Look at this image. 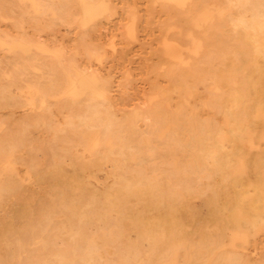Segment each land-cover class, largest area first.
<instances>
[{
    "label": "rangeland",
    "instance_id": "1",
    "mask_svg": "<svg viewBox=\"0 0 264 264\" xmlns=\"http://www.w3.org/2000/svg\"><path fill=\"white\" fill-rule=\"evenodd\" d=\"M10 1V0H9ZM12 1H13V3H12ZM40 1V3H39V5H37V10H36V8H35V6L34 5H32V3H30V1H26V3L24 2H22V0H17V2H16V0H11L10 2H8V1H3V0H0V2H3V5H5V6H3L2 5V3L0 4V80H2V81H0V83L3 85V88L5 89V92L3 91V88L1 89V87H2V85H1V87H0V89H1V91L2 92H0V97L1 98H3L4 100L2 101V99L0 100L1 101V103L3 102H5L7 99H9V100H7V101H9V102H5L6 103V107H5V105L2 103V105L4 106H2L1 105V103H0V124L2 123L3 125H0V130H1V126H2V130L0 131L1 133L0 134H2V131H3V134H2V136L0 137V150L3 148V150H1L0 152L2 153H0V251L2 252H0V264H4L5 263V261H6V263L5 264H7V263H10V264H12V262H13V264H15V263H17V261H18V264H19V262L21 261V263L22 264H24L23 262H26L25 264H34V262H35V264L37 263H39V264H41V262L43 263V264H45L47 261L50 263V264H52V263H54V264H59L58 262H60V264H61V262H62V264L64 263V261H65V263L64 264H71V263H74V264H76V263H78V264H93V263H95V261H98L97 262V264H108L107 262H109V264H111V262H112V260L115 258V256H116V260H113V262H112V264H116V263H118V261H120V263H118V264H126L127 263V261H128V259H129V262H128V264L130 263V259H131V263L130 264H142V262H143V264H148V262H150L149 264H153V262H154V264L156 263V264H158L157 263V261H155L154 260V258H156V256H153V255H155V253H158L159 254V252L160 251H158V250H160L163 246L165 247H163L162 248V250L161 251H163L164 252V250L166 249V252H164V253H162V252H160V254H162L163 255V257L165 258V256H166V258L168 259L167 261H169V263L171 262H173V260H172V257H169L170 255H168V254H170V252L172 251L173 252V250H175L176 248L178 249V257H179V259H177L178 257L176 256V259H175V263L174 264H180V262H181V264H182V261L183 260H185L188 264H190L193 260H194V258L198 255V254H200V255H202V257L203 256H208L209 254H211L212 252V254L210 255V256H208V257H206V258H204L203 257V264H214V261L213 260H215V264H216V261H217V264L219 263V262H222V259H223V263L224 264H230V263H232V261H234V263L236 262V264H241V261L243 260V264H264V221L262 220V222H260L259 220H256V221H258L259 222V224H257V227L256 228H253V229H249L248 227V229L249 230H252L251 232H249V230H247L246 229V227H245V229L244 230H246V231H244L243 229H242V231H238L237 229H235L234 228V225L232 224V222H231V226L230 227H233V230H234V235H232V228L230 229V227H229V225L227 224V222L225 223L226 224V226L228 225V227H225V224H224V222L225 221H228L229 220V213H231L232 211H230V207L233 209V208H235V210L233 209V212H236V213H239L240 215H241V217H243V218H248V219H250V220H254V219H259V218H261V216L264 218V214H262V213H264V170H263V168L264 167H262V165L261 164H259V163H257V162H255L254 163V161H256L255 159H256V157H257V159H259V158H261L262 159V157L264 156V150H260V147L263 149L264 148V135H263V133H264V119H260L259 121H261V123L260 122H258L257 124H255L256 126L257 125H259V127H257V129H256V126L255 127H251V126H254V123L251 125L250 123H248V122H250V121H247L248 120V117L247 118H245L246 116H245V114L246 113H249V112H251L252 110H253V106H251V102H254V99H257L258 97H256L254 94H259L258 96H259V98L260 97H262L261 99H258L259 101H261V102H263L264 101V95L262 96V94H264V77H262V76H264V72L262 73V75L261 76H259L257 73L255 74V73H253L255 70V67L257 66V65H259V63L258 62H260V65H259V67L260 66H263V67H261V68H263L264 69V61H263V59H262V61H256V58H254V60H253V57H251L252 56V51H251V49H253V48H251V46H252V44L250 43V42H248L249 40L246 38L247 36H248V34H249V29L248 28H244L245 26L243 25V22H242V24H241V18L239 17L240 15L242 16L243 15V11H244V9L245 8H247V7H249V5L248 4H250L249 3V1L250 0H241L240 1V3H239V0H227V2H226V4L224 3L226 0H224L223 1V3L221 4V1L222 0H180V2L181 3H179V4H177V5H175V3H173V2H171V1H166V0H164V1H161V0H113V1H111V0H89V3H83V2H81V3H79L80 1H76V0H66V2L64 1V0H55V3L56 2H60L59 4L58 3H56L57 5L54 7V8H58L57 6H60L61 7V5L62 6H64L63 8L61 7V9H60V7H59V9H57L58 10V12H57V10H54V12H53V10H51V8H49V7H51V5L54 3L53 1L54 0H39ZM63 1V2H62ZM70 2V3H73L74 2V4H69L68 2ZM197 1H198V4H197ZM199 1H201L202 2V4L203 5H200L201 3L199 2ZM229 1V2H228ZM238 1V2H237ZM246 1L248 2V4L246 3ZM253 1H255V0H253ZM258 1H260L259 2V4H261L262 3V0H256V2H258ZM6 2H8V3H5ZM19 2V3H18ZM21 2V3H20ZM45 2H46V4H45ZM53 2V3H52ZM90 2H91V4H90ZM100 2V3H99ZM102 2V3H101ZM111 2V3H110ZM169 2V3H168ZM206 3V5H207V7H206V5L204 4V3ZM217 4H216V3ZM234 2H236V3H234ZM263 2H264V0H263ZM29 3H30V5H29ZM43 3V4H42ZM66 4V5H64V4ZM68 3V4H67ZM78 3V4H77ZM96 3V4H95ZM194 5H193V4ZM209 3V4H208ZM229 3V4H228ZM231 3H232V5L233 6H231ZM236 4V5H234V4ZM243 3H245L244 4V6L242 5ZM11 4V5H10ZM22 4H24V5H22ZM50 4V5H49ZM169 4V5H168ZM186 4L188 5L189 4V6L190 7H186ZM2 5V6H1ZM27 5H29V7H26ZM69 5H71V6H69ZM84 6L83 8L81 7V6ZM91 5H93V6H91ZM109 5H111V6H109ZM173 5V7L171 8V6ZM184 5V6H183ZM226 5V6H225ZM238 5H239V7H238ZM242 5V7L243 8H241L240 6ZM251 5V4H250ZM14 6V7H13ZM42 6H44V7H47V8H45V11H41L42 9L44 10V8L42 7ZM67 6H69V8L67 7ZM75 6H78V8L76 7L75 8ZM89 6H91V7H89ZM95 6V7H94ZM176 6H178V7H176ZM195 6H197V7H201V9H199L198 8V10H194V9H197V7L195 8ZM211 6V7H210ZM228 6V7H227ZM230 6H231V8H230ZM234 6H236V9H235V7ZM7 8L6 10L5 9H3V8ZM16 7V8H15ZM20 7V8H19ZM26 9H28L29 11H27V10H25V8ZM38 7H41L42 9H40V8H38ZM67 7V8H66ZM71 7H73V10H72V8ZM86 7V8H85ZM186 7V8H185ZM209 7V8H208ZM214 7V8H213ZM227 7V8H226ZM8 8H9V10H8ZM12 8V9H11ZM33 9V12H30L32 9ZM167 8H169V9H167ZM178 8V9H177ZM186 9V10H184V9ZM192 8H194L193 10H192ZM212 8V9H211ZM221 8V9H220ZM225 8V9H224ZM242 9V12H241V9ZM10 9H11V11L13 12H15V13H11L10 12ZM46 9H49V10H46ZM67 9V10H66ZM79 9V10H78ZM173 9V10H172ZM182 9H183V11H182ZM220 9V10H219ZM232 9V11H230ZM241 12V14L239 13V12H236V11H238V10ZM51 10V11H50ZM61 10V11H60ZM72 11H74V10H76V12L74 11L73 12V14L74 15H72L73 16V18H72V16L70 15L71 14V12ZM206 10H210V11H212V18H209V19H207V20H204L201 16H202V14H204V12L206 11ZM223 10V11H222ZM35 11V12H34ZM40 11L41 12H43V13H41L40 14ZM47 11V12H46ZM50 11V12H49ZM170 11V12H169ZM177 11V12H176ZM235 11V12H234ZM4 12V13H3ZM30 12V13H29ZM36 12H38V13H36ZM61 12V13H60ZM64 12V13H63ZM68 12H70V13H68ZM109 12V13H108ZM197 12V13H196ZM227 12H228V14H227ZM232 12V13H231ZM17 13V14H16ZM19 13V14H18ZM24 13H26V15L24 14ZM33 13H36L35 14V16H34V14ZM46 13H47V15H46ZM50 13L53 15H51V18L49 17V15H50ZM54 13V14H53ZM57 13V15L58 16H54L55 14ZM76 13H77V15H76ZM172 13V14H171ZM173 13H177L176 15L175 14H173ZM180 13L182 14V16L180 15ZM186 13H187V15L189 16H187L186 15ZM195 13V14H194ZM234 13V14H233ZM240 15H239V14ZM12 14V15H11ZM21 14V15H20ZM30 14H32V15H30ZM42 14H43V16H45V18H43V16H42ZM45 14V15H44ZM49 14V15H48ZM61 14V17L59 16ZM64 14V15H63ZM65 14H66V16H68V17H70V18H66L65 20H67V21H65V22H67V23H65L63 20L62 21H60L59 20V18L60 19H63L64 18V16H65ZM68 14V15H67ZM79 14V15H78ZM191 14V15H190ZM197 14V15H196ZM218 14V15H217ZM219 14H221V15H219ZM9 15H10V17H9ZM13 15L15 16V18H13ZM18 15V16H17ZM24 15V16H23ZM28 15H30L29 16V18H28ZM180 15V16H179ZM185 15V16H184ZM194 15V16H193ZM231 16V17H228L227 18V20L228 19H230V20H228V21H226V17L223 19L222 17L223 16ZM234 15H239L238 17L237 16H234ZM17 16V17H16ZM38 16V17H37ZM176 16V17H175ZM185 17V19H184V17ZM261 16H263V15H260L259 17H258V19L260 20H262L263 18H264V16L263 17H261ZM9 17V18H8ZM31 17V18H30ZM39 17H40V19H39ZM42 17V18H41ZM57 18V19H55V18ZM59 17V18H58ZM179 17V18H178ZM180 17H182L181 19H180ZM193 17V18H192ZM195 17V18H194ZM216 17V18H215ZM12 18V19H11ZM19 18V19H18ZM21 18H23L22 20H20ZM34 18V19H33ZM37 18V19H36ZM47 18V19H46ZM50 18V19H49ZM54 18V19H53ZM75 18H76V20H75ZM236 19V20H234V19ZM237 18H240V19H237ZM14 19H17V20H14ZM44 19V20H43ZM96 19V20H95ZM173 19H174V22H173ZM180 20V21H177V20ZM188 19V20H187ZM190 19H194L195 21H196V23H197V25L195 26V27H191L190 26V28H194V30H192V29H188V27L189 26H187L188 24V21L190 20ZM220 20V22H217V21H219ZM223 19V20H222ZM231 19H232V21H234V25H232L231 23H232V21H231ZM20 20V21H19ZM70 20V21H69ZM74 20V21H73ZM171 20V21H170ZM203 20V21H202ZM210 20H212V21H210ZM215 20V21H214ZM222 20V21H221ZM238 20V21H237ZM17 21H19V22H17ZM130 21H131V23H130ZM183 21V22H182ZM185 21H187L186 22V24L184 23ZM199 21V22H198ZM53 22V23H52ZM69 22H72V23H69ZM76 22H77V24H76ZM178 22V23H177ZM214 22V23H213ZM217 22V23H216ZM225 22H226V24H225ZM230 22V23H229ZM29 23V24H28ZM69 23V24H68ZM92 23V24H91ZM169 23V24H168ZM182 23H184L183 25H181ZM201 23H202V25H201ZM21 24V25H20ZM71 24V25H70ZM91 24V25H90ZM211 24H214V25H211ZM231 24V25H230ZM238 24V25H237ZM60 25V26H59ZM75 25H77L78 27H79V30H78V27L77 26H75ZM90 25V26H89ZM129 25V26H128ZM171 25V26H170ZM179 25H181V26H179ZM209 27H208V26ZM217 26V28H215L216 26ZM169 28H168V27ZM173 26V27H172ZM176 26H178V28L176 27ZM187 28H186V27ZM223 26H226V27H223ZM232 26H234V29H233V27ZM237 26H239V27H237ZM244 26V27H243ZM24 27V28H23ZM67 27V28H66ZM73 27V28H72ZM126 27H127V29H126ZM182 27H184V34L182 33L183 32V28ZM202 27V28H201ZM227 27H228V30L230 29V31H228L227 30ZM241 27H242V29H241ZM198 28V29H197ZM199 28H200V30H199ZM222 28H224V29H222ZM19 29V30H18ZM22 29V30H21ZM76 29H77V31H76ZM85 29V30H84ZM175 29V30H174ZM178 29V30H177ZM181 29V30H180ZM197 31H199V32H196V30ZM204 29V30H203ZM213 29V31H211ZM214 29H216L217 31L219 30V32H216V33H218L219 35H217L216 33H215V30ZM242 31H241V30ZM243 29H245V34L247 33V35H245L244 36V31H243ZM235 30V31H234ZM169 31V32H168ZM170 31H172V32H170ZM173 31H175V32H173ZM189 31V32H188ZM192 31H194V32H192ZM206 31V32H205ZM233 31V32H232ZM237 31V32H236ZM21 32V33H20ZM166 32H167V34H166ZM176 32H177V34H176ZM180 32V33H179ZM202 32L204 33V34H202ZM209 32H212V34L210 33L209 34ZM224 32V33H223ZM226 32V33H225ZM243 32V33H242ZM8 33V34H7ZM18 33H19V35H18ZM83 33V34H82ZM185 33H188V34H185ZM195 33V35L197 36V39H195L196 38V36L194 35L193 36V34ZM198 33V34H197ZM208 33V34H207ZM236 33V34H235ZM239 35H238V34ZM84 34H85V36H84ZM128 34V35H127ZM192 34V35H191ZM225 34V35H224ZM232 34V35H231ZM241 34V35H240ZM242 34H243V36H242ZM8 35V37H6ZM26 35V36H25ZM181 35V36H180ZM184 35H186V36H184ZM190 35V36H189ZM224 35V36H223ZM235 35V36H234ZM238 35V36H237ZM1 36H2V38H1ZM4 36V37H3ZM25 36V37H24ZM29 36V37H28ZM203 36V37H202ZM210 36V37H209ZM215 36H216V38H215ZM219 36H221V38H219ZM223 36V37H222ZM230 36V37H229ZM234 36V37H233ZM163 37H166L165 39L163 38ZM211 37H213L211 40L209 39V38H211ZM226 37L228 38V39H226ZM237 38V39H235V42H234V38ZM246 38L245 40H243L244 38ZM21 38H22V40H21ZM179 38H180V40H179ZM217 38H219L220 40H215V39H217ZM222 38H224V40L222 39ZM239 38H240V41H239ZM241 38H243V39H241ZM10 39V41H8ZM15 39V40H14ZM28 39V40H27ZM169 40V41H167V40ZM188 39V40H187ZM193 39V40H192ZM204 39V40H203ZM209 39V40H208ZM213 39H214V41H213ZM5 40V42H3ZM37 40V41H36ZM182 40H183V42H182ZM197 42H196V41ZM200 40H202V42L204 41L205 43H203L204 45L205 44H207V41H208V45H205V46H208V51L206 52V50H207V48L204 46L203 47V45L201 44L202 42L200 41ZM206 40V41H205ZM241 40L243 41V42H241ZM248 40V41H247ZM6 41H8V42H6ZM167 41V42H166ZM174 41V42H173ZM192 41V42H191ZM214 42V43H211V42ZM224 41V43H223V45H221V42H223ZM232 41V42H231ZM9 42H11V43H9ZM33 43V44H29V43ZM163 42V44L164 45H166V46H164L163 44H162V46H161V43ZM185 42H187V43H185ZM209 42L211 43V44H209ZM220 42V43H219ZM227 42V43H226ZM237 42V43H236ZM247 42V43H246ZM35 43H37V44H35ZM169 43V44H168ZM181 43H183L184 45H187V46H189V47H187V46H183V44H181ZM190 43V44H189ZM196 43V44H195ZM199 45H201V46H199ZM226 43V44H225ZM237 45V48H235L234 46H236L235 44ZM243 43H245L244 44V46L246 45L247 46V48H246V46L244 47L243 46ZM11 44V45H10ZM179 44H181L180 46H179ZM213 44V45H212ZM214 44H216L217 46H218V48H217V46L215 47L214 46ZM225 44V45H224ZM240 44H242L241 45V47H239L240 46ZM249 44H251V45H249ZM17 45V46H16ZM32 45L34 46V47H32ZM37 45V46H36ZM168 45H170V46H168ZM212 45V46H211ZM232 45H233V47L235 48H233V49H231L230 47H232ZM239 45V46H238ZM2 46H3V50H2ZM5 46V47H4ZM39 46V47H38ZM168 46V47H167ZM211 46V47H210ZM222 46H224V48L222 47ZM230 46V47H229ZM43 49H42V48ZM164 49H162V48ZM172 48V49H174V50H176L177 52H180V53H178L179 55H178V57H172L171 56V59L172 60H175L176 58H178V59H176V60H178V62L177 63H175V62H173L172 60L170 61V58H168V55H165V48ZM177 47V48H176ZM198 47V48H197ZM210 47V48H209ZM220 47H222L221 48V50H220ZM251 49H250V48ZM17 48L19 49L18 51H17ZM32 48H33V50H34V52H33V50H32ZM47 50H46V49ZM215 48V49H214ZM225 48H227V49H225ZM239 48V49H238ZM244 48V49H243ZM246 48V49H245ZM248 48H249V50L251 51V52H249L248 53ZM6 49V50H5ZM14 49V50H13ZM36 49V50H35ZM179 49H180V51H179ZM231 49V50H230ZM10 50V51H9ZM20 50H21V52H20ZM48 50H50L49 52H47ZM76 50V51H75ZM90 50V51H89ZM188 50V51H187ZM197 50H198V53H197ZM199 50L201 51V50H203V51H201V53L199 52ZM225 51V50H227V53L228 52H230V51H235L234 53H236V56L234 55V53L232 54L231 52L229 53L230 55H232L231 57H229L228 56V54H226V51L224 52V54H223V52H220V51ZM247 52H246V51ZM6 51V52H5ZM14 51H15V53H14ZM18 53H17V52ZM39 51V52H38ZM56 51V52H55ZM69 51V52H68ZM89 51V52H88ZM92 51V52H91ZM205 51V52H204ZM209 51H211V52H209ZM238 51H240V52H238ZM245 51V52H244ZM25 53V54H23V53ZM33 52V53H32ZM38 52V53H37ZM55 52V53H54ZM77 54H76V53ZM97 52V53H96ZM188 52H190V53H188ZM195 52V53H194ZM204 52V53H203ZM209 52V53H208ZM212 52H214L215 53V57L214 56H212ZM221 54H220V53ZM245 53V56H243L244 55V53ZM6 55H5V54ZM9 53V54H8ZM31 55H30V54ZM36 53V54H35ZM40 53H41V55H40ZM46 53H49V55H51L52 54V57H47V56H49L48 54H46ZM90 53V54H89ZM94 53H96V54H94ZM192 53V54H191ZM208 53V54H207ZM211 53V54H210ZM239 53V54H238ZM241 53H243L242 55H241ZM249 55H248V54ZM13 54V55H12ZM48 58H46L44 55ZM55 54H56V57H55ZM66 54V55H65ZM85 54H87V55H85ZM167 54V53H166ZM194 54V56H192ZM200 56H199V55ZM202 54H204V56L206 57V61H205V57L202 55ZM221 56V57H219V55ZM224 55V59H225V57L227 58V60L226 61H228V63L226 62V65H225V63H224V65H222L223 64V62L225 61L224 59H222L223 61L221 62L219 59H221V58H223L222 56ZM9 55H10V57H9ZM33 55V56H32ZM36 55V56H35ZM41 57H40V56ZM73 55H75V56H73ZM90 55V56H89ZM162 55H164V58H165V60H164V58L162 57ZM206 55H210L209 57L208 56H206ZM214 55V54H213ZM218 55V56H217ZM241 55V56H240ZM251 55V56H250ZM30 57L31 56V61H29V59H27L28 57ZM100 56V57H99ZM167 56V57H166ZM196 56H198V58H199V60H198V58H196ZM235 58H234V57ZM8 57H9V59L10 60H13V62L12 61H10V60H8L7 61V59H8ZM23 57V58H22ZM25 57H27L26 59H25ZM46 59H45V58ZM54 57V58H53ZM57 57H58V59L59 60H57ZM66 60H63V61H65V62H61L62 61V59L63 58ZM71 57V58H70ZM77 57V58H76ZM91 57V58H90ZM170 57V56H169ZM181 57V58H180ZM185 58V59H182V58ZM194 57V58H193ZM214 57V58H213ZM252 59H251V58ZM13 58V59H12ZM14 58L17 60L18 59V61H16V60H14ZM22 58V59H21ZM37 58H39V59H37ZM49 58H52L53 59V61L55 62H53L51 59H49ZM56 58V59H55ZM67 58V59H66ZM89 58V59H88ZM95 58V59H94ZM210 58V59H209ZM218 60H217V59ZM239 58V59H238ZM248 58V59H247ZM180 59V60H179ZM197 59V61L195 62V63H193L195 60ZM200 59H202L203 60V62H202V60H200ZM212 59H216L215 60V62L217 61V63H219L220 64V62H221V66H219L217 63H215L214 62V60H212ZM234 59V60H233ZM238 59V60H237ZM34 60H38L39 61V63H38V61H35V63L36 64H34ZM45 60H48V61H46L45 62ZM58 61V63H56L57 61ZM68 60H71V61H68ZM76 60H78V61H76ZM96 60H98V61H96ZM211 60H212V62H211ZM229 60L231 61V63L229 62ZM249 60H251V61H249ZM258 60V59H257ZM42 61H43V64H42ZM52 61V62H51ZM182 61V62H181ZM187 61V62H186ZM191 61V62H190ZM201 61V62H200ZM234 61H238V62H234ZM253 61H255V62H253ZM16 62H19V65H18V68H19V66H20V71H19V69H18V71H19V73H18V71L15 69V68H17V64L18 63H16ZM22 62V63H21ZM29 62H31V64L29 63ZM47 62H48V64H47ZM51 64H50V63ZM74 62V63H73ZM185 62V63H184ZM198 62V63H197ZM199 62H200V64H199ZM207 62H208V65H204V64H207ZM214 62V63H213ZM251 62H252V64H251ZM6 63H8V64H6ZM10 63H12V64H15L16 63V66L15 65H11ZM27 65H26V64ZM64 63V64H63ZM66 63V64H65ZM179 63V64H178ZM180 63H181V65H180ZM183 63V64H182ZM211 63L213 64V66L215 65H218V66H214L215 67V69H214V72H215V70L216 69H218V71H216L217 73H220V74H218V76L217 77H215L216 75H217V73L215 72H213V68L214 67H212V65H211ZM230 63V64H229ZM232 63H233V65H232ZM236 63H238V64H236ZM249 63V64H248ZM256 63V64H255ZM258 63V64H257ZM2 64H4V65H2ZM25 64V65H24ZM38 64V65H37ZM40 64V65H39ZM47 64V65H46ZM53 64H55L56 65V67H55V65H53ZM58 64H61V65H58ZM68 64H70V65H68ZM100 64V65H99ZM169 64V65H168ZM194 64H198V66L196 67V65H194ZM203 64V65H202ZM209 64H210V66H209ZM247 64V65H246ZM263 64V65H262ZM36 65V66H35ZM76 65H78V67H76ZM82 65V66H81ZM165 65H166V67H165ZM173 65V66H172ZM178 65V66H177ZM183 65V66H182ZM232 65V66H231ZM238 65V66H237ZM241 65V66H240ZM249 65H251V66H249ZM255 65V66H254ZM4 66H6V67H4ZM10 66V67H9ZM12 66V67H11ZM24 66H26V67H23ZM33 67V69H31V67ZM38 66V67H37ZM43 66V67H42ZM51 66V67H50ZM60 66V67H59ZM71 66V67H70ZM84 66V67H83ZM88 66V68H85V67H87ZM201 66H203L204 68H206L207 66V68L209 69L208 71H207V69H206V71L204 70V68L202 67V68H200V69H202L201 71H199L200 69L198 68V67H201ZM206 66V67H205ZM223 66H225V69L227 70V72L225 71V69H224V67ZM226 66H228L227 68H226ZM28 67H29V69H31V72H30V70L28 69ZM45 67V68H44ZM46 67H49L50 69L49 70H46V69H48V68H46ZM64 67V68H63ZM80 67V68H79ZM179 67V68H178ZM186 67V68H185ZM219 67H221V68H219ZM230 67V68H229ZM253 67V71L252 70H250V68H252ZM55 68H56V70H55ZM60 68H62V71H61V69ZM74 70H73V69ZM83 68V69H82ZM167 68V69H166ZM169 68V69H168ZM172 68V69H171ZM199 70H198V69ZM212 69V71H211V69ZM228 68H229V70H228ZM233 70H232V69ZM245 68V69H244ZM247 68H248V70H247ZM15 69V70H14ZM23 69H25V70H23ZM39 71H38V70ZM57 69H58V71H57ZM68 69V70H67ZM183 69V70H182ZM193 69H197V70H193ZM4 70V71H3ZM7 70H9V71H7ZM12 70V71H11ZM23 70V71H22ZM36 71V74H35V71ZM52 70H53V72H52ZM66 70V71H65ZM78 70V71H77ZM95 70V71H94ZM177 70V71H176ZM190 70H192L191 71V73H190ZM224 72H223V71ZM232 71V73H231V71ZM243 70H244V73H243ZM247 70V71H246ZM26 71V72H25ZM41 71V74H39V72ZM46 71V72H45ZM57 73H59L60 72V75L59 74H57ZM170 71V74L168 73ZM229 71V72H228ZM246 71V72H245ZM248 71H250V73L248 72ZM4 72H6V73H4ZM10 72V73H9ZM21 72H23V73H21ZM33 72V73H32ZM182 72H183V74H182ZM194 72V73H193ZM196 72H198V73H200V74H202V72L204 73V76H203V74L200 76V74L198 75V73H197V76H195L196 75ZM213 72V73H212ZM235 72H239L238 74H240V75H238L237 73H235ZM243 74H245V75H243ZM1 73H4V75L2 74V76H3V78H2V76H1ZM8 73V74H7ZM21 73V74H20ZM30 73V74H29ZM69 74V75H66V74ZM71 73V74H70ZM77 73H78V75H77ZM186 73V74H185ZM189 73V74H188ZM205 73H206V76H205ZM10 74V75H9ZM19 74V75H18ZM27 74H28V76L29 77H26L27 76ZM57 74V75H56ZM74 74V75H73ZM100 74V75H99ZM195 74V75H194ZM214 74H216V75H214ZM223 74H225L224 76H223ZM227 74H230V76L228 75V77H227ZM254 74V75H253ZM7 75H8V77H7ZM22 75V76H21ZM41 75V76H40ZM53 75H55V76H53ZM64 75V77L62 78V76ZM67 77H66V76ZM71 75H73L74 77H72ZM98 75V76H97ZM189 75H191V77L189 78ZM195 76L194 78H192L193 76ZM207 75H208V77H207ZM211 75H214L213 77L211 76ZM231 75H232V77H231ZM238 75V76H237ZM61 76V78H59ZM68 76H70V77H68ZM102 76V77H101ZM211 76V77H210ZM254 76H255V78H254ZM7 77V78H6ZM23 77V78H22ZM34 77V78H33ZM100 77V78H99ZM179 77V78H178ZM182 78V80L185 82V85H184V82H182V80H181V78ZM199 77H200V79H199ZM203 77V78H202ZM220 77H221V79H220ZM230 77V80H228V78ZM234 77V79L236 78V81L234 80H232V78ZM240 77H241V79H240ZM245 77H247V78H245ZM20 78V79H19ZM65 78H67V80H65ZM75 78V79H74ZM102 78V79H101ZM188 78V79H187ZM205 78V79H204ZM208 78V79H207ZM215 78V79H214ZM239 80H238V79ZM258 78V79H257ZM259 78H261V79H259ZM4 79V80H3ZM50 79V80H49ZM53 79H54V81H53ZM73 79H74V81H73ZM181 81H180V80ZM200 80V81H202L201 83H200V81H196V80ZM208 81H207V80ZM247 79V80H246ZM263 79V80H262ZM13 80H16V81H14V82H12ZM21 80V81H20ZM40 80V81H39ZM61 80V82H58V81H60ZM64 80V81H63ZM102 80H105L104 82H102L101 83V81ZM195 80V81H194ZM206 81L205 83H204V81ZM216 80H217V82H216ZM218 80H220L219 81V83H221L219 86H218ZM241 80V82L239 83V81ZM243 80H245V81H243ZM258 80H261V81H258ZM29 81H31V82H29ZM38 81V82H37ZM42 81H44V82H42ZM63 81V82H62ZM67 81V82H66ZM69 81H70V83L73 81V84L71 83H69ZM177 81H179V82H177ZM187 81V82H186ZM189 81H191V82H189ZM195 82V83H192V82ZM213 81H215V82H213ZM225 81V82H224ZM238 81V82H237ZM243 81V82H242ZM31 83V85L33 86V85H36V87H39L41 90H42V87H43V91H44V93H46V105L49 107V109H48V107H42V108H46V109H42V108H39V106H36L35 108L37 109V112H36V110H35V108H33L31 105H28V103L26 102V101H24V100H26V93H27V89H28V87H29V85L28 84H23V83ZM32 82H33V84H32ZM36 84H35V83ZM47 82V83H46ZM57 82V83H56ZM65 82H66V84H65ZM77 82V83H76ZM182 82V83H181ZM196 82H199V83H197L196 84ZM209 82V83H208ZM213 82V83H212ZM224 82V83H223ZM227 82V83H226ZM228 82H229V84L230 83H232L231 85H229L228 84ZM244 82L246 83V84H244ZM252 82H253V85H252ZM259 82H261V83H259ZM262 82H263V84H262ZM13 83V84H12ZM43 83V84H42ZM61 83H62V85H61ZM99 83V85H97ZM104 83H106V84H104ZM180 83V84H179ZM189 83V84H188ZM191 83V84H190ZM206 83H207V85H206ZM215 83V84H214ZM217 83V84H216ZM225 83H226V85H225ZM237 83V84H236ZM241 83H243V84H241ZM258 83V84H257ZM42 84V85H41ZM50 84V85H49ZM78 84V85H77ZM110 86H109V85ZM177 84V85H176ZM183 86H182V85ZM208 84L210 85V86H208ZM227 84H228V86H227ZM238 84H241V86H243V87H241L240 85L238 86ZM262 84V85H261ZM14 85V86H13ZM27 85V86H26ZM30 85V86H31ZM41 85V86H40ZM55 86L56 88V90L55 89H53L54 87L53 86ZM71 85V86H70ZM106 85V87L104 88L103 87V89H102V86H105ZM174 85V86H173ZM189 85H190V87H189ZM194 85V86H193ZM224 85L226 86V87H229L230 89V91H235V93L234 92H229L228 91V89L226 88V87H224ZM248 85V86H247ZM257 85H260V86H258V87H256ZM48 86V87H47ZM50 86H52L51 87V89L49 88ZM60 86H62V87H60ZM85 88H84V87ZM207 86V87H206ZM212 86V89L210 88ZM214 86V87H213ZM216 86V87H215ZM223 88H222V87ZM236 87V89L234 90L232 87ZM263 86V87H262ZM22 87V88H21ZM59 87V88H58ZM101 87V88H100ZM110 89H109V88ZM188 88V90H187V88ZM194 87V88H193ZM198 87V88H197ZM210 88V90H208L209 88ZM221 87V88H220ZM234 87V88H235ZM241 87V88H240ZM248 87H249V89H248ZM261 87H262V89H261ZM11 88V89H10ZM15 88H19V89H15ZM47 88H49V89H47ZM66 88V89H65ZM106 88H108V89H106ZM182 88V89H181ZM190 88V89H189ZM206 88H208V89H206ZM214 88V89H213ZM220 88V89H219ZM237 88H238V90H237ZM247 88V89H246ZM252 88V89H251ZM15 89V90H14ZM23 91H22V90ZM48 90V92H47V90ZM58 89H60L59 91H58ZM106 89V90H105ZM193 91H192V90ZM223 90V94H221V92H220V90ZM225 89V90H224ZM231 89H233V90H231ZM250 89H251V91H250ZM16 92H14V91ZM50 90V91H49ZM66 90V91H65ZM84 90V91H83ZM89 90V91H88ZM158 90V91H157ZM185 92H184V91ZM187 90V91H186ZM198 90H202V91H198ZM206 90H207V93L209 94V92H210V94H212L211 92H213V94H214V96L213 95H208L207 93H206ZM212 90H214L215 91V93H214V91H212ZM246 90H248V91H246ZM53 91V92H52ZM57 91V92H56ZM68 91V94H66L65 92H67ZM107 91V92H106ZM110 91V92H109ZM159 91H161L160 93H157V92H159ZM164 91V92H163ZM219 91V92H218ZM226 91H228L229 93H231V94H229V93H227ZM237 91H239V92H237ZM241 91L243 92V93H241ZM4 92V94H2ZM21 92V93H20ZM86 92V93H85ZM91 94H90V93ZM167 94H166V93ZM182 92H183V94H182ZM192 92V93H191ZM193 92H194V96H193ZM227 93V94H225V93ZM246 92V93H245ZM248 92V93H247ZM16 94V95H14V94ZM20 93V94H19ZM58 93V94H57ZM65 93V94H64ZM182 95H181V94ZM184 93H186V94H184ZM188 93L190 94V95H188ZM219 93V94H218ZM238 93H240V94H238ZM250 93V94H249ZM19 94V95H18ZM61 94V96H59ZM68 95L67 97L66 96H64V95ZM155 94V95H154ZM158 94V95H157ZM163 94V95H162ZM205 94H207V96H210V97H208L207 98V96L205 95ZM217 94L219 95V96H217ZM242 94H243V97H242ZM254 96H252V95ZM4 95V96H3ZM6 95V96H5ZM17 95H18V97H17ZM70 95V96H69ZM87 95L89 96V97H87ZM93 95V96H92ZM167 95V96H166ZM169 95V96H168ZM202 95V96H201ZM220 95L224 98L225 97V99H223L222 97H220ZM224 95V96H223ZM230 97H229V96ZM238 97H237V96ZM245 95V96H244ZM251 95V96H250ZM8 96V97H7ZM15 98H14V97ZM20 96H21V98H20ZM48 96H50V97H48ZM57 98H56V97ZM83 96V97H82ZM84 96H86V97H84ZM100 96V97H99ZM153 96H155V97H153ZM159 96H161V97H164V98H166L165 100H164V98H163V100H162V98H160ZM179 96H182V97H179ZM188 97V98H186V97ZM205 96H206V98H205ZM242 97V99H239L240 97ZM247 96H249V97H247ZM53 97H55V99L57 100H55V99H53ZM59 97V98H58ZM63 97V98H62ZM70 97H72V98H70ZM79 97H82V98H79ZM100 98V100H101V98L102 97H104V99L103 100H101V101H104V100H106L107 102H106V104H105V101L103 102L104 103V105H102L103 103L102 102H100V103H98L97 104V102H98V98ZM110 97H111V99H110ZM169 97V98H168ZM191 97H193L192 99H191ZM211 97H213V98H211ZM218 97H219V99H218ZM236 97V98H235ZM253 97V98H252ZM5 98H7L6 100H5ZM65 98H67L68 100H73V98H74V100H75V102H71V101H68V100H66ZM84 98V99H83ZM91 98V99H90ZM170 98H171V100H170ZM216 98V99H215ZM232 98V99H231ZM233 98H235V100H233ZM243 98H244V100H243ZM248 98H249V100H248ZM17 99H21V100H17ZM48 99V100H47ZM59 99H64L63 101L61 100H59ZM83 99V100H82ZM157 100V99H159L160 100V103H159V100L158 101H154V103L152 102L153 100ZM182 99V100H181ZM198 99H200L199 101H200V103H199V101H197ZM209 99H211L210 101H209ZM13 100H15L14 102H15V105L13 104L14 102H13ZM73 100V101H74ZM79 100H82V101H87L86 103L88 104V107H89V105H92V108H95V109H92V110H94V112L92 111V110H90V113H91V111L93 112V114H95V115H93V114H91L93 117L94 116H96V117H92L91 115H90V113H88V114H86L87 113V111L89 112V109H90V107L88 108V107H84V108H87V109H84L83 108V106L84 105H86L85 104V102H82V101H79ZM91 100V102H89ZM97 100V101H96ZM99 100V101H100ZM109 100V101H108ZM165 102V104L164 105H162L161 106V104H163V102ZM170 102H169V101ZM188 101V102H185V101ZM214 100V101H213ZM219 100V101H218ZM222 100V101H221ZM225 100V101H224ZM239 100H240V103H239ZM242 100V101H241ZM248 100V101H247ZM250 100H251V102H250ZM11 101V102H10ZM67 101H68V103L70 104V108H69V106H66V107H64V105H68L67 104ZM95 101V102H94ZM148 101H150V102H148ZM166 101H168V102H166ZM182 101V102H181ZM213 101V102H212ZM219 102V107H218V105L215 107V106H213L212 104H214V105H216L215 103L216 102ZM224 101V102H223ZM228 101H230V102H228ZM234 101H236V103H237V106L235 105V107L233 106V104H236ZM18 102V103H17ZM61 102H63L64 104H61ZM77 102V103H76ZM155 102H157V104L155 103ZM162 102V103H161ZM231 102H233V103H231ZM21 105H20V104ZM24 103V104H23ZM50 103V104H49ZM74 103V104H73ZM82 103H84V104H82ZM94 103V104H93ZM95 103H96V107L94 106L95 105ZM108 103V104H107ZM212 103V104H211ZM223 103H228V104H224L225 105V107H224V105H223ZM241 103H242V105H241ZM245 103V104H244ZM250 103V104H249ZM15 106H13V105ZM17 104H19V106L17 105ZM26 104L28 105V106H26ZM71 104H73V105H71ZM78 104V107L76 106ZM82 104V105H81ZM159 104V105H158ZM166 104H167V106H166ZM200 104V105H199ZM231 104V105H230ZM247 104V105H246ZM23 105V106H22ZM25 105V106H24ZM57 105V106H56ZM60 105L62 106V111H61V107H60ZM100 105H102L101 107H100ZM108 105V106H107ZM110 105V106H109ZM156 105V106H155ZM223 105V106H222ZM228 105V106H227ZM230 105V106H229ZM241 107H239V106ZM244 105V106H243ZM263 105H264V102H263ZM13 106V107H12ZM71 106L73 107V106H75V107H73V108H71ZM99 106V107H98ZM104 106H106V109L104 108ZM111 106H112V111H111ZM30 109H29V108ZM39 108V110H38V108ZM53 107V108H52ZM78 109H77V108ZM82 107V108H81ZM103 107V108H102ZM150 107H151V109H150ZM156 107V108H155ZM158 107V108H157ZM160 107V108H159ZM170 107V108H169ZM194 107V108H193ZM233 107V108H232ZM59 108H60V111H59ZM147 108H149L148 110H150V111H147ZM163 108H164V110H163ZM166 108L168 109H171V110H166ZM174 108V109H173ZM176 108H180V110H182V109H184V110H182V111H180V110H178V109H176ZM182 108V109H181ZM192 108L195 110V114L193 115V113L194 112H192ZM220 110H219V109ZM235 108V109H234ZM32 109V110H31ZM43 111H42V110ZM53 109V110H52ZM54 109H56V110H54ZM69 109H72V110H70L69 111ZM76 109V111H77V113H78V116H79V118L77 119L76 117H78L75 113H76V111L74 112V110ZM100 110V113H99V110ZM101 109H103V110H101ZM110 109V110H109ZM113 109H115V110H113ZM157 109V110H156ZM160 110V112H159V110ZM176 109V110H175ZM186 109V110H185ZM217 109L219 110V113H217L218 111H217ZM227 109L228 110H234L233 112L235 113H233L232 111H227ZM238 109V110H237ZM25 110H30V112H26ZM48 110V111H47ZM52 110V111H51ZM86 112L85 113V115H86V117H85V115H84V111ZM87 110V111H86ZM98 110V113L96 112ZM163 110V111H162ZM178 110V111H177ZM187 110H189V111H187ZM223 111V114H220V112L222 113V111ZM238 112H240V115L239 114H237V111ZM240 110V111H239ZM65 111H66V113H65ZM71 111H73L72 113H70ZM102 111V112H101ZM112 112V113H107V112ZM116 112L115 114H117V112H118V114L117 115H115L114 114V112ZM141 111V112H140ZM156 111V112H155ZM165 111V113H166V111H167V113H166V115L167 116H169L168 117V119L166 118V115L165 114H163L162 112H164ZM173 111L175 112H177L178 114L180 113V112H182V115L181 114H179L180 116H182L181 118H183V119H185V115H186V113H187V115H189V116H187L186 115V119H188L189 118V120L187 121L186 119L184 120V122H182L183 121V119H181V118H179V115L176 113V115L174 114H172L173 113ZM245 111V112H244ZM46 114H45V113ZM48 112V113H47ZM56 112V113H55ZM68 112V113H67ZM134 114H133V113ZM226 112H228L229 113V115H228V113H226ZM25 113H26V115H25ZM28 113V114H27ZM55 113V114H54ZM108 115H107V114ZM136 113V114H135ZM145 113H148V115L147 114H145ZM160 113V114H159ZM171 113V114H170ZM190 113V114H189ZM225 113V114H224ZM230 113L231 114H233V117L230 115ZM30 114V115H29ZM47 114H49V116L47 115ZM63 114V115H62ZM66 114V115H65ZM70 114V115H69ZM97 114H100V117L97 115ZM112 114H113V116H112ZM139 114H141V115H139ZM143 114V115H142ZM145 114V115H144ZM152 116V118H151V116ZM153 114V115H152ZM32 115V116H31ZM37 115V116H36ZM40 115H42V117L40 116ZM62 117H61V116ZM84 115V117H82ZM101 115H102V118L104 119H101ZM107 116V117H105V116ZM112 116V117H110V119H112V120H110L108 117L109 116ZM125 115V116H124ZM155 115H156V117H155ZM160 115H162V116H160ZM171 115V116H170ZM177 115H178V118H177V121H176V117H177ZM184 115V116H183ZM225 115V116H224ZM236 115H237V119H235L236 118ZM245 116L244 118H245V120H244V118L242 117V116ZM25 116H27V117H25ZM32 118H30V117ZM34 116H35V118H34ZM53 118H52V117ZM59 116V117H58ZM63 116H65V117H63ZM67 116V117H66ZM70 116H74V117H71V119L69 118ZM90 116L92 119H95L96 121H100V119H101V123H100V125H102V122H103V125H107V127H108V125L109 124H111V125H109L110 127H108V133H109V136H106V138L108 139H103L102 138V142H101V144H99L98 145V147H99V150H97V147H96V149H95V147H94V141L92 140L93 139V129H96V127L98 126H95V124H96V122L94 121V120H92V119H90V121L88 122V121H86L85 119H88V117ZM97 116L99 117V119L97 118ZM115 116V117H114ZM118 116H124V117H118V119H117V117ZM128 116L130 117V118H128ZM163 116H165V117H163ZM194 116V117H193ZM199 116V117H198ZM229 116H231L232 117V119H231V117H229ZM235 116V117H234ZM238 116H240L241 118L240 119H243L242 120V123L240 124V128H242V130L246 127V129H244L243 130V132H244V134L246 135V130H247V128H249V126H250V128H252L253 129V134L255 133L256 134V132L257 133H259V134H256L257 136H259V135H261L260 137H256L255 136V134H254V140L257 142V143H259V145L255 142V145L248 151V152H245V154L243 153V154H240V155H236V156H234V161H236V158H239V159H242V160H244V166H243V168H241L240 170H234L233 172V174H231L229 171H227L226 173H224V172H221V170L219 169V164H218V162L220 161V155L224 158V155H225V157H226V154H225V151L226 152H228L229 150H231L235 145H234V141H233V139H232V137H229V135H228V131H226L227 129H228V127H229V125L228 126H225V122H226V119L228 118V121H229V119L231 120V121H233L231 124H230V122H229V124L230 125H232V124H234L237 120H240L239 118H238ZM48 118V119H51V120H46L45 121V119L46 118ZM57 117L59 118V119H57ZM89 117V118H90ZM126 117V118H125ZM144 117H145V119H144ZM147 117V118H146ZM162 119L161 120V123L162 124H160L159 122H160V119ZM175 117V118H174ZM195 117H197L196 119H198V121L195 119ZM220 117V118H219ZM221 117H223L222 119L224 120H221ZM22 118V119H21ZM25 118H27V119H25L26 120V122L25 123H27L26 125H25V123H24V119ZM42 118H45V119H42ZM85 118V119H84ZM124 118V119H123ZM171 118V119H170ZM216 118H218L217 120H215ZM9 119V120H8ZM33 119H35L34 121H33ZM38 119H41L42 120V124H41V120H40V122H39V120ZM55 119V120H54ZM64 121H63V120ZM68 119L70 120V122H68ZM77 119V120H76ZM80 119H82V120H84L83 122L82 121H78V120H80ZM113 119H114V121H115V124L114 125H116V129H115V126H113L112 127V124L114 123V121H113ZM120 119V120H119ZM122 119V120H121ZM135 119V120H134ZM140 119V120H139ZM153 119V120H152ZM168 120V121H165V120ZM181 119V120H180ZM193 119V120H192ZM203 119V120H202ZM212 119V120H211ZM23 120V122H21ZM28 120V121H27ZM30 120H32V121H30ZM44 120V121H43ZM57 120H59V122L57 121ZM74 120H76V121H74ZM117 120H119V122H120V124H118L119 122L117 121ZM132 121L131 122V124H130V121ZM171 122H170V121ZM175 120L179 125H177L176 126V122L173 121ZM178 120H180L179 122H181V123H179L178 122ZM190 120H192V121H190ZM199 120H201V122H199ZM205 120V121H204ZM50 121V122H49ZM53 121H56V122H54L53 123ZM65 121H66V123L67 124H69V125H67V124H65ZM92 121H94L93 122V125H92ZM113 121V122H112ZM129 121V122H128ZM149 121L151 122V124L149 123ZM156 122V124H155V122ZM186 121V122H185ZM218 121V122H217ZM17 122V123H16ZM30 122H31V124H30ZM35 122V123H34ZM45 122H49L50 123V127L49 126H47L49 123H45ZM62 122V123H61ZM64 122V123H63ZM76 122V123H75ZM82 122V123H81ZM88 124H87V123ZM106 122H108V124H106ZM170 122V123H169ZM188 122V123H187ZM206 122V123H205ZM215 122V123H214ZM222 122V123H221ZM6 123H8V124H6ZM54 124V126H52L51 124ZM57 123H59V124H57ZM81 123V124H80ZM84 123H86L85 124V127L87 128H85V127H82V126H80V125H83L84 126ZM123 123H125V124H123ZM168 123V124H167ZM186 123V124H185ZM193 123H197L196 125H194ZM203 123V125H202V127H199V125L201 126V124ZM19 124H21L20 126H19ZM33 124V125H32ZM39 125V127H38V125ZM74 124V125H73ZM77 124V125H76ZM80 124V125H79ZM134 124V125H133ZM139 124V125H138ZM165 124H167V126L165 125ZM170 124H172L171 126H170ZM182 124V125H181ZM189 124H191V125H189ZM221 124H223L222 126H224V128L226 129H222V132H224L223 130H225V132L224 133H222L221 132V127L222 126H220ZM25 126V128H23L24 130H22V129H20V128H22V127H24ZM32 125V126H31ZM34 125H36V126H34ZM60 125H62V126H60ZM68 127H67V126ZM87 125L89 126V127H87ZM99 125V126H100ZM120 125H122V126H120ZM132 125H133V127H132ZM153 127H152V126ZM158 125L159 126H161L160 127V129H158L157 130V128H158ZM163 125H165V126H163ZM186 125H188L186 128H191V130H192V132L190 131V129L188 130L187 129V131H186V128H185V126ZM193 125V126H192ZM197 125H198V127H197ZM244 125V126H243ZM247 125V126H246ZM18 126V127H17ZM43 126V127H42ZM59 126V127H58ZM63 126L65 127V128H63ZM70 126V127H69ZM80 126V127H79ZM95 126V127H94ZM98 126V127H99ZM118 126V127H117ZM121 127V129H120V127ZM155 126H156V128H155ZM180 128H179V127ZM190 126V127H189ZM220 126V127H219ZM7 128V130H8V132H7V130H6V128ZM17 127V128H16ZM20 127V128H19ZM49 127V128H48ZM51 127H53V129L51 128ZM63 128V130H60V128ZM67 127V128H66ZM90 127H93V128H90ZM103 127V126H102ZM128 127V128H127ZM167 127H169V128H167ZM171 127V128H170ZM175 127V129L177 130V134H178V136H176L177 134H175V129L173 130V128ZM177 127V128H176ZM210 127H211V129H210ZM216 127V128H215ZM12 128V129H11ZM16 128V129H15ZM45 128H46V130H45ZM56 128H58L59 130H57ZM61 128V129H62ZM70 128V129H69ZM71 128H73L72 130H71ZM77 128V129H76ZM86 129V130H84V129ZM113 128H114V134H112L113 133ZM119 128V129H118ZM124 130H123V129ZM129 128H133L132 129V131L131 132H134V133H132L131 134V132L129 131V130H131V129H129ZM153 128H154V130H153ZM164 128H166V129H164ZM178 128H179V130H178ZM182 128H184L183 130H182ZM198 128H201V129H198ZM223 128V127H222ZM5 129V130H4ZM15 129V130H14ZM18 129V130H17ZM48 129H49V131H48ZM57 130V131H55V130ZM128 129V130H127ZM142 129V130H141ZM162 129V130H161ZM171 129V130H170ZM180 129H181V131H180ZM197 129V130H196ZM215 130V131H213V130ZM12 130H14V132L12 131ZM18 132H17V131ZM21 130V131H20ZM26 130V131H25ZM29 130V131H28ZM50 130L52 131L51 133H50ZM54 130V131H53ZM65 130V131H64ZM80 130H82V131H80ZM89 130V131H88ZM90 130H92V131H90ZM118 130V131H117ZM121 130V131H120ZM134 130V131H133ZM138 130V131H137ZM145 130H147L146 131V133H151L150 135L149 134H145ZM149 130H150V132H149ZM156 130V131H155ZM173 130V131H172ZM185 130V131H184ZM198 130H200L199 132H198ZM206 130H207V132L208 133H206ZM209 130V131H208ZM263 131L262 133H260L261 131ZM23 131H25L24 133H23ZM59 131V132H58ZM112 131V132H111ZM120 131V132H119ZM136 131V132H135ZM142 131V132H141ZM144 131V132H143ZM161 131V132H160ZM168 131V132H167ZM175 131V132H174ZM182 131H184V133H182ZM204 131V132H203ZM220 132V133H217V132ZM260 131V132H259ZM20 132V133H19ZM26 132H27V134L29 135V136H27V138H26ZM31 134H30V133ZM55 132V133H54ZM61 132V133H60ZM64 132V133H63ZM66 132H68V133H66ZM75 132V133H74ZM90 132V133H89ZM119 132V133H118ZM122 132V133H121ZM127 132V133H126ZM141 132V133H140ZM157 132V133H156ZM164 132V133H163ZM167 132V135L166 136H168V137H165V133ZM171 132V133H170ZM198 132V133H197ZM5 133V134H4ZM12 133H15V135L16 136H19L21 133H23V134H21V136H19V137H16L14 134H12ZM19 133V134H18ZM58 133H59V136H58ZM64 135H63V134ZM87 133H89V134H87ZM117 133L119 134V136H118V139L116 138V136L115 135H117ZM124 133V134H123ZM131 134V136L130 135H128V134ZM137 133H139V134H137ZM154 133V134H153ZM175 134V135H172V134ZM189 134V135H187V134ZM191 133V134H190ZM194 133V134H193ZM202 133H204V135L202 134ZM8 134V135H7ZM24 134H26L25 136H24ZM51 134L53 135V136H51ZM65 134H67L66 136L70 139V141H67V140H69V139H67V137L65 136ZM68 134H69V136H68ZM77 135V137H74V135ZM86 134V135H85ZM92 134V135H91ZM123 134V135H122ZM136 134V135H135ZM153 134V135H152ZM186 135V136H188V137H186V136H184V135ZM200 134V135H199ZM205 134H207L208 136H207V138H208V141L206 140L207 138H205L206 137V135ZM3 135H4V137H5V139H4V137H3ZM6 135V136H5ZM12 135H14V139L16 138V140H14V141H16L17 143H19V144H16L14 141H13V136ZM48 135V136H47ZM63 137H62V136ZM124 135H126V136H124ZM128 135V136H127ZM135 135V136H134ZM140 135V136H139ZM154 135H156V136H154ZM162 135V136H161ZM170 135V136H169ZM192 135V136H191ZM194 135V136H193ZM201 136V137H203V138H201L200 137V139H198V137L199 136ZM214 135H216L215 136V139L216 140H214ZM218 135V136H217ZM71 136V137H70ZM91 136V137H90ZM133 136H134V138H133ZM165 138H164V137ZM171 136H173L174 138H176L175 140H176V145H175V147L173 146L174 144H172V143H174L175 142V140H174V138L173 137H171ZM181 136V137H180ZM183 136V137H182ZM205 136V137H204ZM209 136H212V137H209ZM21 137V138H20ZM29 137H30V139H29ZM51 139V140H53V142H56L58 145L60 144L61 146L60 147H57V144L56 143H54L53 144V142H51L49 139ZM52 137H54L55 139H52ZM60 139H59V138ZM66 137V138H65ZM78 137H81V138H78ZM91 138V139H89V138ZM125 137H126V139H125ZM135 137H139L138 139L137 138H135ZM143 137H144V139H143ZM153 137H155L156 138V140H155V138H154V140H153ZM190 137V138H189ZM247 137V136H246ZM1 138L6 142V141H8V143H9V145H10V147L12 146L13 147V145H14V147L15 148H17V149H15L14 147V150H13V148L10 150L8 147V145H6V144H8L7 142L5 143L3 140L1 141ZM59 140H61L62 142H59L58 141V139ZM62 138H63V140H62ZM65 138V139H64ZM73 138V139H72ZM114 138V139H113ZM129 138V139H128ZM132 138V139H131ZM151 138V139H150ZM158 138V139H157ZM169 140H167V139ZM172 138V139H171ZM183 139V138H185V140H183L185 143H183V141L182 140H180V142H179V139ZM190 139V141H189V139ZM193 138H194V140H193ZM213 138V139H212ZM222 139V140H220V139ZM230 138V139H229ZM263 138V139H262ZM9 139V140H8ZM11 139V140H10ZM22 139V140H21ZM29 140L28 141V144L30 143V142H32V144L30 143V145H28L27 144V140ZM81 139H83L84 141L82 142V141H80ZM88 139V140H87ZM123 139H125V140H123ZM128 139V140H127ZM160 139V140H159ZM161 139H163V141L161 140ZM165 139V140H164ZM178 139V140H177ZM192 139V140H191ZM197 139L201 142V143H199V141H198V144H197ZM202 139H204V140H202ZM218 139V140H217ZM19 140H21V141H19ZM24 140H26V141H24ZM31 140V141H30ZM56 140V141H55ZM71 140H74V141H71ZM79 140V141H78ZM104 140V141H103ZM112 140V141H111ZM114 140V141H113ZM118 140V141H117ZM122 140L125 142V141H129V142H125V143H127V147L125 146L124 147V145L123 144H121V142H122ZM144 140V142H142ZM150 140H152V141H154L153 143L155 144H151L150 143ZM168 142H167V141ZM170 140H173V142H170ZM225 140V142L223 143V141ZM229 140H230V142H229ZM14 142V144H13V142ZM51 142V143H49L48 144V142ZM86 141L88 142V144L86 143ZM91 141V142H90ZM131 141H135V142H133V144H135V145H133L132 144V142ZM151 141V142H152ZM193 141V142H192ZM195 141V142H194ZM203 141V142H202ZM207 141V142H206ZM214 141H216V142H214ZM226 141H227V143H226ZM261 141H263V142H261ZM1 142L3 143L4 142V144H1ZM26 142V143H25ZM47 142V144H45ZM64 142V143H63ZM67 142H69L68 144H67ZM72 142H73V144H72ZM78 142V143H77ZM81 142V143H80ZM90 142V143H89ZM93 142V143H92ZM107 142V143H106ZM112 142V143H111ZM116 142H118L117 144H116ZM124 142H122V143H124ZM137 142V143H136ZM139 142V143H138ZM161 142H163V143H161ZM164 142H165V144L166 143H168V144H164ZM188 144H187V143ZM196 143V144H191V143ZM208 142H210V144L212 143L213 144V142H214V144L215 143H217V146L219 147H217L216 145H210ZM218 142H220L221 144H219ZM45 144V147L46 148H44V144ZM75 143H77V146H76V144ZM83 143H85V144H83ZM109 143V144H108ZM160 143H161V145L162 146H160ZM170 143H171V145H170ZM190 143V144H189ZM223 143V144H222ZM233 143V144H232ZM261 143V144H260ZM15 144H16V146H15ZM26 144H27V146H26ZM50 144H52V145H50ZM66 144V145H65ZM81 144H83V145H81ZM105 146H108V147H105ZM111 144H114L115 146H116V148H117V150H116V148L113 146V145H111ZM120 144V145H119ZM132 144V145H131ZM146 144V145H145ZM164 144V145H163ZM179 144H185L186 145V147H187V145H188V149H190L189 150V152L192 154H189V152L187 151L188 149H182V148H186L185 147V145L181 148L180 147V145ZM201 144H204V145H201ZM206 144V145H205ZM209 144V145H208ZM220 146H219V145ZM231 144V145H230ZM263 144V145H262ZM7 146V148L9 149V151L8 150H6L5 151V149H7L6 148V146ZM20 145H21V147H20ZM24 145H25V148H24ZM47 145V146H46ZM71 145L73 146V147H71ZM86 145H87V147H86ZM91 145H93L92 147H91ZM140 145V146H139ZM148 145H149V147H148ZM153 145V146H152ZM195 145H196V147H198V146H201L200 147V149H199V151H197L198 153H196V150H198V148H196L195 147ZM198 145V146H197ZM221 145H222V147H225L224 149L221 147ZM226 145H228L227 147H226ZM261 145V146H260ZM1 146H2V148H1ZM19 146V147H18ZM23 146V147H22ZM50 146V147H49ZM64 146H67V147H64ZM82 146H84V147H82ZM91 147V149L92 150H90V147ZM101 146H103L102 148H101ZM123 146V147H122ZM133 146H135V147H133ZM136 146H137V148H136ZM153 148H152V147ZM156 148H155V147ZM167 146L168 147H172L171 149H169V148H167ZM176 146H177V148L179 147V148H181V150H177V148H176ZM191 146V147H190ZM203 146V147H202ZM205 146H207V147H210V149L209 148H205ZM211 146H212V148H211ZM259 146V147H258ZM52 147V148H51ZM54 147H56V148H54ZM62 147H64V149L62 148ZM120 149H119V148ZM128 147H131V148H129V149H127V150H129V151H131L130 153H131V155L129 154V152H126L125 150H126V148H128ZM147 147V148H146ZM160 147V148H159ZM162 147V148H161ZM216 147V148H215ZM220 147L222 148L221 150H223L224 152H222V151H220ZM24 149V150H22V149ZM59 148H61L60 150H57V149H59ZM71 148H73V149H71ZM85 148V149H84ZM100 148L102 149V150H100ZM104 148H107V150H105ZM110 148V149H109ZM115 148V149H114ZM134 148H136V149H134ZM150 148H151V150L153 149V150H155V151H149L150 150ZM165 148H167V149H165ZM214 148V150H212ZM227 148V149H226ZM229 148V149H228ZM20 149V150H19ZM26 149V150H25ZM44 149H46V151L44 150ZM63 149V150H62ZM66 149H67V155H68V159H66L67 158V155L66 154H62V151H63V153H65L66 152ZM96 151H95V150ZM112 149H114L115 151H116V156H115V152L114 151H110V150H112ZM119 149V150H118ZM122 149V150H121ZM141 149V150H140ZM149 151V153H151L150 155H149V153H148V151ZM159 149V150H158ZM173 149V150H172ZM176 149V150H175ZM216 149H219V150H217L218 152L220 151V153H216V154H212V153H215V152H217L216 151ZM18 151L20 154H18V152L16 153V151ZM57 150V151H56ZM62 150V151H61ZM83 150V151H82ZM90 151L89 153H87L88 151ZM104 150H105V152H104ZM124 152V154L121 152ZM132 150H134V151H132ZM144 150V152H142ZM164 150V151H163ZM166 150H169L170 151V154H169V151H166ZM188 152H186V151ZM206 150H209V151H207L208 152V154H206L207 152H205ZM256 150H258V151H256ZM4 151V152H3ZM7 151H8V154H6L7 153ZM54 151H55V153H54ZM65 151V152H64ZM76 151V153L74 154V152ZM87 151V152H86ZM97 152V151H99L98 153H97V155H96V153H92V152ZM112 152V153H110V152ZM120 153H119V152ZM136 151V152H135ZM159 152V153H157V152ZM161 151H163V153L164 154H162V153H160ZM192 151H194V152H192ZM200 151H202V152H200ZM210 151H212V153L210 152ZM255 151H256V153H255ZM6 152V153H5ZM15 152V153H14ZM59 152V153H58ZM71 153V155H70V153ZM81 153V156H80V153ZM83 152V153H82ZM105 153V154H103L106 158L104 159V160H107L106 162H101L102 160H103V155H101L102 153ZM107 152V153H106ZM114 152V153H113ZM137 152H139V153H137ZM146 152H147V157H146ZM152 152H155L156 154H154V153H152ZM171 152H174V153H171ZM182 152L184 153L183 155H182ZM199 152H200V154H199ZM261 152V153H260ZM30 153H31V155H30ZM33 153V154H32ZM40 153V154H39ZM52 153V154H51ZM64 156L63 157V160L61 161V158H60V160H59V157H62V155ZM78 153H79V156H78ZM125 153H126V155H125ZM128 153V154H127ZM185 153H186V155L189 157V158H187V156H185ZM196 153V154H195ZM209 153H211V154H209ZM223 153H224V155H223ZM251 153H253V154H255V156L254 157H252L251 158V156H250V154ZM258 153V154H257ZM14 154V155H13ZM17 154V156H15ZM35 154V155H34ZM57 155V156H55V155ZM73 154V155H72ZM95 156H97V157H95ZM112 154V155H111ZM119 154L122 156H124V157H122L121 158V156H119ZM167 155V156H165V158L164 157H162V155L164 156V155ZM181 154V155H180ZM206 154V155H205ZM218 154H219V156H218ZM10 155H11V158L10 159H12L11 161H10V159H8L9 157H10ZM49 155V156H48ZM51 155V156H50ZM59 155V156H58ZM76 155V156H75ZM134 155V156H133ZM135 155L137 156V157H135ZM156 155V156H155ZM173 155V156H172ZM196 155H202L201 157H202V159H203V157H205V159H203V163L204 164H206V165H204L203 163H201L202 162V159H201V157L200 156H196ZM205 155V156H204ZM208 155H210L212 158H210V156H208ZM261 155H263V156H261ZM8 156V157H7ZM20 156H22V157H20ZM31 156H34V157H31ZM70 156H72V157H70ZM77 156L79 157V158H77ZM99 156L100 157H102L101 159L99 158ZM110 156V157H109ZM112 156V157H111ZM127 156H129V158L127 157ZM130 156H132L131 158H130ZM150 158H149V157ZM168 156H170V157H168ZM172 156V157H171ZM195 156V157H194ZM206 156H208L209 157V159L206 157ZM217 156V157H216ZM239 156V157H238ZM249 156V158H251V159H249V158H246V157H248ZM258 156H261V157H258ZM15 157V158H14ZM20 157V158H19ZM66 157V158H65ZM74 157V158H73ZM75 157H76V159H75ZM82 157V158H81ZM131 161V162H129V160L127 159V158ZM135 157V158H134ZM151 157H154V158H151ZM157 157H158V159H157ZM159 157L161 158V159H159ZM199 157V158H198ZM216 157V158H215ZM241 157H243V158H241ZM19 160H18V159ZM32 158H33V160H32ZM53 160H52V159ZM69 158H71L72 160L71 161H68V160H70ZM90 158H92V159H90ZM95 160H94V159ZM108 158H110V160L108 159ZM114 158H116V160L114 159ZM124 158V159H123ZM139 158H141V159H139ZM148 158V159H147ZM170 160H169V159ZM172 158V159H171ZM184 158V160H182ZM192 158V159H191ZM194 158H196V159H194ZM255 158V159H254ZM16 159V160H15ZM34 159L36 160V162L34 161ZM49 159H51V162L52 161H54V162H52V165H51V163H50V161H49ZM73 159H75L74 161H73ZM79 159H82L81 161L79 160ZM84 159H85V162H84ZM87 159L89 160L88 162H87V164H86V161H87ZM125 159H127V162L125 163ZM135 159V160H134ZM139 159V160H138ZM164 159V160H163ZM189 160V162H187L188 160ZM215 159H217V160H215V161H218V162H215L214 160ZM219 159V160H218ZM239 159H237V160H239ZM260 159V160H261ZM263 159H264V157H263ZM34 161L33 163H32V161ZM48 160V161H47ZM66 162H65V161ZM79 160V161H78ZM93 160V161H92ZM97 160V163H98V161H100L98 164L97 163H93V162H95ZM114 161V163L112 162V161ZM141 160V161H140ZM156 160L161 164V166L163 165V163L165 164L164 166H162L163 167V169L164 170H162L161 168L162 167H160V165H158V162H156ZM169 161V162H171L172 164V166L170 165H168V164H170V163H168V164H166L165 163V161ZM172 160V161H171ZM173 160H174V162H173ZM190 160L191 161H193V160H195V161H197V162H190ZM201 160V161H200ZM207 160V161H206ZM212 160V161H211ZM14 161L16 162V161H18V164L17 163H14ZM57 163H56V162ZM59 161H61V163H62V165H64V164H66L64 167L61 165V163H59ZM63 161H64V164H63ZM77 161H78V163H77ZM92 161V162H91ZM122 161V162H121ZM124 161V162H123ZM137 161V162H136ZM138 161H140V163H138ZM144 163H143V162ZM177 161H179V163H181L180 165H179V163L177 162ZM211 162V163H209V162ZM253 162V164L254 165H256V168L254 167L253 168V164H252V162ZM263 161V166H264V160H262ZM10 162V163H9ZM13 162V163H12ZM29 162H31V163H29ZM39 162V163H38ZM47 162H49L50 163V165H51V168H49V163L47 164ZM68 162H73L71 165H70V163H68ZM77 163V165H76V163ZM117 162H118V164H117ZM120 162V163H119ZM133 162H135V163H133ZM141 162L143 163V165L141 164ZM147 162V163H146ZM182 162H184V163H182ZM206 162V163H205ZM214 162H215V165H214ZM247 162H250V163H248V164H250V165H248V164H246ZM34 163H36L37 165L36 166H34V167H36V168H33L32 166L34 165ZM45 163V164H44ZM53 163H55V164H58V166L60 167H58L57 165L55 166V164H53ZM79 163H82V165H84V166H82V168H81V164L79 165V167H78V164ZM102 163V164H101ZM105 163H107V164H105ZM110 163V164H109ZM125 163V164H124ZM128 163V164H127ZM150 163H157L156 165H158V170L156 169L157 168V166L156 165H152L151 164V167H150ZM173 163L175 164V165H173ZM185 163H187V164H185ZM191 163V165H189ZM195 163V164H194ZM197 163V164H196ZM199 163V164H198ZM210 165V166H208V164ZM257 163V164H256ZM16 164V165H15ZM28 164V165H27ZM60 164V165H59ZM93 164H95V165H93ZM107 165V166H105V165ZM121 164H123V166H121ZM129 164H133V165H135L133 168H132V166L133 165H129ZM218 164V167L216 166ZM32 165V166H31ZM46 165V166H45ZM67 165L69 166L70 165V167H69V169L67 168ZM73 165H75V166H73ZM87 165H88V169H87ZM96 166V165H101L100 167L99 166H96V167H93V166ZM111 165H114V166H112V168H111ZM118 165V166H120V168H118V166L116 167V166ZM129 167H128V166ZM145 165V166H144ZM183 165H186V166H182ZM195 165V166H194ZM202 165V166H201ZM56 168H55V167ZM62 166V167H61ZM91 166V167H90ZM108 166H109V168H108ZM139 166H142V167H139ZM150 168H149V167ZM165 166H169L168 168L167 167H165ZM175 166H176V168H175ZM180 166L183 168L182 170H179L178 171V169H180ZM198 166V167H197ZM203 166H205L204 168H206V170L205 171H203ZM248 166V167H247ZM260 166V167H259ZM8 167V168H7ZM15 167V168H14ZM17 167V168H16ZM32 167V169H31V171H28V170H30V168ZM47 167V168H46ZM55 169H54V168ZM59 169H58V168ZM85 167V168H84ZM99 167V168H98ZM114 167H116V169L117 170H119V171H117L116 169H114ZM125 167H126V169H125ZM131 167V168H130ZM136 167V168H135ZM154 167V168H153ZM173 167V168H172ZM184 167H186V168H184ZM194 167V168H193ZM195 167H197V170H196V168ZM202 167V168H201ZM209 167L211 168V170H209V173H212V172H214V168L213 167H215V171H216V169H218V170H220V171H216L215 173H213L214 175H215V182H221V183H219V184H217V183H215L216 184V186L215 185H213L214 183H213V176L214 175H211L210 174V176H209V174H206L207 172H208V169H209ZM262 167V168H261ZM15 170H13V169ZM45 168L47 169V170H45ZM76 168V169H75ZM81 168V169H80ZM84 168V169H83ZM92 170H91V169ZM101 168V169H100ZM111 168V169H110ZM123 168V169H122ZM128 168V169H127ZM134 168L136 169V170H134ZM141 169V172H139L140 173V175L138 174V171H140L139 169ZM144 168H146L145 170H144V173L142 172L143 170L142 169H144ZM161 170H160V169ZM171 170H170V169ZM199 168H200V170H199ZM208 168V169H207ZM258 168H259V170H263V171H260V173H257V172H259L258 171ZM52 169V173L53 174H51V172L49 171V170H51ZM68 169V170H67ZM70 169H71V171L72 172H69L70 171ZM73 169V170H72ZM75 169V170H74ZM80 169V170H79ZM83 169V170H82ZM99 169V170H98ZM121 169H122V171H121ZM153 169V170H152ZM154 169H156L157 171H155ZM175 170V172L174 171H172V170ZM186 169V170H185ZM190 169H192V170H195V171H190ZM213 169V170H212ZM43 171V172H45L46 171V173L48 174L49 173V175H47V177L48 178H46V173H43V172H41L42 173V175H41V173L40 174H38L37 175V171H38V173H39V171ZM45 170V171H44ZM62 170H63V172H62ZM66 170V171H65ZM96 170V171H95ZM103 170V171H102ZM109 170H110V172H109ZM111 170L112 171H114V172H111ZM135 172H134V171ZM138 170V171H137ZM149 170V171H148ZM160 170V171H159ZM166 170H168V171H166ZM184 170V171H183ZM47 171H49V172H47ZM53 171H57V174L55 173V172H53ZM60 173H59V172ZM68 171V172H67ZM85 171V174L83 173ZM97 171H101V172H97ZM119 172V174L120 173H122V174H120V181H119V174L117 173V172ZM121 171V172H120ZM124 171H125V173H124ZM131 171H132V173H131ZM136 171H137V173H136ZM159 171V172H158ZM162 171H164V172H162ZM170 171V172H169ZM177 171H178V173L180 172L181 173V175H180V173H179V175L177 174ZM186 171V172H185ZM189 171H190V173H189ZM202 171L204 172L203 174H202ZM207 171V172H206ZM64 172H66L65 174H64ZM80 172V173H79ZM82 172V173H81ZM95 172H97L98 174L96 175V173ZM116 172V173H115ZM157 172V173H156ZM166 172H167V175H166ZM172 172V173H171ZM192 172V173H191ZM195 172H199L198 174L197 173H195ZM35 173V174H34ZM58 176L59 174H63V175H61L60 177H61V181L62 180H64V178H68V176H69V178H70V180H67L68 181V183H67V181L66 182H64V183H62L61 181V183L63 184V185H65V183H66V185H67V187H66V189L65 188H63V187H65V186H63L60 182H59V180H60V177H57V176H55V174ZM59 173V174H58ZM67 173H70V174H67ZM72 173V174H71ZM89 173H91V174H89ZM112 173V174H111ZM114 173V174H113ZM123 173H124V176L126 175H128V177H124L123 176V178H124V180H123V178H122V176L121 175H123ZM128 173V174H127ZM136 173V174H135ZM161 173H165V178H164V174H161ZM219 174V176L217 175V174ZM222 175H224V176H222L221 177V174ZM227 173H229V181H226L227 183L228 182H230V183H228V185H227V183H225V185H227V186H224V183L223 182H225V180H223L222 178L224 177V178H226V177H228V175H227ZM33 174H34V176H33ZM81 174H83L82 176H80ZM86 174H87V176H86ZM118 174V175H117ZM142 174V175H141ZM150 174V176L151 177H147L148 175ZM158 174H161L162 176H160V175H158ZM175 174H177V175H175ZM186 174V175H185ZM191 174H193V176L191 175ZM194 174H196V175H194ZM208 175V177H211L212 178V180H211V178H209V181L207 180V176L206 175ZM226 174V175H225ZM238 174V175H237ZM246 174V175H245ZM259 174H261L260 176H259ZM263 174V175H262ZM16 175V176H15ZM55 176V178H54V176ZM65 175V176H64ZM71 175V176H70ZM72 175H73V177H72ZM77 175V176H76ZM79 175V176H78ZM89 175H91V176H89ZM131 175H132V178H131V180H130V178L129 177H131ZM138 177V178H140V180L143 182H141L142 183V185L145 187V189L143 190V191H141V192H139L140 190V187L142 186L141 184H139L138 182H140V180H138V178L136 177V176ZM185 175V176H184ZM188 175L189 176H191L190 178L188 177ZM203 175H204V177H203ZM237 175V176H236ZM247 176V177H245V176ZM13 176H15V177H13ZM22 178H21V177ZM28 176L29 177H31V178H28ZM43 176H44V178H43ZM89 176V177H88ZM97 176V177H96ZM107 176V177H106ZM114 176V177H113ZM142 176H144L143 178H144V180H142ZM153 176H154V178H155V180H154V178H153ZM159 176H160V180H159V182H158V178H159ZM167 176H169V180H168V177ZM176 177V180H175V177ZM178 176V177H177ZM180 176V177H179ZM182 176V177H181ZM195 176H198L197 178L195 177ZM201 178H200V177ZM217 176V177H216ZM232 176H236L237 177V180H235L234 181V178L232 177ZM242 176H244L245 178H246V180H245V178L244 177H242ZM36 177L38 178V180L36 181ZM64 177V178H63ZM77 177V178H76ZM81 177V178H80ZM83 177V178H82ZM94 177H96V178H94ZM118 177V178H117ZM133 177H134V180H133ZM136 177V178H135ZM158 177V178H157ZM167 177V178H166ZM172 178V181H170L171 180V178ZM173 177H174V180H173ZM193 177V178H192ZM202 177H203V180H202ZM205 177H206V180H205ZM219 177L221 178V180H223V181H221V180H219ZM235 177V178H236ZM241 177V180L239 181V178ZM11 178H13V180H14V178H15V180L14 181H12L11 180ZM34 178H35V180H34ZM73 178H74V183H75V185L73 184ZM92 178H93V180H92ZM114 178H116V180H114ZM126 178H127V181H128V183L127 182H125V180H126ZM128 178H129V180H128ZM145 178H146V181H147V178H148V181H151L152 180V178H153V180H154V182H152V183H150L151 185H156L155 187H153V186H151V185H148L149 183H148V181L146 182V184L144 183V181H145ZM150 178H151V180H150ZM156 178H157V180H156ZM183 178H184V180H183ZM194 178H195V180H194ZM230 178H231V180H230ZM243 178H244V180H243ZM259 178H263V180H262V183H260L259 182ZM18 179H21L20 180V182L21 183H19V182H17L18 181ZM39 180H41L40 182H39ZM48 180V181H47ZM51 180H52V182H53V184H54V181L53 180H56L57 182H55V185H56V187L52 184V182H51ZM72 180V181H71ZM78 180H80V181H78ZM113 180H114V182H113ZM123 180V181H122ZM138 180V181H137ZM152 180V181H153ZM181 180V181H180ZM182 180H183V183H182ZM188 180V182L186 183V181ZM189 180H191V183H192V185L191 186H193L192 188H189V187H191L189 184H191L190 183V181ZM199 180V181H198ZM211 180V181H210ZM245 181V182H247L246 184L243 182V181ZM248 180V181H247ZM16 182L15 183V185L17 186H14V183L12 184V182ZM24 181H26L25 183H24ZM29 181V182H28ZM50 181V182H49ZM70 181V182H69ZM75 181H77V182H75ZM108 181V182H107ZM133 181V183L135 182L136 184L134 185V184H131L130 182H132ZM164 181H168L169 183L167 184L166 182L164 183ZM174 181V182H173ZM177 181H178V184H176L177 183ZM181 182V185H179L180 184V182ZM193 181V182H192ZM231 181H233V183L231 182ZM236 181H238V182H240V183H238V182H236ZM242 181V182H241ZM261 181V180H260ZM11 184H10V183ZM37 182V183H36ZM59 182V184H56V183H58ZM78 182H79V184H78ZM85 182H87V183H85ZM107 182V183H106ZM117 182V183H116ZM120 182V183H119ZM122 182H124V183H122ZM161 182V183H160ZM171 182H172V188H171ZM195 182H198L197 183V185H196V183ZM205 182H207V185L205 186ZM210 182V183H209ZM4 183V184H3ZM18 183V184H17ZM49 183H51L53 186H51V184H49ZM104 183H106L105 185H104ZM111 183V184H110ZM117 185H116V184ZM119 183V184H118ZM122 183V184H121ZM125 183H127V185L125 184ZM129 183H130V185H129ZM156 183H160L159 184V186L160 185H163L162 187H159ZM202 183V184H201ZM231 183H232V185H231ZM249 183V184H248ZM71 186H70V185ZM123 184H125V185H123ZM164 184H165V186H164ZM167 184V185H166ZM198 184H199V186H198ZM208 184H210L209 186H211V184H212V186H211V188L213 187V188H215V190H217V192H215L216 194H217V196H220V198H219V201H221V202H223V203H221V202H216V201H218V197L216 196V195H212V197H211V194H212V192H214V189L213 190H210V189H208L209 188V186H208ZM236 185V187H234L235 185ZM239 184H240V186H239ZM244 184V185H243ZM5 185H7V186H9L8 188H7V186H5ZM26 185V186H25ZM39 185V186H38ZM61 185V186H60ZM70 187H69V186ZM72 185H74V187H77L78 185V187H77V189L76 188H74ZM77 185V186H76ZM107 185H109L110 186V188H109V186L107 187ZM112 185V186H111ZM130 186V188H129V186ZM133 185V186H132ZM138 185V186H137ZM140 185V186H139ZM183 185H185V186H187V187H184ZM202 185H204L205 187H207L208 186V188H203L202 187ZM217 185H219V186H217ZM260 185H262V187L260 186ZM49 187L48 189H47V187ZM60 186V189L58 188ZM81 186V187H80ZM88 186H90V188L88 187ZM94 186V187H93ZM103 186V187H102ZM115 186H117V187H115ZM121 186V187H120ZM138 188H137V187ZM141 187V190H142V188H144V187ZM151 186V187H150ZM181 186H182V188H181ZM198 186V187H197ZM201 186V187H200ZM223 186H224V188L226 187V188H228L227 189V192L230 194V196H232L231 197V200L232 201H230V202H232V206H234L235 204H237V207L236 206H234V207H232L230 204V202H226L225 200H224V198H223V196H222V194L221 193H223V191L225 190L224 188H223ZM229 186V187H228ZM244 186H247V187H244ZM13 187H15V189H17V190H14L13 189ZM18 187H20L21 188V190H20V188L18 189ZM51 187H53V188H51ZM62 187V188H61ZM82 187H85V189H87V191L86 190H83L84 188H82ZM112 187V188H111ZM119 187V188H118ZM127 187L129 188V189H127ZM153 187V189H151ZM166 187H168V188H166ZM177 189H176V188ZM183 187H184V189H183ZM196 187V188H195ZM218 187V188H217ZM236 188L234 191H233V189L234 188ZM239 187V188H238ZM245 189V190H241V189H243V188ZM14 190V191H16V193L15 192H13L12 191V189ZM58 188V189H57ZM80 188V189H79ZM82 188V189H81ZM94 188V189H93ZM105 188V189H104ZM108 188V189H107ZM114 188V189H113ZM123 188V189H122ZM149 188V189H148ZM158 188V190L156 191V189ZM175 188V189H174ZM186 188H189V189H186ZM194 188V189H193ZM201 188H203L204 189V191H201V190H203V189H201ZM229 188H232V190H230ZM246 188H247V190H248V193H249V196L251 197V199H252V201H251V199H250V197L247 195V197L245 198V195L246 194H248L247 193V191H246ZM249 188V189H248ZM24 189V190H23ZM45 189H47V190H45ZM54 189V190H53ZM63 189L65 190V191H63ZM91 191V194L89 193V190ZM100 189V190H99ZM118 189V190H117ZM122 191H121V190ZM126 189V190H125ZM148 189V190H147ZM167 189L170 191V189H172L170 192H167ZM192 189H193V191H194V193H193V191H192ZM201 189V190H200ZM238 189V190H237ZM261 189H263V191L261 190ZM23 190V191H22ZM49 190H51V192L52 193H55L54 191L56 190L57 191V193L56 194H58V191H59V193L61 194V195H59L58 194V198L56 197L57 195H55V194H52ZM70 190V191H69ZM74 190V191H73ZM76 190L77 191H79V192H76ZM95 190V191H94ZM97 190H99L100 191V193H99V191L97 192ZM102 190H106V191H104V193H103V191ZM118 192H117V191ZM139 190V191H138ZM149 190H153V191H149ZM159 190H160V193H159ZM177 190V191H176ZM184 190H186V192L187 193H189L190 195H188ZM188 190V191H187ZM189 190H191V191H189ZM210 192H209V191ZM232 191V192H230V191ZM241 190V191H240ZM18 191V192H17ZM48 196H44L45 194L43 193V192ZM47 191H48V193H47ZM63 193H62V192ZM81 191H83V192H81ZM84 191H86V192H84ZM102 191V192H101ZM109 191H114L112 194L109 192ZM119 191L121 192V193H119ZM130 191V192H129ZM163 191V192H162ZM173 191V192H172ZM175 191V192H174ZM182 191V192H181ZM198 193H200V194H197V192ZM201 191V192H200ZM244 192V195H242L243 194V192ZM21 192H24V193H22V195H21ZM50 192V193H49ZM67 194H66V193ZM72 192V193H71ZM81 192V193H80ZM94 192V193H93ZM107 192V195H105L106 197L108 196V198L110 199H106V197L105 196H103L105 193ZM117 192V193H116ZM139 192V193H138ZM142 192L143 193H146V195L145 194H142ZM151 192V193H150ZM153 192V193H152ZM155 192H157V193H155ZM165 192V193H164ZM182 193V194H180V193ZM184 192V193H183ZM193 194H192V193ZM207 192V194H203V193H206ZM219 192H221V193H219ZM237 192V193H236ZM241 194H240V193ZM71 193L72 195H74V196H72L71 194L69 195V194ZM76 193H78V194H76ZM85 193V194H84ZM97 193H98V196H96L97 195ZM124 193V194H123ZM134 193H136L135 195H134ZM137 193H138V195H137ZM142 194V195H144L145 197H141L142 195H139V194ZM155 193V194H154ZM162 193V194H161ZM173 193V194H172ZM175 193H178V196H177V194H175ZM232 193H234V194H232ZM246 193V194H245ZM260 193H261V195H260ZM16 194V195H15ZM18 194V195H17ZM42 194V195H41ZM63 194H64V196H63ZM84 194V195H83ZM87 194V195H86ZM93 194H95V195H93ZM100 194H102V195H100ZM112 195V198H110V196ZM119 194L120 196L122 195V199H121V197H119V195L117 196V195ZM128 194V195H127ZM148 194H149V196H148ZM169 194H171V196H169V198L167 197ZM180 194V195H179ZM187 196H186V195ZM232 194V195H231ZM235 194H237V195H235ZM238 194H240L241 195V197L242 198H245V199H241V197L238 195ZM21 195V198L19 199V196ZM38 195V196H37ZM54 195H55V199H57V200H55L54 199ZM66 195V196H65ZM80 196V199L78 198L79 196ZM81 195L83 196L82 198H81ZM89 195H91V197L89 196ZM100 195V196H99ZM116 195V196H115ZM130 195H131V197H130ZM162 195V196H161ZM165 195H166V197H165ZM175 195V196H174ZM207 195V196H206ZM210 195V196H209ZM17 196H18V199H17ZM23 196V197H22ZM25 196V197H24ZM36 196H37V198H36ZM40 196H42L43 198H45V199H48L49 198V200L52 198V200H45V199H43V198H41ZM51 198H50V197ZM73 198H75L76 196H78V197H76L77 199H79L78 201L79 202H76V200L77 199H74L73 201H75V202H73L72 200H71V197ZM85 196H88V197H86V198H84ZM92 196L94 197H96V198H94V199H91L92 198ZM101 196H103V197H101ZM123 196H125V197H123ZM126 196H128V197H126ZM148 196V197H147ZM151 196V197H150ZM158 196L159 197H161V198H158ZM173 196V197H172ZM176 196H177V199L179 198V196H180V198H179V200H177V199H175L176 198ZM184 196V197H183ZM213 196H216V197H213ZM234 196V197H233ZM244 196V197H243ZM29 197V198H28ZM41 199H40V198ZM60 197L62 198L61 200H60ZM64 197V198H63ZM65 197H67V198H65ZM100 198V201H99V198ZM137 197H140V198H142V199H140V198H137ZM154 197V199H152ZM156 197V198H155ZM239 197V198H238ZM249 197V198H248ZM88 198H90V200L89 201H91L90 203H89V201H87L88 200ZM114 198V199H113ZM118 198H120V199H118ZM127 198H129V201H128V199ZM130 198H135V199H132L133 201L135 200V202H131L130 203ZM146 198V199H145ZM150 198V199H149ZM162 198H163V200H162ZM166 198V199H165ZM174 198V199H173ZM184 198V199H183ZM209 198H211V199H213V202L214 203H216V205H214V203L211 201V200H207V199H209ZM238 198V199H237ZM23 201H22V200ZM25 199V200H24ZM33 199H35V200H33ZM39 199V200H38ZM69 199L71 202H73L72 204L70 203V201L68 202L67 200ZM86 199V200H85ZM102 199H104V200H102ZM137 199H138V201H137ZM141 200V202H140V200ZM157 199H161V200H157ZM234 199H237L236 201L234 200ZM17 200V201H16ZM60 200V201H59ZM66 200V201H65ZM98 200V201H97ZM112 200H117V201H115V202H117V203H115L114 202V205H113V203L111 204L110 202H113ZM118 200H119V202H118ZM124 200L126 201V202H129V203H126V202H124ZM144 200V201H143ZM146 200H147V202H146ZM166 202H165V201ZM173 200H176L175 202L173 201ZM182 200V201H181ZM215 200V201H214ZM225 201V203H224V201ZM234 200V201H233ZM258 200V201H257ZM36 203H35V202ZM42 201H45V202H42ZM54 201H56L55 203H54ZM59 201V202H58ZM86 203H85V202ZM93 201H95V202H93ZM101 201H103V202H101ZM106 201H108L107 203H106ZM137 201V202H136ZM164 201V202H163ZM169 201H172V203L171 202H169ZM179 201V202H178ZM180 201H181V204H180ZM186 201H188L189 203L187 204V202ZM209 201V204L207 203ZM211 201V202H210ZM248 201H249V203H248ZM23 202V203H22ZM38 202H40V203H38ZM42 202V203H41ZM48 202V203H47ZM53 202V203H52ZM61 202V203H60ZM64 202H65V204H64ZM86 204H84V203ZM88 202V203H87ZM96 202H98V203H96ZM122 202V203H121ZM143 202L145 203V204H143ZM152 202V203H151ZM178 202V203H177ZM183 202H185V203H183ZM238 202H243V203H238ZM25 203V204H24ZM33 203V204H32ZM67 203H69L68 205H70L71 204V206H73L74 207V204H75V208L73 209V207H71V206H69V208H67ZM80 203V204H79ZM103 203V204H102ZM109 203H110V205H109ZM120 204V206L122 205V207H123V205H124V207L122 208H120V206H118V205H116V204ZM137 203V204H136ZM138 203H140V204H142V205H138ZM168 203H170V204H168ZM176 203H177V206H176ZM251 203H253V204H255V205H253V204H251ZM37 204V205H36ZM38 204H40V205H38ZM42 204V205H41ZM45 204L46 205H48V206H50L51 204L53 205V208H51L52 207V205H51V209L53 210V211H55V212H53L52 210V212L50 211V208H48V206H45ZM58 204V205H57ZM80 206L81 205V207L83 208V210H85L86 209V212L88 211L87 210V208L90 210V211H88L89 213H90V215L89 214H86V213H84V211L82 210V208L81 207H77L78 205ZM87 204L88 205H90V206H87ZM94 204H95V206H94ZM97 204H99V205H97ZM100 204H102L101 205V207H99L100 206ZM108 204V205H107ZM126 204V205H125ZM129 204H132L133 206H129ZM163 204V205H162ZM168 204V205H167ZM171 204H172V206H171ZM186 204V205H185ZM213 204V205H212ZM218 204V205H217ZM220 204V205H219ZM222 204H225V205H227V206H224V205H222ZM242 205V207L241 206H238V205ZM260 204V205H259ZM21 205H24L23 207L24 208H26L27 206H29V207H31V208H29L28 209V207H27V209L29 210H27V209H24ZM60 205H61V207H60ZM63 205H65L64 207H62ZM77 205V206H76ZM104 205V206H103ZM128 205V206H127ZM135 205H137V206H135ZM144 205V206H143ZM145 205H146V208H145ZM151 205V206H150ZM157 205H159V206H157ZM162 205V206H161ZM167 207H166V206ZM190 205V206H189ZM222 205V206H221ZM243 205H244V208H243ZM251 205V206H250ZM37 206V207H36ZM40 206H42V208H43V210H42V208L40 207ZM56 206V207H55ZM57 206H59V207H57ZM84 206H86V208H84ZM106 206H108V208L106 209ZM113 206V207H112ZM125 206H127L128 208H125ZM137 207L136 208V210H135V207ZM169 206H171V207H169ZM173 206H174V208L175 209H173ZM181 208H180V207ZM183 206V207H182ZM188 206V207H187ZM211 206V207H210ZM216 206H217V208H216ZM220 206V207H219ZM250 209V211L249 210H247V207ZM254 206V207H253ZM47 207V208H46ZM91 207H92V209H91ZM102 207H104V208H102ZM118 208V211H117V208ZM139 207V208H138ZM150 207V208H149ZM151 207H152V209H151ZM194 207V208H193ZM212 207L214 208V209H212ZM222 207V208H221ZM253 207V208H252ZM39 208H41V211H40V209ZM56 208V209H55ZM59 208H61V209H59ZM70 208H72L71 209V211H70ZM81 209V211H80V209ZM97 208L99 209L98 211H97ZM114 208L116 209V210H114ZM120 208V209H119ZM140 208H142L141 209V211H140ZM167 208V209H166ZM171 208V210H168V209H170ZM187 208V209H186ZM189 208V209H188ZM220 208V209H219ZM225 208H228V209H225ZM239 208V209H238ZM258 208H261L263 211H259V209ZM21 209H23V210H21ZM32 209V211H30ZM36 210V214H35V210ZM45 209H48L49 210V212H47ZM63 209V210H62ZM69 211H68V210ZM76 209V210H75ZM95 209V210H94ZM129 209L131 210V211H129ZM138 209V210H137ZM149 209V210H148ZM151 209V210H150ZM154 209V210H153ZM156 209V210H155ZM177 209V210H176ZM218 210V211H220L221 209L222 210H224L226 213H224V211L222 212V210H221V213L220 212H218V213H220V217H219V219H222L221 221L218 219V213H216V210ZM231 209V210H232ZM243 209V210H242ZM254 209V210H253ZM258 209V210H257ZM23 212H25V214L24 213H22L21 211ZM38 210V211H37ZM58 210H60L59 212H58ZM67 212H66V211ZM78 210H79V212H78ZM94 210V211H93ZM101 210V211H100ZM103 210V211H102ZM112 210L114 211L113 213H112ZM121 210V212H122V214H121V212H119ZM133 210V211H132ZM142 210L144 211V212H142ZM163 210H166V211H170V213L169 212H166V211H163ZM189 210V211H188ZM227 210H228V212H227ZM42 211H43V214H42ZM73 211V212H72ZM77 211V212H76ZM83 211V216H81L82 214H80L81 212ZM92 211V212H91ZM125 211V212H124ZM128 213H127V212ZM135 211V212H134ZM139 213H141V215L140 214H137L138 212ZM147 211L149 212V213H151V218H150V216L147 214ZM156 211H157V213H156ZM173 212V214H172V212ZM214 211V212H213ZM238 211V212H237ZM248 211L250 212V214L248 213ZM256 211H258V213H256ZM31 212V214H30V218H29V213ZM33 212H34V215H33ZM39 212V213H38ZM74 212H76L77 214H79V215H77L76 213H74ZM94 212V213H93ZM98 212V213H97ZM99 212L101 213L100 215H99ZM115 212H116V214H115ZM162 213V212H164V213H162V215L163 216H161V214L160 213ZM174 212H179L178 213V215H179V218L180 219H178V217H176V216H178L177 215V213H174ZM212 212V213H211ZM232 212V213H233ZM242 212H243V214H242ZM260 212H261V214L262 215H260ZM28 213V214H27ZM37 213H38V215L40 216V219L37 217L38 215H37ZM44 213H46V214H48V213H52L53 214V217H51V215L50 214H48V215H46V214H44ZM63 213V214H62ZM68 214V215H66V214ZM72 213V214H71ZM102 213H108V214H106L107 215V217H104L103 216V214ZM117 213H119V214H117ZM125 213H126V215H125ZM132 214V215H130V214ZM143 213H146V214H144V216H142L143 215ZM167 213V214H166ZM213 214V213H216V215L217 216H215V215H211V214ZM228 213V216L226 215ZM252 213V214H251ZM254 213H256V214H254ZM65 214V215H64ZM114 214H115V216H114ZM121 214V215H120ZM124 214V216H127V217H124V218H122L123 215ZM128 214H129V216H128ZM137 214V215H136ZM158 214V215H157ZM160 214V215H159ZM169 214L171 215L170 217L171 218H169L168 216H169ZM174 214H176V219H174V220H172V217H174V216H172V215H174ZM34 216V218H35V215H36V218L34 219L33 218V216ZM41 215H43V219H44V217H45V220H46V223L48 224V225H50L49 224V222L51 223V225H52V223H55L56 224V228L53 226V225H55V224H53L52 226L54 227H50V226H48V225H46V223H45V220H42L41 219ZM44 215H46V216H44ZM49 215H50V217H49ZM64 215V216H63ZM73 217H72V216ZM96 215H99V216H96ZM105 215V216H106ZM119 215V217L120 218H117V216ZM139 215V216H138ZM146 215V216H145ZM153 215V216H152ZM155 215V216H154ZM165 215H166V218H164L165 217ZM246 215V216H245ZM260 215V216H259ZM66 216H70V217H72V218H70V219H68ZM75 216V217H74ZM79 216V217H78ZM86 216H88L87 218H85ZM90 216H94V217H92L93 219H91V217ZM103 216V218H101V217ZM109 216V217H108ZM112 216H113V218H112ZM122 216V217H121ZM132 216V217H131ZM136 216V217H135ZM140 218H138V217ZM251 216V217H250ZM252 216H255V217H253L252 218ZM48 217H49V219H48ZM64 217H66L65 219H64ZM114 217L115 218H117V219H119V220H115L114 219ZM145 217H149L151 220H149V221H147L148 219L147 218H145ZM214 217H215V219H214ZM256 217H259V218H256ZM32 218V219H31ZM48 219V221L49 222H47V219ZM53 218V219H52ZM75 218H76V220H75ZM77 218H78V220H77ZM81 218V219H80ZM92 221H90L89 219ZM99 218V219H98ZM107 218V219H106ZM111 218V219H110ZM122 218V219H121ZM131 218V219H130ZM133 218H136L135 219V221H134V219ZM152 218H153V221H154V223H155V221H157L158 222V225L155 223V224H152L153 222H152ZM160 218H161V220L164 218V220L166 221V223H165V221L164 220H160ZM213 218V219H212ZM31 219V220H30ZM34 219V220H33ZM39 219V220H41L40 222H43V224H41L39 221H37V220ZM50 219L52 220V222L50 221ZM55 219L57 220V221H59V223L56 221V222H54L55 221ZM58 219H60V220H66V221H61V223H60V220H58ZM75 220L76 222H73L72 221V223H70L71 221H68V220ZM94 219H95V222H94ZM102 219V220H101ZM110 219V220H109ZM127 219H129V220H127ZM142 219V220H141ZM144 219H147V220H144ZM170 219V220H169ZM54 220V221H53ZM96 220H98V221H96ZM103 221V222H101V221ZM106 220H109V221H106ZM124 220V221H123ZM131 220V221H130ZM132 220H133V225H135L136 224V226H138L139 224H141V226L139 225V227L137 228L136 226H133L132 225ZM137 220H139V221H137ZM176 220H177V222H176ZM217 220H219L220 221V223L223 225V227L221 226V224L219 225L218 223H219V221H217ZM32 221H33V224H32ZM34 221H36V222H38V223H36V222H34ZM68 221V222H67ZM77 221H83V222H87V224L89 225L90 223H93L91 226L89 225H87L86 224V222H85V225L83 224V223H80V222H78V223H80V224H76L77 223ZM113 221V222H112ZM118 221H120V223L118 222ZM140 221H142L143 222V225H142V222H140ZM162 223H161V222ZM168 221H170V222H168ZM216 223H215V222ZM88 222H90V223H88ZM96 222H97V224L98 225H96ZM107 222H109V225H108V223ZM112 222V223H111ZM123 222H124V224H123ZM128 222V223H127ZM137 222H140V223H137ZM145 222V223H144ZM147 222V223H146ZM164 222V223H163ZM229 221H228V223H230ZM257 222V223H258ZM23 223V224H22ZM27 223V224H26ZM31 224V226L29 225V227H28V224ZM63 223H65V224H63ZM72 224V226H74V228L73 227H70L71 225L69 224V227L70 228H68V226H66L67 224ZM76 225H75V224ZM102 223V224H101ZM105 223V224H104ZM118 223V224H117ZM122 223V224H121ZM127 223V224H126ZM130 223V224H129ZM151 223V224H150ZM161 225H160V224ZM168 223V224H167ZM174 223V224H173ZM198 223H199V225H198ZM26 224V225H25ZM35 224H37V226L39 227H36V225ZM43 225V226H48V227H46V228H48V229H50V232L49 231H47V229H45V227H43V226H41V228H40V226L39 225ZM58 224V225H57ZM83 224V225H82ZM111 224V225H110ZM120 224V225H119ZM138 224V225H137ZM150 224V225H149ZM173 224V229L176 231V229H177V227H178V230L177 231H179V232H175L172 228H171V225ZM217 224V225H216ZM60 225H62V226H60ZM63 225L64 226H66V227H64V229H63ZM79 225H82L81 227L82 228H84V229H82ZM105 225H108V228H107V226H105ZM117 225L119 226L118 227V230H119V228L122 226V225H124V226H122L121 228H120V230H122L123 231V233L125 234V237H124V235H123V233H122V231H116L117 230ZM127 225H129V227L131 228L132 227V230L128 227V229H127ZM152 225V226H151ZM159 227V230L161 229V231H159L158 230V228H157V226ZM164 225V226H163ZM168 225V226H167ZM177 225V226H176ZM182 225V226H181ZM185 227H184V226ZM219 225V226H218ZM26 227V229L25 228H23V227ZM33 226H34V228H33ZM76 226H78L80 229H78V227H76ZM100 228H99V227ZM111 226H113V227H111ZM126 226V227H125ZM145 228H143V227ZM198 226V227H197ZM200 226V227H199ZM204 226V227H203ZM42 227H43V229H42ZM76 227V228H75ZM91 227V228H90ZM97 229H96V228ZM101 227H103V229L101 228ZM105 227H106V229L109 231L110 230V234L109 233H106L107 232V230H105ZM133 227H134V229H133ZM161 227V228H160ZM263 227V228H262ZM29 228V229H28ZM31 228H33V229H31ZM53 230H52V229ZM58 228V229H57ZM66 228H68L69 229V232H68V234L66 233ZM71 228H73L72 230H71ZM86 228V229H85ZM89 228V229H88ZM139 230V232L138 233H140V234H138V236H140V237H136L137 235V229ZM171 228V229H170ZM180 228V229H179ZM184 228H186L185 230H184ZM199 228V229H198ZM201 228H203V229H201ZM220 228V229H219ZM225 230H223V229ZM258 228V229H257ZM31 229V231H29ZM42 230L41 231V233L43 234L42 236H43V238H42V236H41V233H40V231L39 230ZM61 229V230H60ZM68 229H67V231H68ZM77 229V230H76ZM88 229V230H87ZM100 229V230H99ZM113 229V230H112ZM124 229H125V232H124ZM127 229V230H126ZM144 229V230H143ZM148 229H149V232H148V234H147V232H145L146 230L148 231ZM165 231V233L163 232V230ZM168 229H170V231L168 230ZM201 229V230H200ZM36 230H38L39 231V234H38V232H36ZM43 230L45 231V233H43ZM57 230V231H56ZM64 230V231H63ZM70 230L71 231H77V233H79V230H80V236L79 235H77V233L76 232H70ZM87 231V232H84V231ZM94 230H97V232L96 231H94ZM104 230L106 231V232H104ZM129 230V231H128ZM133 230H135V232L133 231ZM140 230H142V231H140ZM153 230H154V233H152L153 232ZM171 230H173L172 232H171ZM186 230H187V232H186ZM198 230L200 231L199 233H198ZM235 230H236V232H235ZM52 231H53V233H52ZM59 231H61V232H63V234L64 233H66V235H68V237H69V233H70V236H71V234L73 235H75V237H74V240L76 239V241L78 240V242H80V244L78 243L77 244V242H76V244L75 243H72V241H73V237H71V238H68L65 234L64 235H62V233L61 232H59ZM90 231H92V233H94L95 235H91V236H89L87 233H91ZM103 233H102V232ZM183 231V232H182ZM192 231H193V233H192ZM201 231H202V234H201ZM204 231V232H203ZM217 231V232H216ZM219 231H222V232H220L219 233ZM228 231V232H227ZM230 231V232H229ZM254 231V232H253ZM34 232V233H33ZM57 232V234H58V236L57 235H53V237L54 236H56V237H60V235L59 234H61V240H60V238L59 239H57V240H54V239H56V237L55 238H51L50 236H52V234H54V233H56ZM84 233V235H82L83 233ZM98 233V234H100L101 235V233L102 234H104V235H99L98 236V234H96V233ZM128 234H127V233ZM132 232V233H131ZM167 232V233H166ZM171 232V234H169ZM182 232V233H181ZM190 232L192 233V234H190ZM195 232V233H194ZM198 234H197V233ZM206 232V233H205ZM211 232H215V233H213V234H211ZM239 232H241V233H239ZM248 232V233H247ZM258 234H257V233ZM38 235H37V234ZM49 233H52L51 235L49 234ZM76 233V234H75ZM86 233V234H85ZM91 233V234H92ZM113 233V235L115 236V237H113V235H111ZM117 233H120V235H118L117 236ZM156 233H158V237H157V235H155V236H153L154 234H156ZM161 233H164L165 235L167 234H169L170 236H171V238H173L172 240H174V242L171 240L170 241V239L171 238H169L168 236H165L164 234H161ZM176 233V234H175ZM181 233V234H180ZM203 233H204V235H203ZM219 235H218V234ZM222 233H224V234H222ZM230 233H231V235H230ZM249 233H251L250 234V236H249ZM32 235V239H31V235ZM48 234V235H47ZM108 236H111V237H108ZM123 235V237L121 238V236ZM144 234V235H143ZM153 234V235H152ZM159 234H161V235H163V238H162V236L161 235H159ZM179 234H180V236H179ZM183 234L185 235V236H183ZM205 234H206V236H205ZM210 234V235H209ZM226 234V236H224ZM237 234H240V235H242L243 236V238L241 237V238H237V236H235V235H237ZM46 235V236H45ZM50 235V236H49ZM73 235V236H74ZM78 237H81V240H84V242L83 241H81L80 240V238H78ZM86 235V236H85ZM105 235H106V237H105ZM128 237H127V236ZM175 235H177V236H175ZM199 235V236H198ZM214 237H218L219 236V238L221 237L222 238V240H221V238L219 239V238H214ZM221 235V236H220ZM35 236V237H34ZM47 236H49V237H47ZM88 236V237H87ZM93 236V237H92ZM103 236V237H102ZM116 236H117V238L118 239H116ZM130 236L134 239L133 241H132V239L130 238ZM147 236V237H146ZM151 237V239H153V243L151 242V239H149L150 237ZM161 236V237H160ZM166 238H168V240L167 239H165V237ZM175 236V237H174ZM190 236V237H189ZM207 236H210V238L209 237H207ZM222 236H224V237H222ZM229 236H231V237H229ZM248 236V237H247ZM44 237H45V239H44ZM65 237V238H64ZM85 237H87L86 239H85ZM92 237V238H91ZM120 237V238H119ZM143 239H142V238ZM145 237V238H144ZM176 237H178V238H176ZM182 238V239H184V243H182L183 242V240L182 239H180V238ZM188 237L189 238H192L191 240L192 241H190V242H192V244L190 243V242H188ZM194 237H195V239H194ZM197 237V238H196ZM200 237H202L203 238V242L201 241L202 240V238H200ZM207 237V238H206ZM226 237V238H225ZM78 238V239H77ZM90 238V239H89ZM105 238V239H104ZM107 238V239H106ZM110 239V241H108L109 239ZM115 238V239H114ZM124 238H125V241H124ZM128 238H130V239H128ZM137 238H139L137 241H136V239ZM141 238V239H140ZM156 238H158V239H156V242H155V239ZM174 238H176V239H174ZM206 238V239H205ZM209 238V239H208ZM248 238V239H247ZM252 238V239H251ZM66 239V240H65ZM70 239H72V241L70 240ZM87 239H89V240H92L93 241V243H92V241H89V240H87ZM96 239H97V241H96ZM103 239H104V241H103ZM119 239H121V242H119L120 240ZM123 239V240H122ZM126 239H127V241L129 240V243H128V246L129 247H131V249L132 250H130V248L129 247H127V241H126ZM147 239V240H146ZM162 239V240H161ZM165 239V240H164ZM186 239H188V240H186ZM193 239H194V242H193ZM203 243V244H200L201 242L199 241V240ZM212 239V240H211ZM216 239V240H215ZM224 239V240H223ZM229 239H232L233 241H231V240H229ZM251 241H250V240ZM42 240L43 241H45V242H42ZM51 240V241H50ZM54 240V241H53ZM85 240H86V242H85ZM102 240V241H101ZM116 242H115V241ZM160 241V242H158V241ZM175 240H179V242L180 243H178V241H175ZM185 240L188 242V243H190V244H188L187 242V244L185 243ZM198 240V241H197ZM208 241L209 243H210V241L212 242V243H208V242H206V241ZM37 241V242H36ZM47 241V242H46ZM48 241H50V242H52V243H50V245L52 244V245H57V246H59L61 243L63 244V242L64 241H66V243L65 244H67L69 241H71V242H69V243H71V244H67L66 246H68V247H66L67 249H69V250H67L66 248L64 249V247H65V245H64V247H63V250H62V248H60V247H62L63 245H60L59 246V248L58 247H56V245H55V247H51L48 243ZM61 241V242H60ZM112 241V242H111ZM114 241V242H113ZM135 241V242H134ZM141 241V243H139ZM196 241V242H195ZM215 241H217V244H216V242ZM221 241V242H220ZM239 241V242H238ZM241 241V242H240ZM34 242H36V243H34ZM54 242V243H53ZM55 242H57V243H55ZM74 242V241H73ZM86 243V244H88L87 245V247H85V245L83 244L82 245V243ZM89 242H91L92 243V246H93V244H94V247H92L91 246V243H89ZM109 242H111V243H114V245L113 244H107V243H109ZM123 242H126V244L124 245V243ZM138 242V244H136ZM155 242V243H154ZM161 242H163V243H161ZM172 242V243H171ZM177 242V243H176ZM220 242V243H219ZM43 243V245H44V243L45 244H47L48 246H50V247H48V246H46V245H44V246H41V244ZM60 243V244H59ZM98 243H99V245H98ZM116 243H117V245H116ZM120 243V244H119ZM130 243H134L133 245L132 244H130ZM146 245H145V244ZM166 243H167V245H166ZM174 243H175V245L177 244V246H175L174 245ZM208 244V245H206V244ZM226 243V244H225ZM230 245H229V244ZM234 243H240L239 245H240V247L238 246V244L236 245V244H234ZM103 244V245H102ZM107 244V245H106ZM141 244V245H140ZM159 244H163L162 246L161 245H159ZM172 244V245H171ZM178 244L180 245V246H178ZM194 244V245H193ZM195 244H197L198 246H197V251H196V248H195ZM218 244H219V246H218ZM224 244V245H223ZM233 244V245H232ZM245 244V245H244ZM251 244V245H250ZM40 245V248L38 249V247H36V246H39ZM71 245H72V247H71ZM76 247V248H73L74 246ZM79 245V248L77 247V246ZM80 245H82L83 246V248L80 246ZM90 245V246H89ZM97 246V248H96V246ZM118 245H121V246H118ZM123 245V246H122ZM132 245V246H131ZM159 245V246H158ZM170 245V246H169ZM192 245V246H191ZM199 245H201V246H199ZM211 245H212V247H211ZM215 245H216V247H215ZM221 245V246H220ZM227 245V246H226ZM232 245V246H231ZM9 247V250L10 249H12L13 248V250H10L11 251V253H9V251L7 252V250H8V247ZM45 246H46V248H45ZM101 248H100V247ZM107 246V247H106ZM108 246H111V247H108ZM114 246V247H113ZM126 246V247H125ZM142 246V247H141ZM144 246V247H143ZM146 246V247H145ZM150 246V247H149ZM151 246H153V247H151ZM157 246V247H156ZM161 246V247H160ZM186 246V247H185ZM208 246V247H207ZM217 246H218V248H217ZM226 246V247H225ZM231 248H233V249H231ZM237 246V247H236ZM41 247H43L42 249H41ZM48 247V248H47ZM91 247L92 248H94V249H92V250H95L94 252L93 251H90L88 248H90L91 249ZM99 247V248H98ZM112 247H113V249H112ZM119 248V250L120 251H122L121 253H120V251L118 250L117 251V254L115 255V250H116V248ZM133 247H135L134 249L136 250V251H134V249H133ZM137 247H139V248H137ZM140 247L144 250V252H143V250L142 249H140ZM151 248V249H149V248ZM158 247H160V248H158ZM167 247L168 248H170L169 250H170V252H169V250L167 249ZM189 247V249H187ZM195 248V252H198V254L196 255L195 253H193V255L194 256H192V253L191 252H194V251H192L194 248ZM202 247H204V248H202ZM206 247V248H205ZM213 247H215V248H213ZM220 247V248H219ZM222 247H224V248H222ZM231 249H229V248ZM6 248V249H5ZM17 248H18V250H17ZM19 248H21L22 249V251H21V249L19 250ZM32 248H34V249H36V250H33ZM45 248V249H44ZM54 248V249H53ZM57 248V249H56ZM78 248V251L76 250ZM82 248V249H81ZM87 248V249H86ZM96 248V249H95ZM117 248V249H118ZM121 248V249H120ZM124 248H128V249H124ZM147 248H148V250H147ZM180 248V249H179ZM181 248H184V249H181ZM210 248H212V249H210ZM217 248V249H216ZM249 248V249H248ZM5 249V250H4ZM39 251H38V250ZM49 251H47V250ZM51 251H50V250ZM97 249H99V251H97ZM104 249V250H103ZM156 249V250H155ZM186 249V250H185ZM214 249V250H213ZM223 249H225V250H223ZM228 249V250H227ZM238 249V250H237ZM3 250V251H2ZM16 250V251H15ZM41 250V251H40ZM46 250V251H45ZM52 250L54 251V252H52ZM56 250H58L57 252H59V255H61V256H59L60 258L62 257V258H64L65 256V258L64 259H61L60 260V258L58 257V253L56 254ZM60 250H62V251H60ZM81 250V251H80ZM152 250L155 252H152ZM168 250V251H167ZM181 250V251H180ZM183 250V251H182ZM188 250V251H187ZM202 250V251H201ZM207 250H213L212 252L210 251V253L207 251ZM222 250V251H221ZM234 250V251H233ZM37 252V254L39 253V252H43V259H42V256H41V254L42 253H39L40 255H37V256H35V254H36V252ZM66 252L65 254H67L68 252V256L67 255H65L64 254V252ZM72 251V252H71ZM83 251V252H82ZM88 251H90L89 253H88ZM103 251V252H102ZM105 251V252H104ZM124 251V252H123ZM126 251H127V254H126ZM141 253H140V252ZM146 251H147V253H149L150 255V257H149V259L150 260H152L153 259V261H149V259H148V255L146 254ZM148 251H151V252H148ZM156 251H158V252H156ZM205 251L206 252H208V253H205ZM220 251V252H219ZM230 251V252H229ZM235 251H237V252H235ZM238 251H241V252H238ZM14 254H13V253ZM18 252H19V254H18ZM30 252H31V254H30ZM54 253V254H56V255H53L52 253ZM63 252V254H61ZM74 252V253H73ZM79 252V253H78ZM80 252L82 253V254H80ZM84 252H86V253H88V254H84L83 255V253ZM92 252V253H91ZM115 252V253H114ZM130 252H132L130 255H133V258L131 257V256H129L128 254ZM138 252V253H137ZM171 252V253H172ZM185 252V253H184ZM219 252V253H218ZM225 252H227V253H225ZM233 252V253H232ZM244 253V255H243V253ZM250 252V253H249ZM47 253H49L50 254V257H49V254L46 256V254ZM71 253V254H70ZM95 254V256L93 255V258H92V256H90L89 254ZM107 253V254H109V255H105V254ZM114 253V254H113ZM123 253H125L126 255H128L127 257H129L128 259H127V261L125 260L126 258H125V256L126 255H124ZM144 253V254H143ZM191 253V254H190ZM232 253V257L230 258L228 255H230ZM235 253V254H234ZM237 253H239V254H237ZM241 253V254H240ZM248 253H249V255H248ZM3 254V255H2ZM6 254H7V256H6ZM12 254V255H11ZM16 254V255H15ZM76 254V255H75ZM78 254V255H77ZM98 254V255H97ZM121 254H122V256H121ZM143 256H142V255ZM153 254V255H152ZM166 254V255H165ZM182 254V256H180ZM185 254V255H184ZM188 254H189V256H188ZM208 254V255H207ZM234 254V255H233ZM4 255H5V258H3L4 257ZM18 255V256H17ZM31 255H32V258H34V257H36V258H34L35 260H33L32 258H31ZM73 257H72V256ZM89 257V259L90 260H88L87 258V256ZM97 255V256H96ZM99 255H100V257L101 258H99ZM110 255H112V257H113V259H112V257H108V259L106 258V260H108V261H105V257H107V256H110ZM141 257H140V256ZM145 255H147V257L145 256ZM219 255H220V257H219ZM229 257V260H228V258H226L227 256ZM236 255V256H235ZM238 255L240 256L239 258H238ZM9 256H11V257H9ZM15 256H17L16 258H15ZM28 256V257H27ZM29 256H30V258H29ZM40 256V257H39ZM45 256L46 257H48L47 259L45 258ZM79 256V257H78ZM84 256H86L85 257V259H87V260H85L84 259ZM117 256H118V259H117ZM140 257V258H138V259H140V260H142V262H140V260H139V262H137L138 260H136V258L137 257ZM152 256H153V258H152ZM233 256H234V258H233ZM242 256H244V257H242ZM246 256V257H245ZM7 257H8V261H10V262H7ZM13 257L16 259H13ZM18 257H19V259H18ZM23 257V258H22ZM25 257H27V258H25ZM39 257V258H38ZM55 257V258H54ZM56 257L58 258V259H56ZM72 257V258H71ZM81 257H82V259H81ZM94 257H98V259L96 258V260H95V258ZM123 257V258H122ZM131 257V258H130ZM169 257V258H168ZM194 257V258H193ZM216 257V258H215ZM235 257L236 258H238V259H240L238 262L239 263H237V260H234L235 259ZM20 258H22L21 260H20ZM29 258V259H28ZM47 260V261H45V259ZM49 258H53L54 260H56V261H54L53 259L52 260H48ZM69 258H71V260H69ZM92 258V259H91ZM125 258V259H124ZM147 258V259H146ZM184 258V259H183ZM190 258V259H189ZM193 258V259H192ZM218 258H220V259H218ZM226 258V259H225ZM233 258V259H232ZM249 258L251 259L250 260V263H249ZM1 259H3V260H1ZM10 259H12V260H10ZM18 259V260H17ZM32 259V260H31ZM42 261H41V260ZM65 259H68V261H69V263H67L66 261L67 260H65ZM84 259V260H83ZM101 259V260H100ZM104 261H103V260ZM112 259V260H111ZM225 259V260H224ZM23 260V261H22ZM26 260V261H25ZM30 260V261H29ZM36 260H37V262H36ZM63 260V261H62ZM74 260V261H73ZM77 260V261H76ZM93 260V261H92ZM95 260V261H94ZM100 260V261H99ZM110 260H111V262H110ZM123 260V261H122ZM136 260V261H135ZM205 260H206V262H205ZM221 260V261H220ZM3 261V262H2ZM12 261V262H11ZM16 261V262H15ZM27 261H29V262H27ZM44 261H45V263H44ZM58 261V262H57ZM70 261H73V262H70ZM86 261V262H85ZM88 261V262H87ZM89 261H91V262H89ZM103 261V262H102ZM114 261H117V262H115L114 263ZM125 261V262H124ZM132 261L134 262V263H132ZM225 261H229L228 263L227 262H225ZM47 262V263H48ZM76 262V263H75ZM82 262V263H81ZM84 262V263H83ZM137 262V263H136ZM145 262V263H144ZM147 262V263H146ZM178 262V263H177ZM210 262V263H209ZM46 263V264H47ZM48 263V264H49ZM172 263V264H173ZM183 263L184 264H186L184 261H183ZM222 263V264H223ZM233 263V264H234ZM96 264V263H95ZM219 264H221V263H219Z\"/></svg>",
    "mask_w": 264,
    "mask_h": 264
},
{
    "label": "bare ground",
    "instance_id": "2",
    "mask_svg": "<svg viewBox=\"0 0 264 264\" xmlns=\"http://www.w3.org/2000/svg\"><path fill=\"white\" fill-rule=\"evenodd\" d=\"M3 1H4V0H3ZM5 1L10 2L11 0H10V1H9V0H5ZM26 1H30V3H32V5H34L35 8H36L37 5H39V3H40L39 0H22L23 3H24V2L26 3ZM44 1H45V0H44ZM49 1H50V0H49ZM64 1L66 2V0H64ZM76 1H77V0H76ZM78 1H80L79 3H81V2H83V3H89V0H78ZM93 1H94V0H93ZM99 1H100V0H99ZM111 1H113V0H111ZM157 1H158V0H157ZM161 1H164V0H161ZM166 1H171V2L175 3V5H177V4H179V3L182 2V1L180 2V0H166ZM188 1H189V0H188ZM218 1H219V0H218ZM223 1H224V0L221 1V4L223 3ZM232 1H233V0H232ZM240 1H241V0H239V3H240ZM247 1H248V0H247ZM247 1H246V3L248 4ZM8 2H6V3H8ZM16 2H17V0H16ZM53 2H54V3H53ZM53 2H52L53 4L51 5V7H49V8H51V10H53V12H54V10L59 9L60 6H57V7H58L57 9L54 8V7L57 5L56 3H58V2L55 3V0H54ZM62 2H63V1H62ZM67 2H68V1H67ZM70 2H71V1H70ZM70 2H68V3L71 4V5L74 4V2H73V3H70ZM199 2L201 3L200 5H203L201 1H199ZM226 2H227V0H226L224 3L226 4ZM228 2H229V1H228ZM237 2H238V1H237ZM241 2H242V1H241ZM259 2H260V1L256 2V0H255V1L250 0L249 3H250L251 5L248 4L249 7L245 8L243 12H242V9H241V8H243L242 5L244 6L245 3H243V4L241 3L242 5L240 6V7H241L240 9H241V12L243 13V15L241 16V15H240L241 12L237 9L238 11H236V12H239L240 14H239V13H238V14H239L240 16H239V15H234V16H237V17L239 16L241 19H240V18H237V19H240V20H241V21H240L241 24H242V22H243V25L245 26V27H244V26H243V27L249 29V34H248V36H247L246 38L249 40V41H248V40H247V41L250 42V43L252 44L251 48H253V49H251V48L249 47V48L251 49V51H252V53H251L252 56H251V55H250V56L253 57V60H254V58H256V61H262V59H263V61H264V18H263L262 20H261V19H260V20L258 19V17H259L260 15H263V16H264V2H263V0H262V3H261V4H259ZM1 3H2V5H3V2H0V4H1ZM4 3H5V2H4ZM6 3H5V4H6ZM12 3H13V1H12ZM18 3H19V2H18ZM20 3H21V2H20ZM30 3H29V5H30ZM59 3H60V2H59ZM59 3H58V4H59ZM68 3H67V4H68ZM99 3H100V2H99ZM101 3H102V2H101ZM110 3H111V2H110ZM168 3H169V2H168ZM176 3H177V4H176ZM203 3H204V2H203ZM206 3H207V2H206ZM206 3H204V4L206 5ZM215 3H216V2H215ZM234 3H236V2H234ZM234 3H233V4H234ZM26 4H27V3H26ZM42 4H43V3H42ZM45 4H46V2H45ZM63 4H64V3H63ZM77 4H78V3H77ZM90 4H91V2H90ZM95 4H96V3H95ZM192 4H193V3H192ZM197 4H198V1H197ZM208 4H209V3H208ZM216 4H217V3H216ZM228 4H229V3H228ZM2 5H1V6H2ZM10 5H11V4H10ZM22 5H24V4H22ZM29 5H27L26 7H29ZM49 5H50V4H49ZM64 5H66V4H64ZM71 5H69V6H71ZM74 5H75V4H74ZM168 5H169V4H168ZM193 5H194V4H193ZM198 5H199V4H198ZM234 5H236V4H234ZM3 6H5V5H3ZM24 6H25V5H24ZM69 6H67V7L69 8ZM72 6H73V5H72ZM80 6H81V5H80ZM91 6H93V5H91ZM91 6H89V7H91ZM109 6H111V5H109ZM183 6H184V5H183ZM190 6H191V5H190ZM190 6H189V4H188V5L186 4V7H187V8L190 7ZM225 6H226V5H225ZM231 6H233L232 3H231ZM231 6H230V8H231ZM13 7H14V6H13ZM42 7L44 8V10H43L41 7H38V8L42 9L41 11H45V8H47V7H44V6H42ZM61 7L63 8L64 6L61 5ZM61 7H60V9H61ZM67 7H66V8H67ZM76 7L78 8V6H75V8H76ZM81 7L83 8L84 6H81ZM94 7H95V6H94ZM172 7H173V5L171 6V8H172ZM176 7H178V6H176ZM186 7H185V8H186ZM196 7H197V6H195V8H196ZM206 7H207V5H206ZM210 7H211V6H210ZM227 7H228V6H227ZM227 7H226V8H227ZM234 7H235V9H236V6H234ZM238 7H239V5H238ZM2 8H3V7H2ZM15 8H16V7H15ZM19 8H20V7H19ZM24 8H25V7H24ZM71 8H72V10H73V7H71ZM85 8H86V7H85ZM173 8H174V7H173ZM198 8H199V7H197V9L192 8V10H193V9H194V10H198ZM208 8H209V7H208ZM213 8H214V7H213ZM3 9H5V8H3ZM6 9H7V8H6ZM6 9H5V10H6ZM11 9H12V8H11ZM11 9H10V12H11L12 14L15 13L14 11L12 12ZM31 9H32V8H31ZM63 9H64V8H63ZM167 9H169V8H167ZM177 9H178V8H177ZM183 9H184V8H183ZM183 9H182V11H183ZM199 9H201V7H200ZM211 9H212V8H211ZM220 9H221V8H220ZM220 9H219V10H220ZM224 9H225V8H224ZM8 10H9V8H8ZM25 10L29 11V10L26 9V8H25ZM36 10H37V8H36ZM46 10H49V9H46ZM51 10H50V11H51ZM66 10H67V9H66ZM78 10H79V9H78ZM172 10H173V9H172ZM184 10H186V9H184ZM41 11H40V14L43 13V12H41ZM50 11H49V12H50ZM60 11H61V10H60ZM69 11H70V10H69ZM74 11L76 12V10H74ZM74 11H72V12L70 11V12H71V14H70L71 16L74 15V14H73ZM222 11H223V10H222ZM230 11H232V9H231ZM30 12H33V9H32ZM30 12H29V13H30ZM34 12H35V11H34ZM46 12H47V11H46ZM57 12H58V10H57ZM70 12H68V13H70ZM169 12H170V11H169ZM176 12H177V11H176ZM183 12H184V11H183ZM234 12H235V11H234ZM3 13H4V12H3ZM36 13H38V12H36ZM36 13H33L34 16H35ZM60 13H61V12H60ZM63 13H64V12H63ZM108 13H109V12H108ZM196 13H197V12H196ZM231 13H232V12H231ZM12 14H11V15H12ZM16 14H17V13H16ZM18 14H19V13H18ZM24 14L26 15V13H24ZM53 14H54V13H53ZM171 14H172V13H171ZM173 14H175V13H173ZM176 14H177V13H176ZM176 14H175V15H176ZM194 14H195V13H194ZM227 14H228V12H227ZM233 14H234V13H233ZM20 15H21V14H20ZM30 15H32V14H30ZM30 15H28V18H29ZM44 15H45V14H44ZM46 15H47V13H46ZM48 15H49V14H48ZM51 15H52V14L50 13V15H49L50 18H51ZM63 15H64V14H63ZM67 15H68V14H67ZM76 15H77V13H76ZM78 15H79V14H78ZM180 15L182 16L181 13H180ZM180 15H179V16H180ZM186 15H187V13H186ZM188 15H189V14H188ZM188 15H187V16H188ZM190 15H191V14H190ZM196 15H197V14H196ZM217 15H218V14H217ZM219 15H221V14H219ZM17 16H18V15H17ZM17 16H16V17H17ZM23 16H24V15H23ZM42 16H43V14H42ZM52 16H53V15H52ZM54 16H58L57 13H56ZM59 16L61 17V14H60ZM71 16H70V17H71ZM184 16H185V15H184ZM184 16H183V17H184ZM193 16H194V15H193ZM212 16H213V15H212V11H210V10H206V11L204 12V14H202L201 17H202L204 20H207V19H209V18H212ZM263 16H261V17H263ZM9 17H10V15H9ZM9 17H8V18H9ZM37 17H38V16H37ZM65 17L67 18L68 16H66V14H65V16H64L63 19H60L59 17H58V18H59L60 21H62V20L64 21V20L66 19ZM70 17H68V18H70ZM175 17H176V16H175ZM188 17H189V16H188ZM225 17H226V18H225ZM228 17H231V16H227V15L225 16V15H224L222 18H223V19L225 18L226 21H228V20H230V19L227 20ZM13 18H15L14 15H13ZM30 18H31V17H30ZM41 18H42V17H41ZM43 18H45V16H43ZM50 18H49V19H50ZM54 18H55V17H54ZM54 18H53V19H54ZM68 18H67V19H68ZM72 18H73V16H72ZM178 18H179V17H178ZM181 18H182V17H180V19H181ZM192 18H193V17H192ZM194 18H195V17H194ZM215 18H216V17H215ZM11 19H12V18H11ZM18 19H19V18H18ZM22 19H23V18H21L20 20H22ZM33 19H34V18H33ZM36 19H37V18H36ZM39 19H40V17H39ZM46 19H47V18H46ZM55 19H57V18H55ZM184 19H185V17H184ZM223 19H222V20H223ZM233 19H234V18H233ZM14 20H17V19H14ZM20 20H19V21H20ZM43 20H44V19H43ZM57 20H58V19H57ZM75 20H76V18H75ZM95 20H96V19H95ZM187 20H188V19H187ZM218 20H219V19H218ZM222 20H221V21H222ZM234 20H236V19H234ZM19 21H17V22H19ZM65 21H67V20H65ZM65 21H64V22H65ZM69 21H70V20H69ZM73 21H74V20H73ZM170 21H171V20H170ZM177 21H180V20L178 19ZM202 21H203V20H202ZM210 21H212V20H210ZM214 21H215V20H214ZM231 21H232V19H231ZM237 21H238V20H237ZM173 22H174V19H173ZM182 22H183V21H182ZM186 22H187V21H185L184 23L186 24ZM198 22H199V21H198ZM217 22H220V20L217 21ZM217 22H216V23H217ZM19 23H20V22H19ZM52 23H53V22H52ZM65 23H67V22H65ZM69 23H72V22H69ZM69 23H68V24H69ZM130 23H131V21H130ZM177 23H178V22H177ZM184 23H182L181 25H183ZM213 23H214V22H213ZM229 23H230V22H229ZM233 23H234V21H232L231 24L234 25ZM28 24H29V23H28ZM76 24H77V22H76ZM91 24H92V23H91ZM91 24H90V25H91ZM168 24H169V23H168ZM187 24H188L187 26H189L188 29L190 28V26H191V27H195V26L197 25V23H196V21H195L194 19H190V20L188 21ZM225 24H226V22H225ZM231 24H230V25H231ZM20 25H21V24H20ZM70 25H71V24H70ZM90 25H89V26H90ZM181 25H179V26H181ZM201 25H202V23H201ZM211 25H214V24H211ZM235 25H236V24H235ZM235 25H234V26H235ZM237 25H238V24H237ZM59 26H60V25H59ZM75 26H77V25H75ZM128 26H129V25H128ZM170 26H171V25H170ZM183 26H184V25H183ZM207 26H208V25H207ZM215 26H216V25H215ZM234 26H232L233 29H234ZM77 27H78V26H77ZM167 27H168V26H167ZM172 27H173V26H172ZM176 27L178 28V26H176ZM185 27H186V26H185ZM208 27H209V26H208ZM223 27H226V26H223ZM237 27H239V26H237ZM23 28H24V27H23ZM66 28H67V27H66ZM72 28H73V27H72ZM168 28H169V27H168ZM182 28H183V29H182V30H183L182 33L184 34V27H182ZM186 28H187V27H186ZM201 28H202V27H201ZM215 28H217V26H216ZM126 29H127V27H126ZM178 29H179V28H178ZM178 29H177V30H178ZM190 29H192V28H190ZM197 29H198V28H197ZM222 29H224V28H222ZM241 29H242V27H241ZM241 29H240V30H241ZM18 30H19V29H18ZM21 30H22V29H21ZM78 30H79V27H78ZM84 30H85V29H84ZM174 30H175V29H174ZM180 30H181V29H180ZM192 30H194V28H193ZM195 30H196V29H195ZM199 30H200V28H199ZM203 30H204V29H203ZM214 30H215V33H216V32H219V30H218V31H217L216 29H214ZM227 30H228V27H227ZM76 31H77V29H76ZM211 31H213V29H212ZM228 31H230V29H229ZM234 31H235V30H234ZM241 31H242V30H241ZM243 31H244V36L247 35V33L245 34V32H246L245 29H243ZM168 32H169V31H168ZM170 32H172V31H170ZM173 32H175V31H173ZM188 32H189V31H188ZM192 32H194V31H192ZM196 32H199V31L196 30ZM205 32H206V31H205ZM213 32H214V31H213ZM232 32H233V31H232ZM236 32H237V31H236ZM20 33H21V32H20ZM179 33H180V32H179ZM210 33L212 34V32H209V34H210ZM223 33H224V32H223ZM225 33H226V32H225ZM242 33H243V32H242ZM7 34H8V33H7ZM82 34H83V33H82ZM166 34H167V32H166ZM176 34H177V32H176ZM185 34H188V33H185ZM197 34H198V33H197ZM202 34H204V33L202 32ZM207 34H208V33H207ZM216 34L219 35L218 33H216ZM235 34H236V33H235ZM237 34H238V33H237ZM18 35H19V33H18ZM127 35H128V34H127ZM191 35H192V34H191ZM194 35H195V33L193 34V36H194ZM224 35H225V34H224ZM224 35H223V36H224ZM231 35H232V34H231ZM238 35H239V34H238ZM238 35H237V36H238ZM240 35H241V34H240ZM25 36H26V35H25ZM25 36H24V37H25ZM84 36H85V34H84ZM180 36H181V35H180ZM184 36H186V35H184ZM189 36H190V35H189ZM195 36H196V35H195ZM197 36H198V35H197ZM197 36H196L195 39H197ZM223 36H222V37H223ZM234 36H235V35H234ZM234 36H233V37H234ZM242 36H243V34H242ZM3 37H4V36H3ZM6 37H8V35H7ZM28 37H29V36H28ZM202 37H203V36H202ZM209 37H210V36H209ZM229 37H230V36H229ZM1 38H2V36H1ZM163 38L165 39L166 37H163ZM212 38H213V37H211V38H209V39L211 40ZM215 38H216V36H215ZM219 38H221V36H219ZM219 38H217V39H215V40L218 41V40H220ZM243 38H244V37H243ZM243 38H241V39H243ZM246 38H244L243 40H245ZM2 39H3V38H2ZM209 39H208V40H209ZM222 39L224 40V38H222ZM226 39H228V38L226 37ZM235 39H237V38H236V37L234 38V42H235ZM14 40H15V39H14ZM21 40H22V38H21ZM27 40H28V39H27ZM166 40H167V39H166ZM179 40H180V38H179ZM187 40H188V39H187ZM192 40H193V39H192ZM203 40H204V39H203ZM8 41H10V39H9ZM8 41H6V42H8ZM36 41H37V40H36ZM167 41H169V40H167ZM167 41H166V42H167ZM195 41H196V40H195ZM200 41L202 42V40H200ZM205 41H206V40H205ZM211 41H212V40H211ZM211 41H210V42H211ZM213 41H214V39H213ZM220 41H221V40H220ZM239 41H240V38H239ZM245 41H246V40H245ZM3 42H5V40H4ZM173 42H174V41H173ZM182 42H183V40H182ZM191 42H192V41H191ZM196 42H197V41H196ZM210 42H209V44L214 43V42H211V43H210ZM231 42H232V41H231ZM241 42H243V41L241 40ZM9 43H11V42H9ZM185 43H187V42H185ZM203 43H205V42L203 41V42L201 43V44L203 45V47H204L205 45H208V41H207V44H205V45H204ZM219 43H220V42H219ZM223 43H224V41L221 42V45H223ZM226 43H227V42H226ZM226 43H225V44H226ZM236 43H237V42H236ZM246 43H247V42H246ZM29 44H33V43L30 42ZM35 44H37V43H35ZM162 44H163V42L161 43V46H162ZM168 44H169V43H168ZM181 44H183V43H181ZM181 44H179V46H180ZM189 44H190V43H189ZM195 44H196V43H195ZM197 44H198V43H197ZM225 44H224V45H225ZM234 44H235V43H234ZM244 44H245V43H243V46H244ZM251 44H249V45H251ZM10 45H11V44H10ZM33 45H34V44H33ZM33 45H32V47H34ZM163 45H164V44H163ZM187 45H188V44H187ZM187 45H184V44H183V46H187ZM198 45H199V44H198ZM212 45H213V44H212ZM212 45H211V46H212ZM215 45H216V44H214V46H215ZM235 45H236V44H235ZM241 45H242V44H240V46H239V45H238V46L241 47ZM246 45H247V44H246ZM246 45H245V46H246ZM16 46H17V45H16ZM36 46H37V45H36ZM164 46H166V45H164ZM168 46H170V45H168ZM168 46H167V47H168ZM199 46H201V45H199ZM211 46H210V47H211ZM216 46H217V45H216ZM216 46H215V47H216ZM245 46H244V47H245ZM4 47H5V46H4ZM38 47H39V46H38ZM167 47L165 48V52L167 53V54L165 53V55H168V58H170V61L172 60V59H171V56H172L173 58H174V57H178V55H179L178 53H180V52H177L176 50L172 49L171 47H170V48H167ZM187 47H189V46H187ZM205 47L207 48V50H206V52H207V51L209 50V49H208V46H205ZM210 47H209V48H210ZM222 47L224 48V46H222ZM222 47H220V50H221ZM229 47H230V46H229ZM234 47L237 48V45L234 46ZM234 47H233V45H232V47H230V48L233 49ZM41 48H42V47H41ZM161 48H162V47H161ZM176 48H177V47H176ZM189 48H190V47H189ZM197 48H198V47H197ZM217 48H218V46H217ZM223 48H222V49H223ZM235 48H234V49H235ZM241 48H242V47H241ZM246 48H247V46H246ZM246 48H245V49H246ZM249 48H248V50H249ZM0 49H1V48H0ZM42 49H43V48H42ZM45 49H46V48H45ZM162 49H163V48H162ZM214 49H215V48H214ZM218 49H219V48H218ZM225 49H227V48H225ZM231 49H230V50H231ZM238 49H239V48H238ZM243 49H244V48H243ZM2 50H3V46H2ZM5 50H6V49H5ZM13 50H14V49H13ZM18 50H19V49L17 48V51H18ZM32 50H33V48H32ZM35 50H36V49H35ZM46 50H47V49H46ZM163 50H164V49H163ZM220 50H219V51H220ZM3 51H4V50H3ZM9 51H10V50H9ZM17 51H16V52H17ZM49 51H50V50H48L47 52H49ZM75 51H76V50H75ZM89 51H90V50H89ZM89 51H88V52H89ZM179 51H180V49H179ZM187 51H188V50H187ZM201 51H203V50H201ZM201 51L199 50L200 53H201ZM225 51H226V54H228V56L230 55V54H229L230 52H231V53H232V52H233V53L235 52V51H230V52L227 53V50H225ZM225 51H224V52H225ZM245 51H246V50H245ZM245 51H244V52H245ZM251 51L249 50L248 53L251 52ZM5 52H6V51H5ZM20 52H21V50H20ZM33 52H34V50H33ZM33 52H32V53H33ZM38 52H39V51H38ZM38 52H37V53H38ZM55 52H56V51H55ZM55 52H54V53H55ZM68 52H69V51H68ZM91 52H92V51H91ZM204 52H205V51H204ZM204 52H203V53H204ZM209 52H211V51H209ZM209 52H208V53H209ZM220 52H223V51H220ZM220 52H219V53H220ZM224 52H223V54H224ZM238 52H240V51H238ZM244 52H243V53H244ZM246 52H247V51H246ZM14 53H15V51H14ZM17 53H18V52H17ZM22 53H23V52H22ZM32 53H31V54H32ZM75 53H76V52H75ZM96 53H97V52H96ZM96 53H94V54H96ZM188 53H190V52H188ZM194 53H195V52H194ZM197 53H198V50H197ZM208 53H207V54H208ZM233 53H232V54H233ZM236 53H237V52H236ZM236 53H234L235 56H236ZM243 53H241V55H242ZM248 53H247V54H248ZM4 54H5V53H4ZM8 54H9V53H8ZM15 54H16V53H15ZM23 54H25V53H23ZM29 54H30V53H29ZM31 54H30V55H31ZM35 54H36V53H35ZM46 54L49 55V53H46ZM76 54H77V53H76ZM89 54H90V53H89ZM191 54H192V53H191ZM210 54H211V53H210ZM213 54H214V55H213ZM220 54H221V53H220ZM223 54H222V55H223ZM238 54H239V53H238ZM5 55H6V54H5ZM12 55H13V54H12ZM40 55H41V53H40ZM40 55H39V56H40ZM43 55H44V54H43ZM65 55H66V54H65ZM85 55H87V54H85ZM198 55H199V54H198ZM202 55L204 56V54H202ZM218 55H219V54H218ZM218 55H217V56H218ZM224 55H225V54H224ZM224 55L222 56L223 58L219 59L221 62L223 61L222 59H224ZM241 55H240V56H241ZM248 55H249V54H248ZM32 56H33V55H32ZM35 56H36V55H35ZM44 56H45V55H44ZM73 56H75V55H73ZM89 56H90V55H89ZM169 56H170V57H169ZM192 56H194V54H193ZM199 56H200V55H199ZM206 56L209 57L210 55H206ZM212 56L215 57V53H214V52H212ZM231 56H232V55H230L229 57H231ZM243 56H245V53H244ZM9 57H10V55H9ZM9 57H8L7 61L10 60ZM27 57H28V56H27ZM27 57H25V59H26ZM40 57H41V56H40ZM45 57H46V56H45ZM45 57H44V58H45ZM47 57H52V54L49 55V56H47ZM47 57H46V58H47ZM55 57H56V54H55ZM99 57H100V56H99ZM162 57L164 58V55H162ZM166 57H167V56H166ZM204 57H205V56H204ZM210 57H211V56H210ZM214 57H213V58H214ZM219 57H221V56L219 55ZM233 57H234V56H233ZM251 57H250V58H251ZM22 58H23V57H22ZM22 58H21V59H22ZM29 58H30V59H29ZM46 58H45V59H46ZM53 58H54V57H53ZM62 58H63V57H62ZM70 58H71V57H70ZM76 58H77V57H76ZM90 58H91V57H90ZM178 58H179V57H178ZM178 58H176V59H178ZM180 58H181V57H180ZM193 58H194V57H193ZM196 58H198V56H196ZM211 58H212V57H211ZM234 58H235V57H234ZM12 59H13V58H12ZM27 59H29V61H31V56L28 57ZM37 59H39V58H37ZM47 59H48V58H47ZM49 59H51V60L53 61L52 58H49ZM55 59H56V58H55ZM66 59H67V58H66ZM88 59H89V58H88ZM94 59H95V58H94ZM176 59H175V60H172V61L175 62V63H177L178 60H176ZM182 59H185V58L183 57ZM204 59H205V61H206V57H205ZM209 59H210V58H209ZM216 59H217V58H216ZM216 59H215V60H216ZM225 59L227 60L226 57H225ZM225 59H224V60H225ZM238 59H239V58H238ZM238 59H237V60H238ZM247 59H248V58H247ZM251 59H252V58H251ZM257 59H258V60H257ZM14 60H16V59L14 58ZM57 60H59L58 57H57ZM57 60H56V61H57ZM63 60H65V59L63 58L61 62H65V61H66V60H65V61H63ZM164 60H165V58H164ZM179 60H180V59H179ZM198 60H199V58H198ZM200 60H202V59H200ZM212 60H214V59H212ZM212 60H211V62H212ZM215 60H214V62H215ZM217 60H218V59H217ZM226 60L223 62L222 65H224V63H225V65H226V62L228 63V61H226ZM233 60H234V59H233ZM10 61L13 62V60H10ZM16 61H18V59H17ZM35 61H38V60H34V64H36ZM46 61H48V60H45V62H46ZM52 61H51V62H52ZM68 61H71V60H68ZM76 61H78V60H76ZM96 61H98V60H96ZM196 61H197V59H196L193 63H195ZM249 61H251V60H249ZM53 62H54V61H53ZM71 62H72V61H71ZM181 62H182V61H181ZM186 62H187V61H186ZM190 62H191V61H190ZM200 62H201V61H200ZM200 62H199V64H200ZM202 62H203V60H202ZM214 62H213V63H214ZM221 62H220V64H221ZM229 62L231 63L230 60H229ZM234 62H238V61H234ZM253 62H255V61H253ZM13 63H14V62H13ZM16 63H18V64H17V68H15V69H16L17 71H18V69H19V71H20V70H21V69H20V66H21V65H20L19 68H18L19 62H16ZM16 63H15V64L10 63V64L16 66ZM21 63H22V62H21ZM29 63L31 64V62H29ZM38 63H39V61H38ZM49 63H50V62H49ZM54 63H55V62H54ZM56 63H58V61H57ZM73 63H74V62H73ZM184 63H185V62H184ZM197 63H198V62H197ZM215 63H217V61H216ZM230 63H229V64H230ZM258 63H259V65H260V62H258ZM258 63H257V64H258ZM263 63H264V62H263ZM6 64H8V63H6ZM25 64H26V63H25ZM25 64H24V65H25ZM42 64H43V61H42ZM47 64H48V62H47ZM47 64H46V65H47ZM50 64H51V63H50ZM63 64H64V63H63ZM65 64H66V63H65ZM178 64H179V63H178ZM182 64H183V63H182ZM217 64H218L219 66H221L219 63H217ZM236 64H238V63H236ZM248 64H249V63H248ZM251 64H252V62H251ZM255 64H256V63H255ZM2 65H4V64H2ZM26 65H27V64H26ZM37 65H38V64H37ZM39 65H40V64H39ZM53 65H55V64H53ZM58 65H61V64H58ZM68 65H70V64H68ZM99 65H100V64H99ZM168 65H169V64H168ZM180 65H181V63H180ZM194 65H196V67L198 66V64H194ZM202 65H203V64H202ZM204 65H208V62H207V64H204ZM211 65H212V67L215 66V65L213 66L212 63H211ZM218 65H216V66H218ZM232 65H233V63H232ZM232 65H231V66H232ZM246 65H247V64H246ZM259 65H257V66L255 67V69H254L255 71H254L253 73H255V74L257 73L259 76H261L262 73L264 72V69L261 68V67H263V66H260V67H259ZM262 65H263V64H262ZM35 66H36V65H35ZM81 66H82V65H81ZM172 66H173V65H172ZM177 66H178V65H177ZM182 66H183V65H182ZM209 66H210V64H209ZM216 66H215V67H216ZM237 66H238V65H237ZM240 66H241V65H240ZM249 66H251V65H249ZM254 66H255V65H254ZM4 67H6V66H4ZM9 67H10V66H9ZM11 67H12V66H11ZM22 67H23V66H22ZM24 67H26V66H24ZM24 67H23V68H24ZM30 67H31V66H30ZM33 67H34V66H33ZM33 67H31V69H33ZM37 67H38V66H37ZM42 67H43V66H42ZM50 67H51V66H50ZM55 67H56V65H55ZM59 67H60V66H59ZM70 67H71V66H70ZM76 67H78V65H76ZM83 67H84V66H83ZM165 67H166V65H165ZM202 67H203V66L198 67V68L200 69V68H202ZM205 67H206V66H205ZM207 67H208V66H207ZM207 67H206V68L203 67L205 71H206V69H207V71L209 70ZM215 67L213 68V72H214ZM223 67H224V69H225V66H223ZM227 67H228V66H226V68H227ZM26 68H27V67H26ZM34 68H35V67H34ZM44 68H45V67H44ZM46 68H48V69H46V70H49V69H50L49 67H46ZM63 68H64V67H63ZM79 68H80V67H79ZM85 68H88V66L85 67ZM178 68H179V67H178ZM185 68H186V67H185ZM198 68H197V69H198ZM219 68H221V67H219ZM229 68H230V67H229ZM229 68H228V70H229ZM15 69H14V70H15ZM28 69H29V67H28ZM31 69H29L30 72H31ZM60 69H61V71H62V68H60ZM72 69H73V68H72ZM82 69H83V68H82ZM166 69H167V68H166ZM168 69H169V68H168ZM171 69H172V68H171ZM197 69H193V70H197ZM199 69H198V70H199ZM210 69H211V68H210ZM231 69H232V68H231ZM244 69H245V68H244ZM23 70H25V69H23ZM23 70H22V71H23ZM37 70H38V69H37ZM55 70H56V68H55ZM67 70H68V69H67ZM73 70H74V69H73ZM182 70H183V69H182ZM201 70H202V69H200L199 71H201ZM232 70H233V69H232ZM247 70H248V68H247ZM247 70H246V71H247ZM250 70L253 71V67L250 68ZM3 71H4V70H3ZM7 71H9V70H7ZM11 71H12V70H11ZM19 71H18V73H19ZM34 71H35V70H34ZM38 71H39V70H38ZM57 71H58V69H57ZM65 71H66V70H65ZM77 71H78V70H77ZM94 71H95V70H94ZM176 71H177V70H176ZM191 71H192V70H190V73H191ZM207 71H206V72H207ZM211 71H212V69H211ZM216 71H218V69H216L215 72H216ZM222 71H223V70H222ZM225 71L227 72L226 69H225ZM230 71H231V70H230ZM246 71H245V72H246ZM25 72H26V71H25ZM45 72H46V71H45ZM52 72H53V70H52ZM55 72H56V71H55ZM62 72H63V71H62ZM208 72H209V71H208ZM213 72H212V73H213ZM215 72H214V73H215ZM223 72H224V71H223ZM228 72H229V71H228ZM248 72L250 73V71H248ZM4 73H6V72H4ZM4 73H1V76H2V74L4 75ZM9 73H10V72H9ZM21 73H23V72H21ZM21 73H20V74H21ZM32 73H33V72H32ZM56 73H57V72H56ZM168 73L170 74V71H169ZM193 73H194V72H193ZM197 73H198V72H196V75H195V74H194V75L197 76ZM216 73H217V72H216ZM231 73H232V71H231ZM235 73H237V72H235ZM238 73H239V72H238ZM238 73H237V74H238ZM241 73H242V72H241ZM243 73H244V70H243ZM243 73H242V74H243ZM7 74H8V73H7ZM29 74H30V73H29ZM35 74H36V71H35ZM39 74H41V71L39 72ZM57 74L60 75V72L57 73ZM57 74H56V75H57ZM70 74H71V73H70ZM182 74H183V72H182ZM185 74H186V73H185ZM188 74H189V73H188ZM199 74H200V73H198V75H199ZM202 74H203V76H204V73H203V72H202ZM202 74H200V76H201ZM218 74H220V73H217V75L214 74V75H216L215 77H217ZM9 75H10V74H9ZM18 75H19V74H18ZM66 75H69V74L67 73ZM66 75H65V76H66ZM73 75H74V74H73ZM73 75H71V76L74 77ZM77 75H78V73H77ZM99 75H100V74H99ZM214 75H211V76L213 77ZM224 75H225V74H223V76H224ZM228 75L230 76V74H227V77H228ZM238 75H240V74H238ZM238 75H237V76H238ZM243 75H245V74H243ZM253 75H254V74H253ZM21 76H22V75H21ZM40 76H41V75H40ZM53 76H55V75H53ZM97 76H98V75H97ZM192 76H193V75H192ZM195 76H193L192 78H194ZM205 76H206V73H205ZM211 76H210V77H211ZM219 76H220V75H219ZM219 76H218V77H219ZM7 77H8V75H7ZM7 77H6V78H7ZM26 77H29L28 74H27ZM63 77H64V75L62 76V78H63ZM66 77H67V76H66ZM68 77H70V76H68ZM101 77H102V76H101ZM190 77H191V75H189V78H190ZM197 77H198V76H197ZM207 77H208V75H207ZM231 77H232V75H231ZM262 77H264V76H262ZM2 78H3V76H2ZM8 78H9V77H8ZM22 78H23V77H22ZM33 78H34V77H33ZM59 78H61V76H60ZM62 78H61V79H62ZM70 78H71V77H70ZM99 78H100V77H99ZM178 78H179V77H178ZM180 78H181V77H180ZM202 78H203V77H202ZM245 78H247V77H245ZM254 78H255V76H254ZM19 79H20V78H19ZM74 79H75V78H74ZM74 79H73V81H74ZM101 79H102V78H101ZM187 79H188V78H187ZM199 79H200V77H199ZM199 79H198V80L195 79V80H196V81H200ZM204 79H205V78H204ZM207 79H208V78H207ZM207 79H206V80H207ZM214 79H215V78H214ZM220 79H221V77H220ZM233 79H234V77L232 78V80H233ZM237 79H238V78H237ZM240 79H241V77H240ZM257 79H258V78H257ZM259 79H261V78H259ZM3 80H4V79H3ZM49 80H50V79H49ZM65 80H67V78H65ZM179 80H180V79H179ZM181 80H182V78H181ZM181 80H180V81H181ZM195 80H194V81H195ZM228 80H230V77L228 78ZM234 80L236 81V78H235ZM234 80H233V81H234ZM238 80H239V79H238ZM246 80H247V79H246ZM262 80H263V79H262ZM0 81H2V80H0ZM14 81H16V80H13L12 82H14ZM20 81H21V80H20ZM39 81H40V80H39ZM53 81H54V79H53ZM63 81H64V80H63ZM63 81H62V82H63ZM73 81L71 82L72 84H73ZM104 81H105V80H102L101 83L104 82ZM194 81H193L192 83H195ZM203 81H204V80H203ZM207 81H208V80H207ZM219 81H220V80H218V86L222 83V82L219 83ZM243 81H245V80H243ZM243 81H242V82H243ZM258 81H261V80H258ZM29 82H31V81H29ZM37 82H38V81H37ZM37 82H36V83H37ZM42 82H44V81H42ZM58 82H61V80L58 81ZM66 82H67V81H66ZM66 82H65V84H66ZM177 82H179V81H177ZM182 82H184V81L182 80ZM182 82H181V83H182ZM186 82H187V81H186ZM189 82H191V81H189ZM201 82H202V81H200V83H201ZM205 82H206V81H204V83H205ZM213 82H215V81H213ZM213 82H212V83H213ZM216 82H217V80H216ZM224 82H225V81H224ZM224 82H223V83H224ZM237 82H238V81H237ZM240 82H241V80L239 81V83H240ZM263 82H264V81H263ZM263 82H262V84H263ZM34 83H35V82H34ZM36 83H35V84H36ZM46 83H47V82H46ZM56 83H57V82H56ZM69 83H70V81H69ZM71 83H70V84H71ZM76 83H77V82H76ZM197 83H199V82H196V84H197ZM208 83H209V82H208ZM226 83H227V82H226ZM226 83H225V85H226ZM232 83H233V82H232ZM232 83L229 84V82H228L229 85H231ZM246 83H247V82H246ZM246 83L244 82V84H246ZM259 83H261V82H259ZM12 84H13V83H12ZM23 84H28V83H25V82H24ZM29 84L31 85V83H29ZM29 84H28V85H29ZM32 84H33V82H32ZM37 84H38V83H37ZM42 84H43V83H42ZM42 84H41V85H42ZM104 84H106V83H104ZM179 84H180V83H179ZM188 84H189V83H188ZM190 84H191V83H190ZM214 84H215V83H214ZM216 84H217V83H216ZM228 84H227V86H228ZM236 84H237V83H236ZM241 84H243V83H241ZM241 84H238V86H239V85L241 86ZM257 84H258V83H257ZM262 84H261V85H262ZM1 85H2V84L0 83V87H1ZM30 85H29V87H28V89H27L26 100H24V101H26V102L28 103V105H31L33 108H35L36 106H39V108L44 107V106L47 104V103H46V98H47V97H46V93H44V91H43V90L45 89V88L43 89L44 86L42 87V90H41L39 87H36V85H33V86H32V85L30 86ZM41 85H40V86H41ZM49 85H50V84H49ZM61 85H62V83H61ZM77 85H78V84H77ZM97 85H99V83H98ZM108 85H109V84H108ZM176 85H177V84H176ZM181 85H182V84H181ZM184 85H185V82H184ZM206 85H207V83H206ZM221 85H222V84H221ZM225 85H224V87H226ZM252 85H253V82H252ZM263 85H264V84H263ZM13 86H14V85H13ZM26 86H27V85H26ZM52 86H53V85H52ZM52 86H50L49 88L51 89ZM62 86H63V85H62ZM62 86H60V87H62ZM70 86H71V85H70ZM109 86H110V85H109ZM173 86H174V85H173ZM182 86H183V85H182ZM193 86H194V85H193ZM208 86H210V85L208 84ZM247 86H248V85H247ZM258 86H260V85H257L256 87H258ZM47 87H48V86H47ZM53 87H54L53 89L56 88L55 86H53ZM83 87H84V86H83ZM103 87L105 88L106 85H105V86H102V89H103ZM189 87H190V85H189ZM206 87H207V86H206ZM213 87H214V86H213ZM215 87H216V86H215ZM221 87H222V86H221ZM221 87H220V88H221ZM229 87H230V86H229ZM229 87H226V88L228 89V91H229V92H234V93H235V91H230V90H229V89H230ZM234 87H235V86H234ZM234 87H232V88L235 90L236 87H235V88H234ZM241 87H243V86H241ZM241 87H240V88H241ZM262 87H263V86H262ZM262 87H261V89H262ZM2 88H3V85H2V87H1V89H2ZM4 88H5V87H4ZM4 88H3V91L5 92V89H4ZM21 88H22V87H21ZM49 88H47V89H49ZM58 88H59V87H58ZM84 88H85V87H84ZM100 88H101V87H100ZM108 88H109V87H108ZM108 88H106V89H108ZM186 88H187V87H186ZM190 88H191V87H190ZM190 88H189V89H190ZM193 88H194V87H193ZM197 88H198V87H197ZM208 88H209V87H208ZM208 88H206V89H208ZM210 88L212 89V86H211ZM210 88H209L208 90H210ZM220 88H219V89H220ZM222 88H223V87H222ZM1 89H0V92H2ZM10 89H11V88H10ZM15 89L17 90V89H19V88H15ZM15 89H14V90H15ZM47 89H46V90H47ZM56 89H57V88H56ZM56 89H55V90H56ZM65 89H66V88H65ZM106 89H105V90H106ZM109 89H110V88H109ZM109 89H108V90H109ZM181 89H182V88H181ZM213 89H214V88H213ZM233 89H231V90H233ZM246 89H247V88H246ZM248 89H249V87H248ZM251 89H252V88H251ZM251 89H250V91H251ZM14 90H13V91H14ZM21 90H22V89H21ZM59 90H60V89H58V91H59ZM187 90H188V88H187ZM187 90H186V91H187ZM191 90H192V89H191ZM224 90H225V89H224ZM237 90H238V88H237ZM22 91H23V90H22ZM49 91H50V90H49ZM65 91H66V90H65ZM83 91H84V90H83ZM88 91H89V90H88ZM157 91H158V90H157ZM183 91H184V90H183ZM192 91H193V90H192ZM198 91H202V90H198ZM212 91H214V90H212ZM221 91H222V92H221ZM228 91H226V92L229 93ZM246 91H248V90H246ZM4 92H3L2 94H4ZM14 92H15V91H14ZM16 92H17V91H16ZM16 92H15V93H16ZM47 92H48V90H47ZM52 92H53V91H52ZM56 92H57V91H56ZM106 92H107V91H106ZM109 92H110V91H109ZM160 92H161V91H159V92H157V93H160ZM163 92H164V91H163ZM184 92H185V91H184ZM202 92H203V91H202ZM218 92H219V91H218ZM220 92H221V94H223V90H222V89L220 90ZM237 92H239V91H237ZM20 93H21V92H20ZM20 93H19V94H20ZM48 93H49V92H48ZM65 93L68 94V91L65 92ZM65 93H64V94H65ZM85 93H86V92H85ZM89 93H90V92H89ZM161 93H162V92H161ZM165 93H166V92H165ZM191 93H192V92H191ZM191 93H190V94H191ZM206 93H207V90H206ZM211 93H212V94H210V92H209V94H208V93H207V94H208V95H213V96H214L213 92H211ZM214 93H215V91H214ZM224 93H225V92H224ZM227 93H225V94H227ZM241 93H243V92L241 91ZM245 93H246V92H245ZM247 93H248V92H247ZM13 94H14V93H13ZM19 94H18V95H19ZM57 94H58V93H57ZM64 94H63V95H64ZM90 94H91V93H90ZM166 94H167V93H166ZM180 94H181V93H180ZM182 94H183V92H182ZM182 94H181V95H182ZM184 94H186V93H184ZM190 94L188 93V95H190ZM207 94H205V95L207 96ZM215 94H216V93H215ZM218 94H219V93H218ZM218 94H217V96H219ZM229 94H231V93H229ZM238 94H240V93H238ZM249 94H250V93H249ZM0 95H1V94H0ZM14 95H16V94H14ZM18 95H17V97H18ZM154 95H155V94H154ZM157 95H158V94H157ZM162 95H163V94H162ZM251 95H252V94H251ZM251 95H250V96H251ZM254 95H255V96L257 95L256 97H258V98H257V99H254V102H251V100H250V102H251V106H253V110H252L251 112H249V113H246V114H245L246 117L241 115L243 118H244V117H245V118L248 117V120H247V121H250V122H248V123H250L251 125L254 123V126H251V127H255V126H256L255 124H257L258 122L261 123V121H259L260 119H261V120L264 119V105H263V102H264V101L261 102V101L258 100V99H261V98H262V97L259 98V96H258L259 94L256 93V94H254ZM263 95H264V94H262V96H263ZM3 96H4V95H3ZM5 96H6V95H5ZM59 96H61V94H60ZM64 96H66V95H64ZM67 96H68V95H67ZM67 96H66V97H67ZM69 96H70V95H69ZM92 96H93V95H92ZM166 96H167V95H166ZM168 96H169V95H168ZM193 96H194V92H193ZM201 96H202V95H201ZM206 96H205V98H206ZM223 96H224V95H223ZM228 96H229V95H228ZM236 96H237V95H236ZM244 96H245V95H244ZM252 96H253V95H252ZM7 97H8V96H7ZM13 97H14V96H13ZM48 97H50V96H48ZM55 97H56V96H55ZM55 97H53V99H55ZM82 97H83V96H82ZM82 97H79V98H82ZM84 97H86V96H84ZM87 97H89V96L87 95ZM99 97H100V96H99ZM153 97H155V96H153ZM159 97L162 98V100H163V98H164V97H161V96H159ZM179 97H182V96H179ZM185 97H186V96H185ZM208 97H210V96H207V98H208ZM220 97H222V96L220 95ZM229 97H230V96H229ZM237 97H238V96H237ZM239 97H240V96H239ZM242 97H243V94H242ZM242 97H240L239 99H242ZM247 97H249V96H247ZM253 97H254V96H253ZM253 97H252V98H253ZM263 97H264V96H263ZM0 98H1V97H0ZM14 98H15V97H14ZM20 98H21V96H20ZM56 98H57V97H56ZM58 98H59V97H58ZM62 98H63V97H62ZM70 98H72V97H70ZM97 98H98V97H97ZM102 98L104 99V97H102ZM102 98H101V100H103ZM168 98H169V97H168ZM186 98H188V97H186ZM192 98H193V97H191V99H192ZM207 98H206V99H207ZM211 98H213V97H211ZM222 98H223V97H222ZM235 98H236V97H235ZM235 98H233V100H235ZM1 99H2V101L4 100L3 98H1ZM1 99H0V100H1ZM6 99H7V98H5V100H6ZM65 99L68 100L67 98H65ZM83 99H84V98H83ZM83 99H82V100H83ZM90 99H91V98H90ZM98 99L100 100V98H98ZM110 99H111V97H110ZM165 99H166V98H164V100H165ZM213 99H214V98H213ZM215 99H216V98H215ZM218 99H219V97H218ZM223 99H225V97H224ZM231 99H232V98H231ZM7 100H9V99H7ZM7 100H6L5 102H9V101H7ZM17 100H21V99H17ZM47 100H48V99H47ZM55 100H56V99H55ZM59 100H60V101H61V100L63 101L64 99H59ZM73 100H74V98H73ZM73 100L71 99V100H68V101L75 102V100H74V101H73ZM82 100H79V101H82ZM99 100H98L97 104L100 103V102L103 103L104 101H105V104H106V102H107L106 100H104V101H101V100L99 101ZM158 100H159V99H157V100L155 99V100H153L152 102L154 103V101H158ZM162 100H161V101H162ZM170 100H171V98H170ZM181 100H182V99H181ZM199 100H200V99H198L197 101H199ZM210 100H211V99H209V101H210ZM243 100H244V98H243ZM248 100H249V98H248ZM248 100H247V101H248ZM261 100H262V99H261ZM14 101H15V100H13V102H14ZM21 101H22V100H21ZM56 101H57V100H56ZM68 101H67V104H68V105H64V107L69 106V108H70V104L68 103ZM96 101H97V100H96ZM108 101H109V100H108ZM168 101H169V100H168ZM168 101H166V102H168ZM213 101H214V100H213ZM213 101H212V102H213ZM218 101H219V100H218ZM221 101H222V100H221ZM224 101H225V100H224ZM224 101H223V102H224ZM241 101H242V100H241ZM244 101H245V100H244ZM5 102H4V103L2 102V103H3V104L5 105V107H6L7 105H6ZM10 102H11V101H10ZM82 102H85V104H86V105L83 106V108H84V107H88V104H89V103L87 104V103H86L87 101H82ZM89 102H91V100H90ZM94 102H95V101H94ZM148 102H150V101H148ZM162 102H163V101H162ZM162 102H161V103H162ZM169 102H170V101H169ZM181 102H182V101H181ZM185 102H188V101L186 100ZM210 102H211V101H210ZM215 102H216V101H215ZM228 102H230V101H228ZM234 102L236 103V101H234ZM0 103H1V101H0ZM2 103H1V105H2ZM17 103H18V102H17ZM76 103H77V102H76ZM155 103L157 104V102H155ZM159 103H160V100H159ZM199 103H200V101H199ZM231 103H233V102H231ZM237 103H238V102H237ZM237 103H236V104H233V106H234V107H235V105L237 106ZM239 103H240V100H239ZM239 103H238V104H239ZM13 104L15 105V102H14ZM13 104H12V105H13ZM19 104H20V103H19ZM19 104H17V105L19 106ZM23 104H24V103H23ZM49 104H50V103H49ZM61 104H64V103L61 102ZM73 104H74V103H73ZM73 104H71V105H73ZM82 104H84V103H82ZM82 104H81V105H82ZM93 104H94V103H93ZM107 104H108V103H107ZM164 104H165V102H163V104H161V106L164 105ZM200 104H201V103H200ZM200 104H199V105H200ZM211 104H212V103H211ZM215 104H216V105H214V104H212V105L216 107V106L219 104V102H216ZM224 104H225V103H223V105H224ZM226 104H228V103H226ZM226 104H225V105H226ZM244 104H245V103H244ZM249 104H250V103H249ZM14 105H13V106H14ZM20 105H21V104H20ZM28 105L26 104V106H28ZM102 105H104V103H103ZM102 105H100V107H101ZM158 105H159V104H158ZM223 105H222V106H223ZM225 105H224V107H225ZM230 105H231V104H230ZM230 105H229V106H230ZM241 105H242V103H241ZM246 105H247V104H246ZM2 106H3V105H2ZM13 106H12V107H13ZM22 106H23V105H22ZM24 106H25V105H24ZM48 106H49V105H48ZM48 106L46 105L45 107H48ZM56 106H57V105H56ZM76 106L78 107V104H77ZM94 106L96 107V103H95ZM107 106H108V105H107ZM109 106H110V105H109ZM155 106H156V105H155ZM166 106H167V104H166ZM227 106H228V105H227ZM238 106H239V105H238ZM243 106H244V105H243ZM3 107H4V106H3ZM14 107H15V106H14ZM49 107H50V106H49ZM49 107H48V109H49ZM60 107H61V111H62V110H63V109H62V106L60 105ZM73 107H75V106H73ZM73 107L71 106V108H73ZM77 107H76V108H77ZM89 107H90L89 112L86 110V111H87V113H86V112L83 110V111H84V115H85V113H86V114L90 113V110L95 109V108H92V105H89ZM89 107H88V108H89ZM98 107H99V106H98ZM167 107H168V106H167ZM218 107H219V105H218ZM239 107H240V106H239ZM28 108H29V107H28ZM37 108H38V107H37ZM39 108H38V110H39ZM50 108H51V107H50ZM52 108H53V107H52ZM66 108H67V107H66ZM81 108H82V107H81ZM91 108H92V109H91ZM102 108H103V107H102ZM104 108L106 109V106H104ZM155 108H156V107H155ZM157 108H158V107H157ZM159 108H160V107H159ZM169 108H170V107H169ZM169 108H168V109H169ZM193 108H194V107H193ZM193 108H192V112H194V113H193V115H194V114H195V110H194ZM232 108H233V107H232ZM240 108H241V107H240ZM29 109H30V108H29ZM42 109H46V108H42ZM42 109H41V110H42ZM77 109H78V108H77ZM84 109H87V108H84ZM148 109H149V108H147V111H150V110H148ZM150 109H151V107H150ZM152 109H153V108H152ZM152 109H151V110H152ZM168 109L166 108V110H168ZM173 109H174V108H173ZM176 109L180 110V108H176ZM176 109H175V110H176ZM181 109H182V108H181ZM218 109H219V108H218ZM218 109H217V111H218L217 113H219V110H220V109H219V110H218ZM234 109H235V108H234ZM31 110H32V109H31ZM35 110H36V112H37V109H36V108H35ZM52 110H53V109H52ZM52 110H51V111H52ZM54 110H56V109H54ZM70 110H72V109H69V111H70ZM95 110H96V109H95ZM98 110H99V109H98ZM98 110L96 111L97 113H98ZM101 110H103V109H101ZM109 110H110V109H109ZM113 110H115V109H113ZM156 110H157V109H156ZM158 110H159V109H158ZM160 110H161V109H160ZM160 110H159V112H160ZM163 110H164V108H163ZM163 110H162V111H163ZM169 110H171V109H169ZM178 110H177V111H178ZM182 110H184V109H182ZM182 110H180V111H182ZM185 110H186V109H185ZM237 110H238V109H237ZM237 110H236V111H237ZM25 111L27 112L28 110H25ZM42 111H43V110H42ZM47 111H48V110H47ZM59 111H60V108H59ZM61 111H60V112H61ZM75 111H76V109L74 110V112H75ZM77 111H78V110H77ZM77 111H76L75 114L78 116ZM92 111L94 112V110H92ZM92 111H91L90 115L93 114ZM111 111H112V106H111ZM187 111H189V110H187ZM221 111H222V110H221ZM227 111H229V112L232 111V112H233L234 110H228V109H227ZM239 111H240V110H239ZM28 112H30V110H29ZM72 112H73V111H71L70 113H72ZM74 112H73V113H74ZM101 112H102V111H101ZM113 112H114V111H113ZM140 112H141V111H140ZM155 112H156V111H155ZM175 112H176V111H175ZM175 112L173 111L172 114H173V115H174V114L176 115L177 112H176V113H175ZM244 112H245V111H244ZM37 113H38V112H37ZM44 113H45V112H44ZM47 113H48V112H47ZM55 113H56V112H55ZM55 113H54V114H55ZM65 113H66V111H65ZM67 113H68V112H67ZM99 113H100V110H99ZM107 113H112V112H109V111H108ZM107 113H106V114H107ZM115 113H116V112H114V114H115ZM132 113H133V112H132ZM162 113L166 115L167 111H166V113H165V111L162 112ZM226 113H228V112H226ZM233 113H234V112H233ZM27 114H28V113H27ZM45 114H46V113H45ZM117 114H118V112H117ZM117 114H115V115H117ZM133 114H134V113H133ZM135 114H136V113H135ZM145 114L148 115V113H145ZM145 114H144V115H145ZM159 114H160V113H159ZM170 114H171V113H170ZM177 114H178V113H177ZM179 114L182 115V112H180ZM179 114H178V115H179ZM189 114H190V113H189ZM220 114H223V111H222V113L220 112ZM224 114H225V113H224ZM234 114H235V113H234ZM237 114L240 115V112L237 111ZM25 115H26V113H25ZM29 115H30V114H29ZM47 115L49 116V114H47ZM62 115H63V114H62ZM65 115H66V114H65ZM69 115H70V114H69ZM84 115H83L82 117H84ZM88 115H89V114H88ZM93 115H95V114H93ZM97 115L100 117V114H97ZM107 115H108V114H107ZM118 115H119V114H118ZM139 115H141V114H139ZM142 115H143V114H142ZM149 115H150V114H149ZM152 115H153V114H152ZM178 115H177V117H176V121H177ZM186 115H187V113H186ZM186 115H185V116L183 115V116L185 117V119H186ZM228 115H229V113H228ZM230 115L233 117V114L230 113ZM31 116H32V115H31ZM36 116H37V115H36ZM40 116L42 117V115H40ZM60 116H61V115H60ZM91 116H92V115H91ZM98 116H97V118L99 119ZM104 116H105V115H104ZM112 116H113V114H112ZM112 116L110 115L108 118L110 119V117H112ZM124 116H125V115H124ZM124 116H118V117H121V118H122V117H124ZM150 116H151V115H150ZM160 116H162V115H160ZM170 116H171V115H170ZM187 116H189V115H187ZM224 116H225V115H224ZM231 116H229V117H231ZM25 117H27V116H25ZM29 117H30V116H29ZM51 117H52V116H51ZM58 117H59V116H58ZM58 117H57V119H59ZM61 117H62V116H61ZM63 117H65V116H63ZM66 117H67V116H66ZM71 117H74V116H70L69 118L71 119ZM85 117H86V115H85ZM87 117H88V116H87ZM89 117H90V116H89ZM89 117H88V119H85V118H84V119H85L86 121L89 122L90 119H92L91 117H90V118H89ZM92 117H93V116H92ZM94 117H96V116H94ZM94 117H93V118H94ZM105 117H107V116H105ZM114 117H115V116H114ZM116 117H117V116H116ZM118 117H117V119H118ZM155 117H156V115H155ZM163 117H165V116H163ZM168 117H169V116L166 115V118H167V119H168ZM181 117H182V116L179 115V118H181ZM193 117H194V116H193ZM198 117H199V116H198ZM232 117H231V119H232ZM234 117H235V116H234ZM30 118H31V117H30ZM34 118H35V116H34ZM36 118H37V117H36ZM36 118H35V119H36ZM45 118H46V117H45ZM45 118H42V119H45ZM52 118H53V117H52ZM76 118L78 119L79 116L76 117ZM125 118H126V117H125ZM128 118H130V117L128 116ZM146 118H147V117H146ZM151 118H152V116H151ZM158 118H159V117H158ZM174 118H175V117H174ZM196 118H197V117H195V119H196ZM219 118H220V117H219ZM222 118H223V117H221V120H223ZM238 118L240 119L241 117L238 116ZM245 118H244V120H245ZM21 119H22V118H21ZM23 119H24V118H23ZM25 119H27V118H25ZM25 119H24V123L26 122ZM31 119H32V118H31ZM35 119H33V121H34ZM47 119H48V118H46L45 121H46ZM77 119H76V120H77ZM95 119H96V118H95ZM95 119H92V120H94V121L96 122L95 126H97V125L99 126L100 123H101V119H103V118H102V115H101V119H100V121H99L100 123H99L98 121H96ZM123 119H124V118H123ZM144 119H145V117H144ZM159 119H160V118H159ZM167 119H166L165 121H168ZM170 119H171V118H170ZM181 119H183V118H181ZM181 119H180V120H181ZM185 119H183L182 122H184ZM198 119H199V118H198ZM198 119H196V120L198 121ZM217 119H218V118H216L215 120H217ZM233 119H234V118H233ZM233 119H232V120H233ZM235 119H237V115H236V118H235ZM0 120H1V119H0ZM8 120H9V119H8ZM38 120H39V122H40L41 119H38ZM48 120H51V119H48ZM54 120H55V119H54ZM62 120H63V119H62ZM76 120H74V121H76ZM103 120H104V119H103ZM110 120H112V119H110ZM119 120H120V119H119ZM119 120H117V121L119 122ZM121 120H122V119H121ZM134 120H135V119H134ZM139 120H140V119H139ZM152 120H153V119H152ZM161 120H162V119H160V122H159L160 124L163 123V122L161 123ZM180 120H178V122H179ZM186 120L188 121L189 118L186 119ZM192 120H193V119H192ZM192 120H190V121H192ZM202 120H203V119H202ZM211 120H212V119H211ZM242 120H243V119L237 120L234 124L230 125L233 121H231L230 119H229V121H228V118H227V119H226V122H225V126H228V125H229V127H228L227 130L224 128V126H222L223 124L220 125V126L223 127V128L221 127V129H220L221 132H222V129H225L226 131H228V135H229V137H232V139H233V141H234V145H235V146H234L231 150H229L228 152L225 151V154L227 153V154H226V157H225L224 153H223L224 158L220 155L221 158H220V161H219V162H218V161H215V160H217V159H215V160L213 159L215 162H218V164H219V169L221 170V172L226 173L227 171H229L231 174H233V173H234V172H233L234 170L237 171V170H240L241 168H243V166L245 165V164H244V163H245L244 160L239 159V158H236V161H234V159H233L234 156H236V155H240V154H243V153L245 154V152H248V151H249V150L255 145V142H256V141L254 140V138H255V137H254V134H255V133L253 134V129L250 128V126H249V128H247V130H246V135H245L244 132H243V130L246 129V127H245L243 130H242V128H240V124L242 123ZM27 121H28V120H27ZM30 121H32V120H30ZM43 121H44V120H43ZM57 121L59 122V120H57ZM63 121H64V120H63ZM78 121H79V122H80V121L83 122L84 120L80 119V120H78ZM94 121H92V125H93V122H94ZM113 121H114V119H113ZM113 121H112V122H113ZM129 121H130V120H129ZM129 121H128V122H129ZM169 121H170V120H169ZM172 121H173V120H172ZM174 121H175V120H174ZM174 121H173V122H174ZM176 121H175V122H176ZM204 121H205V120H204ZM223 121H224V120H223ZM21 122H23V120H22ZM49 122H50V121H49ZM49 122H45V123L47 124V123H49ZM54 122H56V121H53V123H54ZM68 122H70L69 119H68ZM68 122H67V123H68ZM82 122H81V123H82ZM131 122H132V121H130V124H131ZM151 122H152V121H151ZM151 122L149 121L150 124H151ZM154 122H155V121H154ZM170 122H171V121H170ZM170 122H169V123H170ZM185 122H186V121H185ZM199 122H201V120H199ZM217 122H218V121H217ZM229 122H230V124H229ZM263 122H264V121H263ZM16 123H17V122H16ZM34 123H35V122H34ZM53 123L51 124L52 126H54ZM61 123H62V122H61ZM63 123H64V122H63ZM67 123H66V121H65V124H67ZM75 123H76V122H75ZM81 123H80V124H81ZM86 123H87V122H86ZM86 123H84V126H83V125H80V124H79V125L82 126V127H85V124H86ZM176 123H177V122H176ZM179 123H181V122H179ZM187 123H188V122H187ZM205 123H206V122H205ZM214 123H215V122H214ZM221 123H222V122H221ZM6 124H8V123H6ZM26 124H27V123H25V125H26ZM30 124H31V122H30ZM41 124H42V120H41ZM57 124H59V123H57ZM69 124H70V123H69ZM69 124H67V125H69ZM87 124H88V123H87ZM106 124H108V122H106ZM114 124H115V121H114V123L112 124V127L115 126V129H116V125H114ZM118 124H120V122H119ZM123 124H125V123H123ZM155 124H156V122H155ZM167 124H168V123H167ZM167 124H165V125L167 126ZM185 124H186V123H185ZM193 124L196 125L197 123H196V124L193 123ZM0 125H3V124L1 123ZM20 125H21V124H19V126H20ZM27 125H28V124H27ZM32 125H33V124H32ZM32 125H31V126H32ZM37 125H38V124H37ZM49 125H50V123H49L47 126H49ZM67 125H66V126H67ZM70 125H71V124H70ZM73 125H74V124H73ZM76 125H77V124H76ZM109 125H111V124H109ZM109 125H108V127H110ZM133 125H134V124H133ZM133 125H132V127H133ZM138 125H139V124H138ZM156 125H157V124H156ZM165 125H163V126H165ZM171 125H172V124H170V126H171ZM177 125H179V124L177 123L176 126H177ZM181 125H182V124H181ZM189 125H191V124H189ZM202 125H203V123L201 124V126L199 125V127H202ZM204 125H205V124H204ZM204 125H203V126H204ZM23 126H24V125H23ZM34 126H36V125H34ZM60 126H62V125H60ZM80 126H79V127H80ZM95 126H94V127H95ZM98 126L96 127V129H93L94 131H93V139H92L93 141L95 140L93 145H94L95 149H96V147H97V150H99L98 145L101 144V142H102V141H101L102 138L106 140V139H107L106 136H109L107 125H103V122H102V125H100L99 127H98ZM102 126H103V127H102ZM120 126H122V125H120ZM120 126H119V127H120ZM151 126H152V125H151ZM161 126H162V125H161ZM161 126L158 125L157 130L160 129ZM187 126H188V125H186L185 128H186ZM192 126H193V125H192ZM220 126H219V127H220ZM243 126H244V125H243ZM246 126H247V125H246ZM17 127H18V126H17ZM17 127H16V128H17ZM20 127H21V126H20ZM20 127H19V128H20ZM38 127H39V125H38ZM42 127H43V126H42ZM49 127H50V126H49ZM49 127H48V128H49ZM58 127H59V126H58ZM67 127H68V126H67ZM67 127H66V128H67ZM69 127H70V126H69ZM87 127H89V126L87 125ZM117 127H118V126H117ZM122 127H123V126H122ZM152 127H153V126H152ZM178 127H179V126H178ZM180 127H181V126H180ZM180 127H179V128H180ZM189 127H190V126H189ZM197 127H198V125H197ZM257 127H259V125L256 126V129H257ZM5 128H6V127H5ZM7 128H8V127H7ZM7 128H6V130H7ZM16 128H15V129H16ZM23 128H25V126L22 127V128H20V129L24 130ZM51 128L53 129V127H51ZM61 128H62V127H61ZM61 128H60V130H63V128H65V127L63 126V128H62V129H61ZM85 128H86V127H85ZM90 128H93V127H90ZM110 128H111V127H110ZM127 128H128V127H127ZM155 128H156V126H155ZM167 128H169V127H167ZM170 128H171V127H170ZM172 128H173V127H172ZM176 128H177V127H176ZM179 128H178V130H179ZM191 128H192V127H191ZM191 128H189V129H190V131L192 132L193 129L191 130ZM215 128H216V127H215ZM8 129H9V128H8ZM11 129H12V128H11ZM15 129H14V130H15ZM56 129L59 130L58 128H56ZM69 129H70V128H69ZM72 129H73V128H71V130H72ZM76 129H77V128H76ZM83 129H84V128H83ZM86 129H87V128H86ZM86 129H84V130H86ZM118 129H119V128H118ZM120 129H121V127H120ZM122 129H123V128H122ZM129 129H131V128H129ZM132 129H133V128H132ZM132 129L129 130V131L131 132ZM164 129H166V128H164ZM174 129H175V127L173 128V130H174ZM183 129H184V128H182V130H183ZM187 129H188V128H186V131H187ZM189 129H188V130H189ZM198 129H201V128H198ZM210 129H211V127H210ZM1 130H2V126H1ZM1 130H0V131H1ZM4 130H5V129H4ZM9 130H10V129H9ZM14 130H12V131L14 132ZM17 130H18V129H17ZM17 130H16V131H17ZM45 130H46V128H45ZM54 130H55V129H54ZM54 130H53V131H54ZM57 130H55V131H57ZM123 130H124V129H123ZM127 130H128V129H127ZM141 130H142V129H141ZM153 130H154V128H153ZM161 130H162V129H161ZM170 130H171V129H170ZM173 130H172V131H173ZM196 130H197V129H196ZM212 130H213V129H212ZM225 130H223V131L225 132ZM257 130H258V129H257ZM20 131H21V130H20ZM25 131H26V130H25ZM25 131H23V133H24ZM28 131H29V130H28ZM48 131H49V129H48ZM64 131H65V130H64ZM80 131H82V130H80ZM88 131H89V130H88ZM90 131H92V130H90ZM112 131H113L112 134H114V128H113ZM112 131H111V132H112ZM117 131H118V130H117ZM120 131H121V130H120ZM120 131H119V132H120ZM133 131H134V130H133ZM137 131H138V130H137ZM146 131H147V130H145V134H149V135L151 134V133H146ZM155 131H156V130H155ZM175 131H176V132H175ZM175 131H174L175 134H177V130H176V129H175ZM180 131H181V129H180ZM184 131H185V130H184ZM184 131H182V133H184ZM199 131H200V130H198V132H199ZM208 131H209V130H208ZM213 131H215V130H213ZM244 131H245V130H244ZM260 131H261V130H260ZM260 131H259V132H260ZM7 132H8V130H7ZM17 132H18V131H17ZM51 132H52V131L50 130V133H51ZM58 132H59V131H58ZM119 132H118V133H119ZM135 132H136V131H135ZM141 132H142V131H141ZM141 132H140V133H141ZM143 132H144V131H143ZM149 132H150V130H149ZM160 132H161V131H160ZM167 132H168V131H167ZM167 132L165 133V137H168V136H166V135H167ZM198 132H197V133H198ZM203 132H204V131H203ZM216 132H217V131H216ZM224 132H222V133H224ZM257 132H258V131H257ZM257 132H256V134H259V133H257ZM262 132H263V131H261L260 133H262ZM0 133H1V132H0ZM19 133H20V132H19ZM19 133H18V134H19ZM23 133H21V134H23ZM29 133H30V132H29ZM54 133H55V132H54ZM60 133H61V132H60ZM63 133H64V132H63ZM63 133H62V134H63ZM66 133H68V132H66ZM74 133H75V132H74ZM89 133H90V132H89ZM89 133H87V134H89ZM118 133H117V135H115L117 139H118V136H119ZM121 133H122V132H121ZM126 133H127V132H126ZM132 133H134V132H131V134H132ZM156 133H157V132H156ZM163 133H164V132H163ZM170 133H171V132H170ZM199 133H200V132H199ZM206 133H208L207 130H206ZM217 133H220V132H217ZM225 133H226V132H225ZM2 134H3V131H2ZM2 134H0V135L2 136ZM4 134H5V133H4ZM12 134L15 135V133H12ZM21 134H20L19 136H21ZM26 134H27V132H26ZM26 134H24V136H25ZM30 134H31V133H30ZM123 134H124V133H123ZM123 134H122V135H123ZM131 134L129 133L128 135L131 136ZM137 134H139V133H137ZM153 134H154V133H153ZM153 134H152V135H153ZM175 134L173 133L172 135H175ZM184 134H185V133H184ZM184 134H183V135H184ZM186 134H187V133H186ZM190 134H191V133H190ZM193 134H194V133H193ZM202 134L204 135V133H202ZM256 134H255L256 137H260V136H261V135L257 136ZM7 135H8V134H7ZM14 135H12V136H13V138H12L13 141L16 140V138L14 139ZM63 135H64V134H63ZM66 135H67V134H65V136H66ZM73 135H74V134H73ZM85 135H86V134H85ZM89 135H90V134H89ZM91 135H92V134H91ZM128 135H127V136H128ZM135 135H136V134H135ZM135 135H134V136H135ZM187 135H189V134H187ZM199 135H200V134H199ZM199 135H198V136H199ZM205 135H206V137H205V136H204V137L207 138L208 135H207V134H205ZM263 135H264V133H263ZM1 136H0V137H1ZM5 136H6V135H5ZM15 136H16V135H15ZM19 136H16V137H19ZM27 136H29V135L27 134V135H26V138H27ZM47 136H48V135H47ZM51 136H53V135L51 134ZM58 136H59V133H58ZM61 136H62V135H61ZM68 136H69V134H68ZM124 136H126V135H124ZM134 136H133V138H134ZM139 136H140V135H139ZM154 136H156V135H154ZM161 136H162V135H161ZM169 136H170V135H169ZM176 136H178V134H177ZM184 136H186V135H184ZM191 136H192V135H191ZM193 136H194V135H193ZM201 136H202V135H201ZM201 136H199L198 139H200ZM215 136H216V135H214V140H216V139H215ZM217 136H218V135H217ZM246 136H247V137H246ZM3 137H4V135H3ZM62 137H63V136H62ZM66 137H67V136H66ZM66 137H65V138H66ZM70 137H71V136H70ZM74 137H77V135H74ZM90 137H91V136H90ZM119 137H120V136H119ZM163 137H164V136H163ZM165 137H164V138H165ZM171 137H173V136H171ZM180 137H181V136H180ZM182 137H183V136H182ZM186 137H188V136H186ZM209 137H212V136H209ZM20 138H21V137H20ZM47 138H48V137H47ZM58 138H59V137H58ZM58 138H57V139H58ZM60 138H61V137H60ZM60 138H59V139H60ZM65 138H64V139H65ZM78 138H81V137H78ZM88 138H89V137H88ZM135 138L138 139L139 137H135ZM154 138H155V137H153V140H154ZM173 138H174V137H173ZM189 138H190V137H189ZM189 138H188V139H189ZM201 138H203V137H201ZM4 139H5V137H4ZM29 139H30V137H29ZM48 139H49V138H48ZM52 139H55V138L52 137ZM59 139H58V141H59V142H62V141L59 140ZM67 139H69V138L67 137ZM72 139H73V138H72ZM89 139H91V138H89ZM113 139H114V138H113ZM125 139H126V137H125ZM125 139H123V140H125ZM128 139H129V138H128ZM128 139H127V140H128ZM131 139H132V138H131ZM143 139H144V137H143ZM150 139H151V138H150ZM157 139H158V138H157ZM166 139H167V138H166ZM171 139H172V138H171ZM175 139H176V138H174V140H175ZM198 139H197V144H198V141H199ZM212 139H213V138H212ZM219 139H220V138H219ZM229 139H230V138H229ZM262 139H263V138H262ZM2 140H3V139L1 138V141H2ZM8 140H9V139H8ZM10 140H11V139H10ZM21 140H22V139H21ZM21 140H19V141H21ZM26 140H27V139H26ZM26 140H24V141H26ZM49 140H50L51 142H53V140H51V139H49ZM62 140H63V138H62ZM87 140H88V139H87ZM107 140H108V139H107ZM123 140H122V142H124ZM155 140H156V138H155ZM155 140H154V141H155ZM159 140H160V139H159ZM161 140L163 141V139H161ZM164 140H165V139H164ZM167 140H168V139H167ZM167 140H166V141H167ZM177 140H178V139H177ZM180 140L183 141V140H185V138H183V139H182V138L179 139V142H180ZM191 140H192V139H191ZM193 140H194V138H193ZM200 140H201V139H200ZM202 140H204V139H202ZM206 140L208 141V138H207ZM217 140H218V139H217ZM220 140H222V139H220ZM3 141H4V140H3ZM13 141H12V142H13ZM28 141H29V140H27V144H28ZM30 141H31V140H30ZM50 141L48 142V144L51 143ZM55 141H56V140H55ZM63 141H64V140H63ZM67 141H70V139L67 140ZM71 141H74V140H71ZM78 141H79V140H78ZM80 141L83 142L84 140L81 139ZM100 141H101V142H100ZM103 141H104V140H103ZM111 141H112V140H111ZM113 141H114V140H113ZM117 141H118V140H117ZM151 141H152V140H150V143L152 144L154 141H152V142H151ZM168 141H169V140H168ZM168 141H167V142H168ZM189 141H190V139H189ZM207 141H206V142H207ZM4 142H5V141H4ZM4 142H3V143L1 142V144H4ZM6 142L8 143V141H6ZM6 142H5V143H6ZM14 142H15L16 144H19V143H17L16 141H14ZM14 142H13V144H14ZM21 142H22V141H21ZM56 142H57V141H56ZM56 142H53V144L56 143ZM74 142H75V141H74ZM84 142H85V141H84ZM90 142H91V141H90ZM90 142H89V143H90ZM122 142H121V144H123L124 147H125V146L127 145V143H125V142H129V141H125L124 143H122ZM131 142H132V144H133V142H135V141H131ZM142 142H144V140H143ZM170 142H173V140H170ZM192 142H193V141H192ZM194 142H195V141H194ZM202 142H203V141H202ZM214 142H216V141H214ZM214 142H213V144H212V143H211V144H212L213 146H214V145L217 146V143L214 144ZM224 142H225V140L223 141V143H224ZM229 142H230V140H229ZM257 142H258V141H257ZM257 142H256V143H257ZM261 142H263V141H261ZM25 143H26V142H25ZM30 143L32 144V142H30ZM30 143H29L28 145H30ZM63 143H64V142H63ZM68 143H69V142H67V144H68ZM77 143H78V142H77ZM77 143H75L76 146H77ZM80 143H81V142H80ZM86 143L88 144L87 141H86ZM92 143H93V142H92ZM102 143H103V142H102ZM106 143H107V142H106ZM111 143H112V142H111ZM117 143H118V142H116V144H117ZM136 143H137V142H136ZM138 143H139V142H138ZM161 143H163V142H161ZM161 143H160V146H162ZM183 143H185V142L183 141ZM186 143H187V142H186ZM190 143H191V142H190ZM190 143H189V144H190ZM199 143H201V142L199 141ZM208 143L210 144V142H208ZM218 143L221 144L220 142H218ZM223 143H222V144H223ZM226 143H227V141H226ZM230 143H231V142H230ZM11 144H12V143H11ZM11 144H10V145H11ZM16 144H15V146H16ZM27 144H26V146H27ZM43 144H44V143H43ZM45 144H47V142H46ZM45 144H44V148H46V147H45ZM56 144H57V143H56ZM60 144H61V143H60ZM60 144H59V145L57 144V147H60V146H61ZM72 144H73V142H72ZM83 144H85V143H83ZM83 144H81V145H83ZM108 144H109V143H108ZM125 144H126V145H125ZM132 144H131V145H132ZM153 144H154V143H153ZM155 144H156V143H155ZM155 144H154V145H155ZM164 144H165V142H164ZM164 144H163V145H164ZM166 144H168V143H166ZM166 144H165V145H166ZM172 144H174L173 146L175 147V145H176V140H175V142L172 143ZM187 144H188V143H187ZM191 144H196V143H191ZM209 144H208V145H209ZM211 144H210V145H211ZM219 144H218V145H219ZM227 144H228V143H227ZM232 144H233V143H232ZM257 144L259 145V143H257ZM260 144H261V143H260ZM6 145L9 146L8 148H9L10 150L14 147V145H13V147H12V146L10 147L9 143L6 144ZM6 145H5V146H6ZM50 145H52V144H50ZM65 145H66V144H65ZM93 145H91V147H92ZM103 145H104V144H103ZM111 145H113V146L116 148V146H115L114 144H111ZM119 145H120V144H119ZM133 145H135V144H133ZM145 145H146V144H145ZM170 145H171V143H170ZM179 145H180V147H181V146L183 147L185 144H184V145H183V144H179ZM201 145H204V144H201ZM205 145H206V144H205ZM230 145H231V144H230ZM262 145H263V144H262ZM46 146H47V145H46ZM104 146H105V145H104ZM139 146H140V145H139ZM152 146H153V145H152ZM152 146H151V147H152ZM171 146H172V145H171ZM197 146H198V145H197ZM219 146H220V145H219ZM227 146H228V145H226V147H227ZM260 146H261V145H260ZM16 147H17V146H16ZM18 147H19V146H18ZM20 147H21V145H20ZM22 147H23V146H22ZM49 147H50V146H49ZM64 147H67V146H64ZM64 147H62V148L64 149ZM71 147H73V146L71 145ZM82 147H84V146H82ZM86 147H87V145H86ZM89 147H90V146H89ZM91 147H90V150H92ZM102 147H103V146H101V148H102ZM105 147H108V146H105ZM122 147H123V146H122ZM126 147H127V146H126ZM133 147H135V146H133ZM148 147H149V145H148ZM154 147H155V146H154ZM182 147H181V148H182ZM185 147H186V145H185ZM187 147H188V145H187ZM187 147H186V148H182V149H188L189 147H188V148H187ZM190 147H191V146H190ZM195 147H196V145H195ZM198 147H199V148H198ZM198 147H196V148H198V150H196V153H198L197 151H199V149H200L201 146H198ZM202 147H203V146H202ZM217 147H218V146H217ZM221 147H222V145H221ZM221 147H220V151L224 152V151L221 150V149H222V148L224 149L225 147H222V148H221ZM258 147H259V146H258ZM1 148H2V146H1ZM6 148H7V146H6ZM8 148L5 149V151H6V150L9 151ZM14 148H15V147H14ZM14 148H13V150H14ZM24 148H25V145H24ZM51 148H52V147H51ZM54 148H56V147H54ZM92 148H93V147H92ZM101 148H100V150H102ZM115 148H114V149H115ZM118 148H119V147H118ZM129 148H131V147L126 148L125 151H126V152H129V154L131 155V153H130L131 151L127 150V149H129ZM136 148H137V146H136ZM136 148H134V149H136ZM146 148H147V147H146ZM152 148H153V147H152ZM155 148H156V147H155ZM159 148H160V147H159ZM161 148H162V147H161ZM167 148L171 149L172 147L170 148V147L167 146ZM167 148H165V149H167ZM176 148H177V146H176ZM181 148L178 147L177 150H181ZM205 148H209V149H210V147H207V146H205ZM211 148H212V146H211ZM215 148H216V147H215ZM218 148H219V147H218ZM15 149H17V148H15ZM21 149H22V148H21ZM60 149H61V148H59V149H57V150H60ZM63 149H62V150H63ZM71 149H73V148H71ZM84 149H85V148H84ZM95 149H94V150H95ZM104 149L107 150V148H104ZM109 149H110V148H109ZM114 149H112V150H110V151H114L115 153H114V152H113V153H114L115 156H116L117 154H116V151H115ZM119 149H120V148H119ZM119 149H118V150H119ZM201 149H202V148H201ZM201 149H200V150H201ZM226 149H227V148H226ZM228 149H229V148H228ZM1 150H3V148H2ZM1 150H0V151H1ZM19 150H20V149H19ZM22 150H24V149H22ZM25 150H26V149H25ZM44 150L46 151V149H44ZM57 150H56V151H57ZM62 150H61V151H62ZM64 150H65V149H64ZM105 150H104V152H105ZM116 150H117V148H116ZM121 150H122V149H121ZM121 150H120V151H121ZM140 150H141V149H140ZM146 150H147V149H146ZM148 150H149V149H148ZM148 150H147V151H148ZM158 150H159V149H158ZM172 150H173V149H172ZM175 150H176V149H175ZM189 150H190V149H188L187 151L189 152ZM212 150H214V148H213ZM217 150H219V149H216V151H217ZM260 150L262 151V150H264V148L262 149V148L260 147ZM8 151H7V153H6V152H5V153L8 154ZM15 151H16V150H15ZM82 151H83V150H82ZM87 151H88V150H87ZM87 151H86V152H87ZM95 151H96V150H95ZM110 151H109V152H110ZM132 151H134V150H132ZM149 151L151 152V151H155V150H153V149L151 150V148H150ZM149 151H148V153H149ZM163 151H164V150H163ZM163 151H161L160 153L164 154ZM166 151H169V150H166ZM181 151H182V150H181ZM185 151H186V150H185ZM187 151H186V152H187ZM207 151H209V150H206L205 152H207ZM220 151H219V152L217 151V152H215V153H212V151H210V152L214 155V154H216V153H220ZM256 151H258V150H256ZM256 151H255V153H256ZM1 152H2V151H1ZM1 152H0V153H1ZM3 152H4V151H3ZM9 152H10V151H9ZM17 152H18V151H16V153H17ZM64 152H65V151H64ZM89 152H90V151H88L87 153H89ZM91 152H92V151H91ZM98 152H99V151H97V152H92V153H96V155H97ZM118 152H119V151H118ZM121 152H122V151H121ZM135 152H136V151H135ZM142 152H144V150H143ZM156 152H157V151H156ZM188 152H187V153H188ZM192 152H194V151H192ZM200 152H202V151H200ZM200 152H199V154H200ZM262 152H263V151H262ZM14 153H15V152H14ZM54 153H55V151H54ZM58 153H59V152H58ZM66 153H67V149H66V152H65V153H63V151H62V154H66ZM69 153H70V152H69ZM75 153H76V151L74 152V154H75ZM79 153H80V152H79ZM79 153H78V156H79ZM82 153H83V152H82ZM101 153H102V152H101ZM106 153H107V152H106ZM110 153H112V152H110ZM119 153H120V152H119ZM122 153L124 154V152H122ZM137 153H139V152H137ZM152 153L156 154L155 152H152ZM157 153H159V152H157ZM171 153H174V152H171ZM196 153H195V154H196ZM211 153H209V154H211ZM260 153H261V152H260ZM1 154H2V153H1ZM18 154H20V153L18 152ZM32 154H33V153H32ZM39 154H40V153H39ZM51 154H52V153H51ZM60 154H61V153H60ZM62 154H61V155H62ZM103 154H105V153H102L101 155H103ZM127 154H128V153H127ZM150 154H151V153H149V155H150ZM169 154H170V151H169ZM183 154H184V153L182 152V155H183ZM189 154H191V153L189 152ZM206 154H208V152H207ZM206 154H205V155H206ZM257 154H258V153H257ZM13 155H14V154H13ZM20 155H21V154H20ZM30 155H31V153H30ZM34 155H35V154H34ZM54 155H55V154H54ZM66 155H67V154H66ZM70 155H71V153H70ZM72 155H73V154H72ZM93 155H94V154H93ZM98 155H99V154H98ZM98 155H97V156H98ZM111 155H112V154H111ZM125 155H126V153H125ZM180 155H181V154H180ZM191 155H192V154H191ZM191 155H190V156H191ZM205 155H204V156H205ZM253 155L255 156V154H253V153L250 154L251 158L254 157ZM15 156H17V154H16ZM48 156H49V155H48ZM50 156H51V155H50ZM55 156H57V155H55ZM58 156H59V155H58ZM75 156H76V155H75ZM78 156H77V158H79ZM80 156H81V153H80ZM94 156H95V155H94ZM97 156H95V157H97ZM119 156H121V155L119 154ZM133 156H134V155H133ZM155 156H156V155H155ZM165 156H167V155H166V154H165L164 156L162 155V157H164V158H165ZM172 156H173V155H172ZM172 156H171V157H172ZM183 156H184V155H183ZM185 156H187L186 153H185ZM188 156H189V155H188ZM188 156H187V158L190 157V156H189V157H188ZM196 156H200V155H196ZM201 156H202V155H201ZM201 156H200V157H201ZM208 156H210V155H208ZM208 156H206V157L209 159ZM214 156H215V155H214ZM218 156H219V154H218ZM261 156H263V155H261ZM261 156H258V157H261ZM7 157H8V156H7ZM20 157H22V156H20ZM20 157H19V158H20ZM31 157H34V156H31ZM63 157H64L63 155H62V157H59V160H60V158H61V161H62V160H63ZM70 157H72V156H70ZM106 157H107V156H106ZM106 157L103 155V160H102L101 162H103V161L106 162L107 160H104ZM109 157H110V156H109ZM111 157H112V156H111ZM122 157H124V156L122 155L121 158H122ZM127 157L129 158V156H127ZM127 157H126V158H127ZM131 157H132V156H130V158H131ZM135 157H137V156L135 155ZM135 157H134V158H135ZM146 157H147V152H146ZM148 157H149V156H148ZM168 157H170V156H168ZM191 157H192V156H191ZM194 157H195V156H194ZM216 157H217V156H216ZM216 157H215V158H216ZM238 157H239V156H238ZM263 157H264V156H263ZM263 157H262V159H261V158L257 159V157H256V159L254 158V159L256 160V161H254V163L257 162V163L261 164L262 167H264L263 164H262V163H263L262 160H264ZM10 158H11V155H10V157H9L8 159H10ZM14 158H15V157H14ZM65 158H66V157H65ZM73 158H74V157H73ZM81 158H82V157H81ZM99 158L101 159L102 157L99 156ZM128 158H127V159H128ZM149 158H150V157H149ZM151 158H154V157H151ZM198 158H199V157H198ZM210 158H212V157L210 156ZM241 158H243V157H241ZM246 158H249V156L246 157ZM251 158H249V159H251ZM12 159H13V158H12ZM12 159H10V161H11ZM17 159H18V158H17ZM51 159H52V158H51ZM51 159H49V161H50V163H51V165H52V162H54V161L51 162ZM66 159H68V155H67V158H66ZM69 159H70V160H68V161H71V160H72L71 158H69ZM75 159H76V157H75ZM75 159H73V161H74ZM90 159H92V158H90ZM93 159H94V158H93ZM108 159L110 160V158H108ZM114 159L116 160V158H114ZM123 159H124V158H123ZM127 159L124 160L125 163L127 162ZM139 159H141V158H139ZM139 159H138V160H139ZM147 159H148V158H147ZM157 159H158V157H157ZM159 159H161V158L159 157ZM168 159H169V158H168ZM171 159H172V158H171ZM191 159H192V158H191ZM194 159H196V158H194ZM201 159H202V157H201ZM203 159H205V157H203ZM203 159H202V162H201V163H203ZM237 159H239V160H237ZM260 159H261V160H260ZM15 160H16V159H15ZM18 160H19V159H18ZM32 160H33V158H32ZM32 160H31V161H32ZM52 160H53V159H52ZM79 160L81 161L82 159H79ZM79 160H78V161H79ZM94 160H95V159H94ZM128 160H129V159H128ZM134 160H135V159H134ZM163 160H164V159H163ZM169 160H170V159H169ZM182 160H184V158H183ZM187 160H188V159H187ZM218 160H219V159H218ZM12 161H13V160H12ZM34 161L36 162L35 159H34ZM34 161H32V163H33ZM47 161H48V160H47ZM61 161H59V163H61ZM64 161H65V160H64ZM64 161H63V164H64ZM75 161H76V160H75ZM78 161H77V163H78ZM88 161H89V160L87 159L86 164H87ZM92 161H93V160H92ZM92 161H91V162H92ZM111 161H112V160H111ZM124 161H123V162H124ZM140 161H141V160H140ZM140 161H138V163H140ZM171 161H172V160H171ZM200 161H201V160H200ZM206 161H207V160H206ZM211 161H212V160H211ZM55 162H56V161H55ZM57 162H58V161H57ZM57 162H56V163H57ZM65 162H66V161H65ZM84 162H85V159H84ZM99 162H100V161H98V163H99ZM112 162L114 163V161H112ZM121 162H122V161H121ZM129 162H131V161L129 160ZM136 162H137V161H136ZM142 162H143V161H142ZM142 162H141V164L143 165L144 162H143V163H142ZM156 162H158V161L156 160ZM159 162H160V161H159ZM159 162H158V165H160V167H162V166L165 165V164L163 163V165L161 166V164H160ZM167 162L170 163V164H168ZM173 162H174V160H173ZM177 162L179 163V161H177ZM187 162H189V160H188ZM190 162L192 163V162H197V161H195V160L191 161V160H190ZM208 162H209V161H208ZM215 162H214V165H215ZM251 162H252V161H251ZM9 163H10V162H9ZM12 163H13V162H12ZM14 163H17V164H18V161H16V162L14 161ZM29 163H31V162H29ZM36 163H37V162H36ZM36 163H34V165H33V166L31 165V166H32L33 168H36V167H34V166L37 165ZM38 163H39V162H38ZM48 163H49V162H47V164H48ZM50 163H49V165H50ZM68 163H70V162H68ZM72 163H73V162H71L70 165H71ZM75 163H76V162H75ZM77 163H76V165H77ZM88 163H89V162H88ZM93 163H97V160H96L95 162H93ZM98 163H97V164H98ZM119 163H120V162H119ZM125 163H124V164H125ZM133 163H135V162H133ZM146 163H147V162H146ZM165 163L168 164L169 166L172 164V163L169 162L168 160L165 161ZM174 163H175V162H174ZM174 163H173V165H175ZM182 163H184V162H182ZM191 163H190L189 165H191ZM205 163H206V162H205ZM209 163H211V162H209ZM248 163H250V162H247L246 164H248ZM257 163H256V164H257ZM44 164H45V163H44ZM53 164H55V163H53ZM66 164H67V163H66ZM66 164L62 165V163H61V165H62L63 167H64ZM80 164H81V168H82V166L85 165V164L82 165V163H79V164H78V167H79ZM99 164H100V163H99ZM101 164H102V163H101ZM105 164H107V163H105ZM105 164H104V165H105ZM109 164H110V163H109ZM117 164H118V162H117ZM127 164H128V163H127ZM151 164H152V163H150V167H151ZM153 164L156 165L157 163H156V164L153 163ZM153 164H152V165H153ZM180 164H181V163H179V165H180ZM185 164H187V163H185ZM192 164H193V163H192ZM194 164H195V163H194ZM196 164H197V163H196ZM198 164H199V163H198ZM203 164H204V163H203ZM207 164H208V163H207ZM218 164L216 165L217 167H218ZM252 164H253V162H252ZM15 165H16V164H15ZM27 165H28V164H27ZM51 165L49 166V168H51ZM56 165L58 166V164H55V166H56ZM59 165H60V164H59ZM70 165H69V166L67 165V168H68V169H69ZM93 165H95V164H93ZM93 165H92V166H93ZM129 165L131 166V165H133V164H129ZM135 165H136V164H135ZM135 165H133L132 168H133ZM137 165H138V164H137ZM137 165H136V166H137ZM158 165H156V166H157V168H156L157 170H158ZM204 165H206V164H204ZM248 165H250V164H248ZM253 165H254V164H253ZM45 166H46V165H45ZM55 166H54V167H55ZM62 166H61V167H62ZM73 166H75V165H73ZM96 166H99V167H100L101 165H96ZM96 166H93V167H96ZM105 166H107V165H105ZM112 166H114V165H111V168H112ZM115 166H116V165H115ZM117 166H118V165H117ZM117 166H116V167H117ZM121 166H123V164H121ZM127 166H128V165H127ZM144 166H145V165H144ZM169 166H168V167H169ZM171 166H172V165H171ZM181 166H182V165H181ZM181 166H180V169H178V171H179V170H182V169H183L182 167H183V166H186V165H183L182 167H181ZM191 166H192V165H191ZM194 166H195V165H194ZM201 166H202V165H201ZM206 166H207V165H206ZM208 166H210V165L208 164ZM32 167H31L30 170H28V171H31ZM54 167H53V168H54ZM58 167H59V166H58ZM58 167H57V168H58ZM65 167H66V166H65ZM75 167H76V166H75ZM90 167H91V166H90ZM99 167H98V168H99ZM116 167H114V169H116ZM128 167H129V166H128ZM139 167H142V166H139ZM148 167H149V166H148ZM150 167H149V168H150ZM165 167H167V166H165ZM168 167H167V168H168ZM197 167H198V166H197ZM197 167H195L196 170H197ZM204 167H205V166H203V168H204ZM247 167H248V166H247ZM254 167L256 168V165H254L253 168H254ZM259 167H260V166H259ZM262 167H261V168H262ZM7 168H8V167H7ZM14 168H15V167H14ZM16 168H17V167H16ZM46 168H47V167H46ZM46 168H45V170H47ZM55 168H56V167H55ZM55 168H54V169H55ZM59 168H60V167H59ZM59 168H58V169H59ZM81 168H80V169H81ZM84 168H85V167H84ZM84 168H83V169H84ZM96 168H97V167H96ZM108 168H109V166H108ZM111 168H110V169H111ZM118 168H120V166H118ZM130 168H131V167H130ZM135 168H136V167H135ZM135 168H134V170H136ZM153 168H154V167H153ZM172 168H173V167H172ZM175 168H176V166H175ZM184 168H186V167H184ZM193 168H194V167H193ZM201 168H202V167H201ZM213 168H214V172H212V173H209V170H211V168H210V167H209V169L207 168V169H208V172L206 171V172H207L206 174H209V176H210V174H211V175H214L213 173H215L218 169H216V171H215V167H213ZM12 169H13V168H12ZM68 169H67V170H68ZM75 169H76V168H75ZM75 169H74V170H75ZM80 169H79V170H80ZM83 169H82V170H83ZM87 169H88V165H87ZM90 169H91V168H90ZM100 169H101V168H100ZM122 169H123V168H122ZM122 169H121V171H122ZM125 169H126V167H125ZM127 169H128V168H127ZM138 169H139V168H138ZM145 169H146V168L142 169V170H143V171H142L143 173H144V170H145ZM156 169H154V170L157 171ZM159 169H160V168H159ZM161 169L164 170L163 167H162ZM161 169H160V170H161ZM169 169H170V168H169ZM13 170H14V169H13ZM45 170H44V171H45ZM72 170H73V169H72ZM91 170H92V169H91ZM98 170H99V169H98ZM116 170H117V169H116ZM134 170H133V171H134ZM139 170H140V171H138V170H137V171H138V174L140 175L139 172H141V169H139ZM152 170H153V169H152ZM160 170H159V171H160ZM170 170H171V169H170ZM185 170H186V169H185ZM191 170H192V169H190V171H191ZM199 170H200V168H199ZM205 170H206V168L203 169V171H205ZM212 170H213V169H212ZM220 170H218V171H220ZM263 170H264V168H263ZM263 170H259V168H258V171H259V172H257V173H260V171H263ZM14 171H15V170H14ZM49 171L51 172L52 169L49 170ZM49 171H47V172H49ZM65 171H66V170H65ZM95 171H96V170H95ZM102 171H103V170H102ZM117 171H119V170H117ZM117 171H116V172H117ZM121 171H120V172H121ZM137 171H136V173H137ZM148 171H149V170H148ZM159 171H158V172H159ZM166 171H168V170H166ZM172 171L175 172L174 169H173ZM178 171H177V174L179 175L180 172L178 173ZM183 171H184V170H183ZM190 171H189V173H190ZM192 171H195V170H192ZM203 171H202V174L204 173ZM41 172H43V171L41 170V171H39V173H38V171H37V175L40 174ZM53 172H55V171H53ZM58 172H59V171H58ZM62 172H63V170H62ZM67 172H68V171H67ZM69 172H72L71 169H70ZM97 172L99 173V172H101V171H97ZM97 172H95L96 175L98 174ZM109 172H110V170H109ZM111 172H114V171L111 170ZM116 172H115V173H116ZM134 172H135V171H134ZM162 172H164V171H162ZM169 172H170V171H169ZM185 172H186V171H185ZM43 173H46V171L43 172ZM55 173L57 174V171H56ZM55 173H54V174H55ZM59 173H60V172H59ZM59 173H58V174H59ZM65 173H66V172H64V174H65ZM79 173H80V172H79ZM81 173H82V172H81ZM83 173L85 174V171H84ZM117 173L119 174V172H117ZM124 173H125V171H124ZM124 173H123V175H121L122 178H123V176H124ZM131 173H132V171H131ZM136 173H135V174H136ZM156 173H157V172H156ZM171 173H172V172H171ZM191 173H192V172H191ZM195 173H197V172H195ZM198 173H199V172H198ZM198 173H197V174H198ZM263 173H264V172H263ZM34 174H35V173H34ZM34 174H33V176H34ZM51 174H53V173L51 172ZM56 174H55V176H57ZM67 174H70V173H67ZM71 174H72V173H71ZM89 174H91V173H89ZM111 174H112V173H111ZM113 174H114V173H113ZM118 174H117V175H118ZM120 174H122V173H120ZM120 174L118 175V176H119V181H120ZM127 174H128V173H127ZM144 174H145V173H144ZM161 174H164L163 176H164V178H165V173H161ZM161 174H158V175L162 176ZM177 174H175V175H177ZM206 174H205V175H206ZM216 174H217V173H216ZM220 174H221V173H220ZM41 175H42V173H41ZM47 175H49V173H48V174L46 173V175H45L46 178H48ZM61 175H63V174H59L57 177H60ZM82 175H83V174H81L80 176H82ZM141 175H142V174H141ZM147 175H148V174H147ZM166 175H167V172H166ZM180 175H181V173H180ZM185 175H186V174H185ZM185 175H184V176H185ZM191 175L193 176V174H191ZM194 175H196V174H194ZM217 175L219 176V174H217ZM225 175H226V174H225ZM227 175H228V177L224 178L225 176L221 174V177L224 176V177L222 178L223 180H225V182H223V183H224V186H227L228 183H230V182H228V183L226 182V181H229V176H230L229 173H227ZM237 175H238V174H237ZM237 175H236V176H237ZM245 175H246V174H245ZM245 175H244V176H245ZM260 175H261V174H259V176H260ZM262 175H263V174H262ZM15 176H16V175H15ZM15 176H13V177H15ZM49 176H50V175H49ZM53 176H54V175H53ZM55 176H54V178H55ZM64 176H65V175H64ZM70 176H71V175H70ZM76 176H77V175H76ZM78 176H79V175H78ZM86 176H87V174H86ZM89 176H91V175H89ZM89 176H88V177H89ZM125 176H126V175H125ZM125 176H124V177H125ZM135 176H136V175H135ZM137 176H138V175H137ZM137 176H136V177H137ZM160 176H159V178L157 177V178H158V182H159V180H160ZM206 176L208 177V175H206ZM236 176H232V177L234 178V181L237 180V177H236ZM244 176H242V177H244ZM263 176H264V175H263ZM20 177H21V176H20ZM72 177H73V175H72ZM96 177H97V176H96ZM96 177H94V178H96ZM106 177H107V176H106ZM113 177H114V176H113ZM126 177H128V175H127ZM136 177H135V178H136ZM143 177H144V176H142V180H144ZM147 177H151L150 174H149ZM167 177H168V180H169V176H167ZM167 177H166V178H167ZM174 177H175V176H174ZM174 177H173V180H174ZM177 177H178V176H177ZM179 177H180V176H179ZM181 177H182V176H181ZM188 177L190 178L191 176L188 175ZM193 177H194V176H193ZM193 177H192V178H193ZM195 177L197 178L198 176H195ZM199 177H200V176H199ZM203 177H204V175H203ZM203 177H202V180H203ZM214 177H215V175L213 176V180H212L211 177H208L207 180L209 181V178H211V180H212L213 183H214V182L216 181ZM216 177H217V176H216ZM235 177H236V178H235ZM245 177H247V176H245ZM245 177H244V178H245ZM21 178H22V177H21ZM28 178H31V177L28 176ZM43 178H44V176H43ZM63 178H64V177H63ZM70 178H71V177H70ZM70 178H69V176H68V178H64V180H62V181H63V182H62V181H61V177H60L59 182L61 181L62 183H64V182H66L67 180H70ZM76 178H77V177H76ZM80 178H81V177H80ZM82 178H83V177H82ZM117 178H118V177H117ZM129 178H130V180H131L132 175H131V177H129ZM129 178H128V180H129ZM137 178H138V177H137ZM140 178H141V177H140ZM140 178H138V180H140ZM153 178H154V176H153ZM153 178H152V180H153ZM157 178H156V180H157ZM170 178H171V177H170ZM200 178H201V177H200ZM244 178H243V180H244ZM11 180L14 181L15 178H14V180H13V178H11ZM20 180H21V179H18L17 182L21 183ZM34 180H35V178H34ZM37 180H38V178L36 177V181H37ZM65 180H66V181H65ZM92 180H93V178H92ZM114 180H116V178H114ZM114 180H113V182H114ZM123 180H124V178H123ZM123 180H122V181H123ZM133 180H134V177H133ZM138 180H137V181H138ZM150 180H151V178H150ZM152 180H151V181H148V178H147L148 183H149V182H150V183L154 182L155 178H154L153 181H152ZM175 180H176V177H175ZM183 180H184V178H183ZM183 180H182V183H183ZM194 180H195V178H194ZM205 180H206V177H205ZM211 180H210V181H211ZM214 180H215V181H214ZM219 180H221L220 177H219ZM223 180H221V181H223ZM230 180H231V178H230ZM240 180H241V177L239 178V181H240ZM243 180H242V181H243ZM245 180H246V178H245ZM260 180H261V181H260ZM262 180H263V178H259V182H260V183H262ZM12 181H11V182H12ZM21 181H22V180H21ZM40 181H41V180H39V182H40ZM47 181H48V180H47ZM53 181H54V184H53V182H52V180H51L52 184L56 187L55 182H57V181H56V180H53ZM71 181H72V180H71ZM78 181H80V180H78ZM93 181H94V180H93ZM134 181H135V180H134ZM147 181H146V178H145L144 183L146 184ZM170 181H172V178H171ZM180 181H181V180H180ZM180 181H179V182H180ZM189 181H190V183H191V180H189ZM198 181H199V180H198ZM242 181H241V182H242ZM247 181H248V180H247ZM263 181H264V180H263ZM22 182H23V181H22ZM25 182H26V181H24V183H25ZM28 182H29V181H28ZM49 182H50V181H49ZM59 182L56 183V184H59ZM61 182H60V183H61ZM69 182H70V181H69ZM72 182H73V184L75 185V183H74V178H73V181H72ZM75 182H77V181H75ZM107 182H108V181H107ZM107 182H106V183H107ZM125 182L128 183L127 178H126ZM141 182H142V181L140 180V182H138V183L142 185L143 182H142V183H141ZM165 182H166V181H164V183H165ZM173 182H174V181H173ZM187 182H188V180L186 181V183H187ZM192 182H193V181H192ZM231 182L233 183V181H231ZM236 182H238V181H236ZM243 182H244L245 184L247 183V182H245V181H243ZM9 183H10V182H9ZM13 183H14V182H12V184H13ZM15 183H16V182H15ZM15 183H14V186H16ZM36 183H37V182H36ZM62 183H61V184H62ZM67 183H68V181H67ZM85 183H87V182H85ZM106 183H104V185H105ZM116 183H117V182H116ZM116 183H115V184H116ZM119 183H120V182H119ZM119 183H118V184H119ZM122 183H124V182H122ZM122 183H121V184H122ZM127 183H125V184L127 185ZM130 183H131V184H134V185L136 184L135 182L133 183V181L130 182ZM130 183H129V185H130ZM150 183H149L148 185H151ZM160 183H161V182H160ZM160 183H159V184H160ZM166 183L168 184L169 182L167 181ZM184 183H185V182H184ZM184 183H183V184H184ZM195 183H196V185H197L198 182H195ZM205 183H206V184H205V186H206V185H207V182H205ZM209 183H210V182H209ZM215 183L219 184V183H221V182H215ZM215 183H214L213 185L216 186ZM225 183H227V185H225ZM232 183H231V185H232ZM238 183H240V182H238ZM3 184H4V183H3ZM10 184H11V183H10ZM17 184H18V183H17ZM49 184H51V183H49ZM52 184H51V186H53ZM78 184H79V182H78ZM110 184H111V183H110ZM125 184H123V185H125ZM156 184L159 186L158 183H156ZM167 184H166V185H167ZM176 184H178V181H177ZM201 184H202V183H201ZM248 184H249V183H248ZM62 185H63V184H62ZM65 185H66V183H65ZM65 185H63V186H65ZM69 185H70V184H69ZM69 185H68V186H69ZM74 185H72V186L74 187ZM79 185H80V184H79ZM79 185H78V186H79ZM116 185H117V184H116ZM129 185H128V186H129ZM173 185H174V184H173ZM173 185H172V182H171V185H170L171 188H172ZM179 185H181V182H180ZM189 185L191 186L192 183L189 184ZM209 185H210V184H208V186H209ZM234 185H235V184H234ZM236 185H237V184H236ZM236 185H235L234 187H236ZM243 185H244V184H243ZM5 186H7V185H5ZM25 186H26V185H25ZM38 186H39V185H38ZM54 186H53V187H54ZM60 186H61V185H60ZM60 186L58 187L59 189H60ZM70 186H71V185H70ZM70 186H69V187H70ZM76 186H77V185H76ZM78 186H77V187H78ZM108 186H109V185H107V187H108ZM111 186H112V185H111ZM132 186H133V185H132ZM137 186H138V185H137ZM137 186H136V187H137ZM139 186H140V185H139ZM142 186H143V185H142ZM142 186H141V187H142ZM151 186L155 187L156 185H155V186H154V185H151ZM151 186H150V187H151ZM162 186H163V185H160L159 187H162ZM164 186H165V184H164ZM183 186H184V187H187V186H185V185H183ZM198 186H199V184H198ZM198 186H197V187H198ZM205 186L202 185L203 188H204ZM208 186L205 187V188H208ZM211 186H212V184H211ZM211 186H209L208 189H210ZM217 186H219V185H217ZM224 186H223V188H224ZM239 186H240V184H239ZM260 186L262 187V185H260ZM8 187H9V186H7V188H8ZM16 187H17V186H16ZM46 187H47V186H46ZM53 187H51V188H53ZM66 187H67V185H66L65 187H63V188L66 189ZM77 187H74V188L77 189ZM80 187H81V186H80ZM88 187L90 188V186H88ZM93 187H94V186H93ZM102 187H103V186H102ZM115 187H117V186H115ZM120 187H121V186H120ZM141 187H140V189H139L140 191L138 190L139 192H141V191H143V190L145 189V187L143 186L144 188H142V190H141ZM153 187H152L151 189H153ZM184 187H183V189H184ZM192 187H193V186H191V187H189V188H192ZM200 187H201V186H200ZM228 187H229V186H228ZM234 187H233V188H234ZM244 187H247V186H244ZM19 188H20V187H18V189H19ZM48 188H49V187H47V189H48ZM58 188H57V189H58ZM61 188H62V187H61ZM82 188H84L83 190H86V191H87V189H85V187H82ZM82 188H81V189H82ZM109 188H110V186H109ZM111 188H112V187H111ZM118 188H119V187H118ZM129 188H130V186H129ZM129 188L127 187V189H129ZM137 188H138V187H137ZM155 188H156V187H155ZM166 188H168V187H166ZM175 188H176V187H175ZM175 188H174V189H175ZM181 188H182V186H181ZM189 188H186V189H189ZM195 188H196V187H195ZM203 188H201V189H203ZM205 188H204V189H205ZM212 188H213V187H212ZM212 188H211L210 190H213V189H214V192H212L211 197H212V195H216V196H217V194L215 193V192H217V190H215L216 187L213 188V189H212ZM217 188H218V187H217ZM238 188H239V187H238ZM242 188H243V187H242ZM11 189H12V188H11ZM13 189H14V190H17V189H15V187H13ZM13 189H12V191L16 193V191H14ZM47 189H45V190H47ZM49 189H50V188H49ZM79 189H80V188H79ZM93 189H94V188H93ZM104 189H105V188H104ZM107 189H108V188H107ZM113 189H114V188H113ZM122 189H123V188H122ZM148 189H149V188H148ZM148 189H147V190H148ZM168 189H169V188H168ZM168 189H167V192H170V191L172 190V189H170V191H169ZM176 189H177V188H176ZM193 189H194V188H193ZM193 189H192V191H193ZM201 189H200V190H201ZM204 189L201 190V191H204ZM224 189H225V190L223 191V193H221V192H219V193L222 194L224 200L228 203V202L232 201V200H231V197H232V196H230V194L227 192V189H228V188L225 187ZM229 189L232 190V188H229ZM235 189H236V188H234L233 191H234ZM248 189H249V188H248ZM263 189H264V188H263ZM263 189H261V190L263 191ZM20 190H21V188H20ZM23 190H24V189H23ZM23 190H22V191H23ZM53 190H54V189H53ZM88 190H89V189H88ZM99 190H100V189H99ZM99 190H97V192H98ZM117 190H118V189H117ZM117 190H116V191H117ZM120 190H121V189H120ZM125 190H126V189H125ZM157 190H158V188L156 189V191H157ZM230 190H229V191H230ZM237 190H238V189H237ZM241 190H245V189L243 188V189H241ZM241 190H240V191H241ZM49 191L51 192V190H49ZM63 191H65V190L63 189ZM69 191H70V190H69ZM73 191H74V190H73ZM79 191H80V190H79ZM79 191L76 190V192H79ZM86 191H84V192H86ZM94 191H95V190H94ZM102 191H103V193H104V191H106V190H102ZM102 191H101V192H102ZM121 191H122V190H121ZM149 191H153V190H149ZM176 191H177V190H176ZM184 191L186 192V190H184ZM187 191H188V190H187ZM189 191H191V190H189ZM201 191H200V192H201ZM208 191H209V190H208ZM235 191H236V190H235ZM246 191H247V193H248L247 188H246ZM17 192H18V191H17ZM42 192H43V191H42ZM50 192H49V193H50ZM54 192H55V193H52V192H51V193L57 195V196H56L57 198H58V194L61 195V194L59 193V191H58V194H56V193H57L56 190H55ZM61 192H62V191H61ZM81 192H83V191H81ZM81 192H80V193H81ZM109 192L112 194L114 191H109ZM117 192H118V191H117ZM117 192H116V193H117ZM129 192H130V191H129ZM139 192H138V193H139ZM143 192H144V191H143ZM143 192H142V194H145V195H146V193H143ZM162 192H163V191H162ZM172 192H173V191H172ZM174 192H175V191H174ZM181 192H182V191H181ZM196 192H197V191H196ZM209 192H210V191H209ZM230 192H232V191H230ZM242 192H243V191H242ZM242 192H241V193H242ZM22 193H24V192H21V195H22ZM43 193H44V192H43ZM47 193H48V191H47ZM62 193H63V192H62ZM65 193H66V192H65ZM71 193H72V192H71ZM71 193H70V194H71ZM89 193L91 194V191H90V190H89ZM93 193H94V192H93ZM99 193H100V191H99ZM119 193H121V192L119 191ZM138 193H137V195H138ZM150 193H151V192H150ZM152 193H153V192H152ZM155 193H157V192H155ZM155 193H154V194H155ZM159 193H160V190H159ZM164 193H165V192H164ZM179 193H180V192H179ZM183 193H184V192H183ZM186 193H187V192H186ZM191 193H192V192H191ZM193 193H194V191H193ZM193 193H192V194H193ZM236 193H237V192H236ZM239 193H240V192H239ZM241 193H240V194H241ZM44 194H45V193H44ZM66 194H67V193H66ZM68 194H69V193H68ZM70 194H69V195H70ZM76 194H78V193H76ZM84 194H85V193H84ZM84 194H83V195H84ZM111 194H110V195H111ZM123 194H124V193H123ZM135 194H136V193H134V195H135ZM142 194L140 193L139 195H142ZM161 194H162V193H161ZM172 194H173V193H172ZM175 194H177V196H178V193H175ZM180 194H182V193H180ZM180 194H179V195H180ZM187 194L190 195L189 193H187ZM197 194H200V193L197 192ZM203 194H207V192H206V193H203ZM232 194H234V193H232ZM232 194H231V195H232ZM240 194H238V195L241 197ZM245 194H246V193H245ZM15 195H16V194H15ZM17 195H18V194H17ZM21 195L19 196V199L21 198ZM41 195H42V194H41ZM55 195H54V199H55ZM71 195H72V194H71ZM86 195H87V194H86ZM93 195H95V194H93ZM100 195H102V194H100ZM100 195H99V196H100ZM105 195H107V192H106L103 196H105ZM116 195H117V194H116ZM116 195H115V196H116ZM118 195H119V194H118ZM118 195H117V196H118ZM127 195H128V194H127ZM185 195H186V194H185ZM207 195H208V194H207ZM207 195H206V196H207ZM235 195H237V194H235ZM242 195H244V192H243ZM247 195L249 196V193L245 195V198L247 197ZM260 195H261V193H260ZM263 195H264V194H263ZM37 196H38V195H37ZM37 196H36V198H37ZM44 196L46 197L47 195L45 194ZM63 196H64V194H63ZM65 196H66V195H65ZM72 196H74V195H72ZM78 196H79V195H78ZM78 196H76V197H78ZM89 196L91 197V195H89ZM96 196H98V193H97ZM103 196H101V197H103ZM148 196H149V194H148ZM148 196H147V197H148ZM161 196H162V195H161ZM169 196H171V194H169L167 197L169 198ZM174 196H175V195H174ZM177 196H176L175 199H177ZM186 196H187V195H186ZM209 196H210V195H209ZM216 196H213V197H216ZM22 197H23V196H22ZM24 197H25V196H24ZM40 197L43 198L42 196H40ZM40 197H39V198H40ZM47 197H48V196H47ZM49 197H50V196H49ZM70 197H71V196H70ZM76 197H75V198L73 197V198H74V199H77ZM82 197H83V196L81 195V198H82ZM86 197H88V196H85L84 198H86ZM105 197H106V196H105ZM119 197H121V199H122V195H121V196L119 195ZM123 197H125V196H123ZM126 197H128V196H126ZM130 197H131V195H130ZM141 197L143 198V197H145V196L142 195ZM150 197H151V196H150ZM165 197H166V195H165ZM172 197H173V196H172ZM183 197H184V196H183ZM217 197H218V201H216V202H217V203H218V202H221V201H219L220 196H217ZM233 197H234V196H233ZM243 197H244V196H243ZM249 197H250V196H249ZM249 197H248V198H249ZM28 198H29V197H28ZM41 198H40V199H41ZM50 198H51V197H50ZM63 198H64V197H63ZM65 198H67V197H65ZM73 198L71 197V200H72V201L74 200ZM78 198L80 199V196H79ZM94 198H96V197H95V196H94V197L92 196L91 199H94ZM98 198H99V197H98ZM103 198H104V197H103ZM107 198H108V196L106 197V199H107ZM110 198H112V195L110 196ZM137 198H140V197H137ZM142 198H140V199H142ZM155 198H156V197H155ZM158 198H161V197L158 196ZM170 198H171V197H170ZM170 198H169V199H170ZM179 198H180V196H179ZM179 198H178L177 200H179ZM238 198H239V197H238ZM238 198H237V199H238ZM245 198H242V197H241L242 200L245 199ZM17 199H18V196H17ZM43 199H45V198H43ZM58 199H59V198H58ZM61 199H62V198L60 197V200H61ZM79 199H77L76 202H79V201H78ZM86 199H87V198H86ZM86 199H85V200H86ZM96 199H97V198H96ZM108 199H109V198H108ZM113 199H114V198H113ZM118 199H120V198H118ZM121 199H120V200H121ZM127 199H128V201H129V198H127ZM132 199H135V198H130V203L133 201ZM140 199H139V200H140ZM145 199H146V198H145ZM149 199H150V198H149ZM152 199H154V197H153ZM165 199H166V198H165ZM173 199H174V198H173ZM183 199H184V198H183ZM237 199H234V200L236 201ZM250 199H251V197H250ZM263 199H264V198H263ZM21 200H22V199H21ZM24 200H25V199H24ZM33 200H35V199H33ZM38 200H39V199H38ZM45 200H49V198H48V199H45ZM50 200H52V198H51ZM50 200H49V201H50ZM55 200H57V199H55ZM60 200H59V201H60ZM66 200H67V199H66ZM66 200H65V201H66ZM68 200H69V199H68ZM68 200H67V201H68ZM89 200H90V198H88L87 201H89ZM102 200H104V199H102ZM109 200H110V199H109ZM122 200H123V199H122ZM157 200H161V199H157ZM162 200H163V198H162ZM207 200H211V201L213 202V199H211V198H209V199H207ZM224 200H223V201H224ZM234 200H233V201H234ZM245 200H246V199H245ZM16 201H17V200H16ZM22 201H23V200H22ZM59 201H58V202H59ZM69 201H70V200H69ZM69 201H68V202H69ZM97 201H98V200H97ZM99 201H100V198H99ZM112 201H113V202H110V203H111V204L113 203V205H114V202L117 201V200H115V201L112 200ZM137 201H138V199H137ZM137 201H136V202H137ZM143 201H144V200H143ZM164 201H165V200H164ZM164 201H163V202H164ZM173 201L175 202L176 200H173ZM181 201H182V200H181ZM181 201H180V204H181ZM211 201H210V202H211ZM214 201H215V200H214ZM225 201H224V203H225ZM251 201H252V199H251ZM257 201H258V200H257ZM34 202H35V201H34ZM36 202H37V201H36ZM36 202H35V203H36ZM42 202H45V201H42ZM42 202H41V203H42ZM55 202H56V201H54V203H55ZM73 202H75V201H73ZM73 202L70 201L71 204H72ZM84 202H85V201H84ZM84 202H83V203H84ZM90 202H91V201H89V203H90ZM93 202H95V201H93ZM101 202H103V201H101ZM107 202H108V201H106V203H107ZM118 202H119V200H118ZM124 202H126V201L124 200ZM133 202H135V200H134ZM140 202H141V200H140ZM146 202H147V200H146ZM146 202H145V203H146ZM165 202H166V201H165ZM169 202L172 203V201H169ZM178 202H179V201H178ZM178 202H177V203H178ZM186 202H187V204L189 203L188 201H186ZM22 203H23V202H22ZM38 203H40V202H38ZM47 203H48V202H47ZM52 203H53V202H52ZM60 203H61V202H60ZM85 203H86V202H85ZM85 203H84V204H85ZM87 203H88V202H87ZM96 203H98V202H96ZM103 203H104V202H103ZM103 203H102V204H103ZM110 203H109V205H110ZM115 203H117V202H115ZM121 203H122V202H121ZM126 203H129V202H126ZM145 203L143 202V204H145ZM151 203H152V202H151ZM177 203H176V206H177ZM183 203H185V202H183ZM207 203L209 204V201H208ZM213 203H214V202H213ZM221 203H223V202H221ZM230 203H231L230 205L232 206V202H230ZM238 203H240V202H238ZM241 203H243V202H241ZM241 203H240V204H241ZM248 203H249V201H248ZM263 203H264V202H263ZM24 204H25V203H24ZM32 204H33V203H32ZM64 204H65V202H64ZM68 204H69V203H67V208H69V206H71V204H70V205H68ZM79 204H80V203H79ZM90 204H91V203H90ZM102 204H100L99 207H101ZM136 204H137V203H136ZM139 204H140V203H138V205H139ZM168 204H170V203H168ZM168 204H167V205H168ZM189 204H190V203H189ZM225 204H226V203H225ZM225 204H222V205L227 206V205H225ZM240 204H239L238 206H241V207H242V205H240ZM249 204H250V203H249ZM251 204H253V203H251ZM36 205H37V204H36ZM38 205H40V204H38ZM41 205H42V204H41ZM51 205H52V204H51ZM51 205L48 206V205L45 204V206H48V208H50ZM57 205H58V204H57ZM72 205H73V204H72ZM77 205H78V204H77ZM77 205H76V206H77ZM85 205H86V204H85ZM97 205H99V204H97ZM107 205H108V204H107ZM116 205L120 206L119 203L116 204ZM125 205H126V204H125ZM130 205L133 206L132 204H129V206H130ZM140 205H142V204H140ZM162 205H163V204H162ZM162 205H161V206H162ZM185 205H186V204H185ZM212 205H213V204H212ZM214 205H216V203H214ZM217 205H218V204H217ZM219 205H220V204H219ZM222 205H221V206H222ZM253 205H255V204H253ZM259 205H260V204H259ZM21 206L23 207L24 205H21ZM29 206H30V205H29ZM29 206H27L28 209L31 208V207H29ZM64 206H65V205H63L62 207H64ZM87 206H90V205L87 204ZM94 206H95V204H94ZM103 206H104V205H103ZM127 206H128V205H127ZM127 206H125V208H128ZM135 206H137V205H135ZM135 206H134V207H135ZM143 206H144V205H143ZM150 206H151V205H150ZM157 206H159V205H157ZM165 206H166V205H165ZM171 206H172V204H171ZM171 206H169V207H171ZM189 206H190V205H189ZM234 206L237 207V204H235ZM234 206H232V207H234ZM250 206H251V205H250ZM27 207H26V208L23 207V208H24V209H27ZM36 207H37V206H36ZM40 207L42 208V206H40ZM55 207H56V206H55ZM57 207H59V206H57ZM60 207H61V205H60ZM65 207H66V206H65ZM65 207H64V208H65ZM71 207H73V206H71ZM77 207H81V205H80V206L78 205ZM82 207H83V206H82ZM82 207H81V208H82ZM112 207H113V206H112ZM121 207H122V205L120 206V208H121ZM123 207H124V205H123ZM123 207H122V208H123ZM166 207H167V206H166ZM179 207H180V206H179ZM182 207H183V206H182ZM187 207H188V206H187ZM210 207H211V206H210ZM219 207H220V206H219ZM246 207H247V206H246ZM253 207H254V206H253ZM253 207H252V208H253ZM263 207H264V206H263ZM41 208H39L40 211H41ZM46 208H47V207H46ZM51 208H53V205H52ZM51 208H50V211L52 210ZM74 208H75V204H74L73 209H74ZM84 208H86V206H84ZM102 208H104V207H102ZM107 208H108V206H106V209H107ZM116 208H117V207H116ZM120 208H119V209H120ZM136 208H137V207H135V210H136ZM138 208H139V207H138ZM145 208H146V205H145ZM149 208H150V207H149ZM171 208H172V207H171ZM171 208L168 209V210H171ZM175 208H176V207H175ZM175 208H174V206H173V209H175ZM180 208H181V207H180ZM193 208H194V207H193ZM214 208H215V207H214ZM214 208L212 207V209H214ZM216 208H217V206H216ZM221 208H222V207H221ZM243 208H244V205H243ZM28 209H27V210H28ZM55 209H56V208H55ZM59 209H61V208H59ZM71 209H72V208H70V211H71ZM73 209H72V210H73ZM79 209H80V208H79ZM91 209H92V207H91ZM141 209H142V208H140V211H141ZM151 209H152V207H151ZM151 209H150V210H151ZM166 209H167V208H166ZM186 209H187V208H186ZM188 209H189V208H188ZM219 209H220V208H219ZM225 209H228V208H225ZM231 209H232V208L230 207V211H232V212H233V209L235 210V208H233L232 210H231ZM238 209H239V208H238ZM258 209H259V211H263L261 208H258ZM258 209H257V210H258ZM263 209H264V208H263ZM21 210H23V209H21ZM21 210H20V211H21ZM34 210H35V209H34ZM42 210H43V208H42ZM45 210H46L47 212H49L48 209H45ZM62 210H63V209H62ZM67 210H68V209H67ZM75 210H76V209H75ZM82 210H83V208H82ZM87 210L90 211L88 208H87ZM94 210H95V209H94ZM94 210H93V211H94ZM98 210H99V209L97 208V211H98ZM114 210H116V209L114 208ZM137 210H138V209H137ZM148 210H149V209H148ZM153 210H154V209H153ZM155 210H156V209H155ZM176 210H177V209H176ZM215 210H216V209H215ZM221 210H222V209H221ZM221 210H220V211L216 210V213H218V212L221 213ZM236 210H237V209H236ZM236 210H235V211H236ZM242 210H243V209H242ZM247 210L250 211V209H249L248 207H247ZM253 210H254V209H253ZM28 211H29V210H28ZM30 211H32V209H31ZM37 211H38V210H37ZM52 211H53V210H52ZM52 211H51V212H52ZM59 211H60V210H58V212H59ZM65 211H66V210H65ZM68 211H69V210H68ZM80 211H81V209H80ZM83 211H84V213L90 215V213H89L88 211L86 212V209L83 210ZM83 211H82L80 214H82ZM100 211H101V210H100ZM102 211H103V210H102ZM117 211H118V208H117ZM129 211H131V210L129 209ZM132 211H133V210H132ZM163 211H166V210H163ZM188 211H189V210H188ZM223 211H224V210H222V212H223ZM249 211H248V213L250 214ZM21 212H22V211H21ZM53 212H55V211H53ZM66 212H67V211H66ZM72 212H73V211H72ZM76 212H77V211H76ZM76 212H74V213H76ZM78 212H79V210H78ZM91 212H92V211H91ZM113 212H114V211L112 210V213H113ZM119 212H121V210H120ZM122 212H123V211H122ZM122 212H121V214H122ZM124 212H125V211H124ZM126 212H127V211H126ZM134 212H135V211H134ZM137 212H138V211H137ZM142 212H144V211L142 210ZM142 212H141V213H142ZM166 212H169V213H170V211H166ZM171 212H172V211H171ZM213 212H214V211H213ZM227 212H228V210H227ZM232 212L229 213V216H228V213H227L226 215L229 217V220H228V221H229V222L231 221L232 224L234 225V228L237 229L238 231H242V229L244 230L245 227H246L247 230H249L250 228H251V229L256 228V227H257V224H259V222L256 221V220H259V221L261 220L260 222H262V220L264 221V218H263L262 216H261V218L256 217V218H259V219L250 220V219H248V218H243V217H241V215H240L239 213H236V212H233V213H232ZM237 212H238V211H237ZM22 213L25 214L24 211H23ZM38 213H39V212H38ZM38 213H37V215H38ZM93 213H94V212H93ZM97 213H98V212H97ZM127 213H128V212H127ZM141 213L138 212L137 214H140V215H141ZM148 213H149V212L147 211V214H148ZM156 213H157V211H156ZM159 213H160V212H159ZM162 213H164V212H162ZM162 213H160L161 216H163ZM174 213H177V212H174ZM178 213H179V212H178ZM178 213H177V215H178ZM211 213H212V212H211ZM211 213H210V214H211ZM216 213H213V214H211V215H212V216H213V215L217 216ZM220 213H218V219H219V217L221 216ZM224 213H226V212L224 211ZM256 213H258V211H256ZM256 213H254V214H256ZM27 214H28V213H27ZM30 214H31V212L28 214V215H29V218H30ZM35 214H36V210H35ZM42 214H43V211H42ZM44 214H46V213H44ZM48 214L51 215L52 213H48ZM48 214H46V215H48ZM62 214H63V213H62ZM65 214H66V213H65ZM65 214H64V215H65ZM68 214H69V213H68ZM68 214H66V215H68ZM71 214H72V213H71ZM76 214H77V213H76ZM100 214H101V213L99 212V215H100ZM102 214H103L104 217H107L106 214H108V213H102ZM115 214H116V212H115ZM115 214H114V216H115ZM117 214H119V213H117ZM121 214H120V215H121ZM129 214H130V213H129ZM129 214H128V216H129ZM132 214H133V213H132ZM132 214H130V215H132ZM137 214H136V215H137ZM144 214H146V213H143L142 216H144ZM160 214H159V215H160ZM166 214H167V213H166ZM170 214H171V213H170ZM170 214H169V216H168L169 218H171V217H170V216H171ZM172 214H173V212H172ZM242 214H243V212H242ZM251 214H252V213H251ZM258 214H259V213H258ZM262 214H264V213H262ZM262 214H261V212H260V215H262ZM33 215H34V212H33ZM33 215H32V216H33ZM46 215H44V216H46ZM50 215H49V217H50ZM64 215H63V216H64ZM77 215H79V214H77ZM99 215H96V216H99ZM105 215H106V216H105ZM125 215H126V213H125ZM148 215L150 216L151 213H149ZM157 215H158V214H157ZM260 215H259V216H260ZM41 216H42L41 219H42V220H45V217H44V219H43V215H41ZM71 216H72V215H71ZM79 216H80V215H79ZM79 216H78V217H79ZM81 216H83V214H82ZM103 216H102V217L100 216V217L103 218ZM122 216H123V217H122ZM122 216H121L122 218L127 217V216H124V214H123ZM138 216H139V215H138ZM138 216H137V217H138ZM145 216H146V215H145ZM152 216H153V215H152ZM154 216H155V215H154ZM172 216H174V217H172V220L176 219V217H178V219H180V218H179V215L176 216V214H174V215H172ZM175 216H176V217H175ZM245 216H246V215H245ZM263 216H264V215H263ZM37 217L40 219V216H39V215H38ZM46 217H47V216H46ZM49 217H48V219H49ZM51 217H53V214L51 215ZM66 217H67L68 219H70V218H72L73 216H72V217H70V216H66ZM66 217H64V219H65ZM74 217H75V216H74ZM87 217H88V216H86L85 218H87ZM90 217H91V219H93L92 217H94V216H90ZM108 217H109V216H108ZM115 217H116V216H115ZM115 217H114L115 220H116L117 218H120L119 215L117 216V218H115ZM129 217H130V216H129ZM131 217H132V216H131ZM135 217H136V216H135ZM250 217H251V216H250ZM253 217H255V216H252V218H253ZM33 218H34V216H33ZM35 218H36V215H35ZM35 218H34V219H35ZM94 218H95V217H94ZM112 218H113V216H112ZM122 218H121V219H122ZM138 218H139V217H138ZM140 218H141V217H140ZM140 218H139V219H140ZM145 218H147L148 220H147V219H144V220H147V221L151 220V219H150L151 216H150V218H149V217H145ZM164 218H166V215H165ZM164 218H163L162 220H164ZM173 218H174V219H173ZM220 218H221V217H220ZM31 219H32V218H31ZM31 219H30V220H31ZM34 219H33V220H34ZM39 219H38V220L36 219V220L40 222L41 220H39ZM46 219H47V218H46ZM48 219H47V222H49ZM52 219H53V218H52ZM68 219H67V220H68ZM80 219H81V218H80ZM88 219H89V218H88ZM98 219H99V218H98ZM103 219H104V218H103ZM106 219H107V218H106ZM110 219H111V218H110ZM110 219H109V220H110ZM130 219H131V218H130ZM133 219H134V221H135L136 218H133ZM212 219H213V218H212ZM214 219H215V217H214ZM58 220H60V219H58ZM75 220H76V218H75ZM75 220H74V221H73V220H68V221H71L70 223H72V221H73V222H76ZM77 220H78V218H77ZM89 220H90V219H89ZM101 220H102V219H101ZM101 220H100V221H101ZM109 220H106V221H109ZM117 220H119V219H117ZM127 220H129V219H127ZM141 220H142V219H141ZM160 220H161V218H160ZM162 220H161V221H162ZM169 220H170V219H169ZM215 220H216V219H215ZM219 220L221 221L222 219H219ZM219 220H217V221H219ZM50 221L52 222L51 219H50ZM53 221H54V220H53ZM56 221H57V220L55 219L54 222H56ZM61 221H63V220H60V223H61ZM64 221H66V220H64ZM64 221H63V222H64ZM68 221H67V222H68ZM90 221H91V220H90ZM96 221H98V220H96ZM123 221H124V220H123ZM130 221H131V220H130ZM137 221H139V220H137ZM157 221H158V220H157ZM157 221H155V223H156ZM161 221H160V222H161ZM164 221H165V220H164ZM220 221H219V223H218L219 225L222 223V222L220 223ZM228 221H225L224 224L227 222L228 225L230 224V225H229V227H230V226H231V222L228 223ZM34 222H36V221H34ZM57 222L59 223V221H57ZM78 222L83 223V224L85 225V222H86V221H85V222H83V221H82V222H81V221H77L76 224H80V223H78ZM91 222H92V221H91ZM94 222H95V219H94ZM94 222H93V223H94ZM101 222H103V221H101ZM109 222H110V221H109ZM109 222H107L108 225H109ZM112 222H113V221H112ZM112 222H111V223H112ZM118 222L120 223V221H118ZM140 222H142V221H140ZM140 222H137V223H140ZM152 222H153L152 224H155L154 221H153V218H152ZM168 222H170V221H168ZM176 222H177V220H176ZM214 222H215V221H214ZM257 222H258V223H257ZM36 223H38V222H36ZM40 223L43 224V222H40ZM45 223H46V220H45ZM70 223H69V224H70ZM88 223H90V222H88ZM93 223H90V224L92 225ZM127 223H128V222H127ZM127 223H126V224H127ZM144 223H145V222H144ZM146 223H147V222H146ZM161 223H162V222H161ZM163 223H164V222H163ZM165 223H166V221H165ZM177 223H178V222H177ZM215 223H216V222H215ZM22 224H23V223H22ZM26 224H27V223H26ZM26 224H25V225H26ZM32 224H33V221H32ZM38 224H39V223H38ZM41 224L39 225L40 228H41V226H43V225H41ZM49 224H50V225H48V224L46 223V225H48V226L51 227V226H52L53 224H55V223H52V225H51V223L49 222ZM61 224H62V223H61ZM63 224H65V223H63ZM66 224H67V223H66ZM69 224L66 225V226H68V228H70V227H73V228H74V226H72V224H70L71 226L69 227ZM74 224H75V223H74ZM76 224H75V225H76ZM83 224H82V225H83ZM86 224H87V222H86ZM90 224H89V225H90ZM101 224H102V223H101ZM104 224H105V223H104ZM117 224H118V223H117ZM121 224H122V223H121ZM123 224H124V222H123ZM129 224H130V223H129ZM150 224H151V223H150ZM150 224H149V225H150ZM156 224L158 225V222H157ZM159 224H160V223H159ZM167 224H168V223H167ZM173 224H174V223H173ZM173 224L171 225V228H172V229H173V227H174ZM222 224H223V223H222ZM222 224H221V226L223 227ZM29 225L31 226L30 223L28 224V227H29ZM35 225H36V227H38L37 224H35ZM57 225H58V224H57ZM82 225H79V226L81 227ZM87 225H88V224H87ZM89 225H88V226H89ZM91 225H90V226H91ZM96 225H98L97 222H96ZM108 225H105V226H107V228H108ZM110 225H111V224H110ZM119 225H120V224H119ZM132 225H133V220H132ZM137 225H138V224H137ZM139 225L141 226V224H139ZM139 225L136 226V224H135V225H133V226H136V227L138 228ZM142 225H143V222H142ZM157 225H156V226H157ZM160 225H161V224H160ZM198 225H199V223H198ZM216 225H217V224H216ZM219 225H218V226H219ZM228 225L226 226V224H225V227H228ZM48 226H43V227H45V229H47V231L50 232V229L46 228V227H48ZM53 226L55 227L56 224L53 225ZM53 226H52V227H53ZM60 226H62V225H60ZM66 226L63 225V229H64V227H66ZM122 226H124V225H122ZM122 226H121V227H122ZM151 226H152V225H151ZM163 226H164V225H163ZM167 226H168V225H167ZM172 226H173V227H172ZM176 226H177V225H176ZM181 226H182V225H181ZM183 226H184V225H183ZM43 227H42V229H43ZM54 227H53V228H54ZM56 227H57V226H56ZM56 227H55V228H56ZM76 227H78V226H76ZM76 227H75V228H76ZM98 227H99V226H98ZM111 227H113V226H111ZM118 227H119V226L117 225V230H116V231H119L120 228H121V227H120L119 230H118ZM125 227H126V226H125ZM128 227H129V225H127V229H128ZM142 227H143V226H142ZM184 227H185V226H184ZM197 227H198V226H197ZM199 227H200V226H199ZM203 227H204V226H203ZM247 227H248L249 229H248ZM23 228L26 229L25 226H24ZM33 228H34V226H33ZM33 228H31V229H33ZM38 228H39V227H38ZM68 228H66V233H67V234H68V232H69V229H68ZM73 228H71V230H72ZM81 228H82V227H81ZM90 228H91V227H90ZM95 228H96V227H95ZM99 228H100V227H99ZM101 228L103 229V227H101ZM129 228H130V227H129ZM137 228H136V229H137ZM143 228H144V227H143ZM157 228H158V230H159V227H158V226H157ZM160 228H161V227H160ZM171 228H170V229H171ZM231 228H232V231H233V232H232V235H234V234H233V233H234L233 227H230V229H231ZM262 228H263V227H262ZM28 229H29V228H28ZM31 229H30L29 231H31ZM34 229H35V228H34ZM51 229H52V228H51ZM57 229H58V228H57ZM67 229H68V231H67ZM78 229H80V228L78 227ZM82 229H84V228H82ZM85 229H86V228H85ZM88 229H89V228H88ZM88 229H87V230H88ZM96 229H97V228H96ZM127 229H126V230H127ZM130 229L132 230V227H131ZM133 229H134V227H133ZM144 229H145V228H144ZM144 229H143V230H144ZM170 229H168V230L170 231ZM174 229H175V228H174ZM174 229H173V230H174ZM179 229H180V228H179ZM185 229H186V228H184V230H185ZM198 229H199V228H198ZM201 229H203V228H201ZM201 229H200V230H201ZM219 229H220V228H219ZM222 229H223V228H222ZM257 229H258V228H257ZM38 230H39V229H38ZM38 230H36V232H38V234H39V231H40V233H41L42 230H39V231H38ZM52 230H53V229H52ZM60 230H61V229H60ZM71 230H70V232H73V233L76 232V233H77V231H76L77 229H76L75 231H71ZM80 230H81V229H80ZM80 230H79V233H80ZM99 230H100V229H99ZM105 230H107L106 227H105ZM105 230H104V232H106ZM112 230H113V229H112ZM162 230H163V229H162ZM173 230H171V232H172ZM177 230H178V227H177L176 231H177ZM223 230H224V229H223ZM56 231H57V230H56ZM63 231H64V230H63ZM83 231H84V230H83ZM94 231L97 232V230H94ZM120 231H122V230H120ZM128 231H129V230H128ZM133 231L135 232V230H133ZM136 231H137V234H136L137 236H136V237H140L141 235L138 236V234H140L141 232L138 233V232H139L138 229H137ZM140 231H142V230H140ZM159 231H161V229H160ZM174 231H175V230H174ZM176 231H175V232H176ZM224 231H225V230H224ZM244 231H246V230H244ZM251 231H252V230H249V232H251ZM31 232H32V231H31ZM59 232H61V231H59ZM84 232H87V231H84ZM90 232L92 233V231H90ZM96 232H95V233H96ZM101 232H102V231H101ZM124 232H125V229H124ZM145 232H147V234H148L149 229H148V231L146 230ZM163 232L165 233L164 230H163ZM171 232H170L169 234H171ZM177 232H179V231H177ZM182 232H183V231H182ZM182 232H181V233H182ZM186 232H187V230H186ZM199 232H200V231L198 230V233H199ZM203 232H204V231H203ZM216 232H217V231H216ZM220 232H222V231H219V233H220ZM227 232H228V231H227ZM229 232H230V231H229ZM235 232H236V230H235ZM253 232H254V231H253ZM33 233H34V232H33ZM43 233H45L44 230H43ZM52 233H53V231H52ZM52 233H49V234L51 235ZM61 233H62V235H64V234L66 235V233H64V234H63V232H61ZM76 233H75V234H76ZM79 233H77V235L80 236ZM82 233H83V232H82ZM91 233H87V234H88L89 236H91V235H95L94 233H92V234H91ZM102 233H103V232H102ZM102 233H101V235H104V234H102ZM106 233H109V234H110V230H109V231L107 230ZM122 233H123V231H122ZM126 233H127V232H126ZM131 233H132V232H131ZM152 233H154V230H153ZM164 233H161V234H164ZM166 233H167V232H166ZM172 233H173V232H172ZM181 233H180V234H181ZM192 233H193V231H192ZM192 233L190 232V234H192ZM194 233H195V232H194ZM196 233H197V232H196ZM198 233H197V234H198ZM205 233H206V232H205ZM213 233H215V232H211V234H213ZM236 233H237V232H236ZM239 233H241V232H239ZM247 233H248V232H247ZM256 233H257V232H256ZM36 234H37V233H36ZM38 234H37V235H38ZM45 234H46V233H45ZM85 234H86V233H85ZM96 234H98V233H96ZM109 234H108V235H109ZM127 234H128V233H127ZM161 234H159V235H161ZM169 234H168V235H169ZM175 234H176V233H175ZM180 234H179V236H180ZM199 234H200V233H199ZM201 234H202V231H201ZM217 234H218V233H217ZM222 234H224V233H222ZM250 234H251V233H249V236H250ZM257 234H258V233H257ZM30 235H31V234H30ZM42 235H43V234L41 233V236H42ZM47 235H48V234H47ZM50 235H49V236H50ZM53 235H57V236H58V234H57V232H56V233L52 234V236H50L52 239L56 237V236L53 237ZM59 235H60V237H61V234H59ZM73 235H74V234H73ZM73 235L71 234V236H70V233H69V237H68V235H66V236H67L68 238L73 237L72 239H73L74 242L72 241V239H70V240L72 241V243H75V244H76V242H77V244H78V243L80 244V242H78V240H77V241H76V239L74 240L75 235H74V236H73ZM77 235H76V236H77ZM82 235H84V233H83ZM99 235H100V234H98V236H99ZM101 235H100V236H101ZM106 235H107V234H106ZM106 235H105V237H106ZM108 235H107V236H108ZM111 235H113V233H112ZM118 235H120V233H117V236H118ZM121 235H122V234H121ZM123 235H124V237H125V234H124V233H123ZM123 235L121 236V238L123 237ZM143 235H144V234H143ZM152 235H153V234H152ZM155 235H157V237H158V233L154 234L153 236H155ZM164 235H165V234H164ZM168 235L166 234L165 236H168ZM203 235H204V233H203ZM209 235H210V234H209ZM213 235H214V234H213ZM213 235H212V236H213ZM218 235H219V234H218ZM230 235H231V233H230ZM45 236H46V235H45ZM49 236H47V237H49ZM85 236H86V235H85ZM100 236H99V237H100ZM117 236H116V239H118ZM126 236H127V235H126ZM128 236H129V235H128ZM128 236H127V237H128ZM161 236H162V238H163V235H161ZM161 236H160V237H161ZM165 236H164V237H165ZM169 236H170V235H169ZM169 236H168V237H169ZM175 236H177V235H175ZM175 236H174V237H175ZM183 236H185V235L183 234ZM198 236H199V235H198ZM205 236H206V234H205ZM214 236H215V235H214ZM214 236H213V237H214ZM220 236H221V235H220ZM224 236H226V234H225ZM224 236H222V237H224ZM235 236H237V238H241V237L243 238V236L240 235V234H237V235H235ZM34 237H35V236H34ZM50 237H49V238H50ZM60 237H56V239H54V240H57V239H59ZM77 237H78V236H77ZM87 237H88V236H87ZM87 237H85V239H86ZM92 237H93V236H92ZM92 237H91V238H92ZM102 237H103V236H102ZM108 237H111V236H108ZM113 237H115V236L113 235ZM146 237H147V236H146ZM149 237H150V236H149ZM189 237H190V236H189ZM189 237H188L189 240L186 239V240H188V242L192 241L191 239L193 238V237H192V238H189ZM207 237L210 238V236H207ZM207 237H206V238H207ZM226 237H227V236H226ZM226 237H225V238H226ZM229 237H231V236H229ZM247 237H248V236H247ZM42 238H43V236H42ZM64 238H65V237H64ZM75 238H76V237H75ZM78 238H80V240H81V237H78ZM78 238H77V239H78ZM100 238H101V237H100ZM119 238H120V237H119ZM130 238L132 239V241L135 239V238L133 239L131 236H130ZM130 238H128V239H130ZM141 238H142V237H141ZM141 238H140V239H141ZM144 238H145V237H144ZM158 238H159V237H158ZM158 238H156V239H158ZM169 238H171V236H170ZM176 238H178V237H176ZM176 238H174V239H176ZM179 238H180V237H179ZM196 238H197V237H196ZM200 238H202V237H200ZM206 238H205V239H206ZM209 238H208V239H209ZM214 238L217 239V238H219V236H218V237L216 236V237H214ZM220 238H221V237H220ZM220 238H219V239H220ZM31 239H32V235H31ZM44 239H45V237H44ZM89 239H90V238H89ZM89 239H87V240H89ZM104 239H105V238H104ZM104 239H103V241H104ZM106 239H107V238H106ZM108 239H109V238H108ZM114 239H115V238H114ZM131 239H130V240H131ZM138 239H139V238H137L136 241H137ZM142 239H143V238H142ZM149 239H151V237H150ZM154 239H155V238H154ZM156 239H155V242H156ZM165 239L168 240V238H166V237H165ZM165 239H164V240H165ZM172 239H173V238H171L170 241H171ZM180 239H182V238H180ZM184 239H185V238H184ZM184 239H182V240H183L182 243H184ZM194 239H195V237H194ZM194 239H193V242H194ZM216 239H215V240H216ZM247 239H248V238H247ZM251 239H252V238H251ZM54 240H53V241H54ZM60 240H61V238H60ZM65 240H66V239H65ZM92 240H93V239H92ZM92 240H89V241H92ZM119 240H120L119 242H121V239H119ZM122 240H123V239H122ZM146 240H147V239H146ZM161 240H162V239H161ZM186 240H185V243L187 242ZM198 240H199V239H198ZM198 240H197V241H198ZM211 240H212V239H211ZM221 240H222V238H221ZM223 240H224V239H223ZM229 240L233 241L232 239H229ZM249 240H250V239H249ZM50 241H51V240H50ZM50 241H48V242H49V243H48L49 245H50V243H52V242H50ZM71 241H69V242H71ZM81 241L84 242V240H81ZM93 241H94V240H93ZM93 241H92V243H93ZM96 241H97V239H96ZM101 241H102V240H101ZM108 241H110V239H109ZM114 241H115V240H114ZM114 241H113V242H114ZM124 241H125V238H124ZM126 241H127V239H126ZM138 241H139V240H138ZM157 241H158V240H157ZM168 241H169V240H168ZM172 241L174 242V240H172ZM175 241H178V243H180L179 240H175ZM199 241H200V240H199ZM201 241L203 242V238H202ZM201 241H200V242H201ZM205 241H206V240H205ZM250 241H251V240H250ZM36 242H37V241H36ZM36 242H34V243H36ZM42 242H45V241L42 240ZM46 242H47V241H46ZM60 242H61V241H60ZM64 242L66 243V241H64ZM64 242H63V244H62V243H61V244L59 243L60 245H63L62 247H60V248H62V250H63L64 245H65V247H64V249H65L66 247H68V246H66L67 244H68V245L71 244V243H69V242H68L67 244H65ZM85 242H86V240H85ZM111 242H112V241H111ZM111 242H109V243H107V244H110ZM115 242H116V241H115ZM134 242H135V241H134ZM151 242L153 243V239H151ZM155 242H154V243H155ZM158 242H160V241H158ZM188 242H187V243H188ZM195 242H196V241H195ZM202 242H201L200 244H203ZM206 242H208V241H206ZM212 242H213V241H212ZM212 242L210 241V243H212ZM215 242H216V244H217V241H215ZM220 242H221V241H220ZM220 242H219V243H220ZM238 242H239V241H238ZM240 242H241V241H240ZM53 243H54V242H53ZM55 243H57V242H55ZM81 243H82V242H81ZM89 243H91V242H89ZM92 243H91V246H92ZM121 243H122V242H121ZM123 243H124V245L126 244V242H123ZM128 243H129V240L127 241V247H129V246H128ZM139 243H141V241H140ZM161 243H163V242H161ZM171 243H172V242H171ZM176 243H177V242H176ZM187 243H186V244H187ZM190 243L192 244V242H190ZM190 243H188V244H190ZM208 243H209V242H208ZM210 243H209V244H210ZM83 244H84V243H82V245H83ZM85 244H86V243H85ZM85 244H84V245H85ZM107 244H106V245H107ZM111 244L114 245V243H111ZM119 244H120V243H119ZM130 244H132V243H130ZM133 244H134V243H133ZM133 244H132V245H133ZM136 244H138V242H137ZM144 244H145V243H144ZM188 244H187V245H188ZM205 244H206V243H205ZM225 244H226V243H225ZM228 244H229V243H228ZM234 244H236V243H234ZM237 244H238V243H237ZM237 244H236V245H237ZM239 244H240V243H239ZM239 244H238V246L240 247ZM44 245L48 246V245L45 244V243H44ZM44 245H43V243L41 244V246H44ZM55 245H56V244H55ZM55 245H52V244H51L50 246H51V247H52V246L55 247ZM57 245H58V244H57ZM57 245H56V247L59 248L60 245H59V246H57ZM82 245H80V246L83 248ZM87 245H88V244H86L85 247H87ZM98 245H99V243H98ZM102 245H103V244H102ZM116 245H117V243H116ZM132 245H131V246H132ZM138 245H139V244H138ZM140 245H141V244H140ZM145 245H146V244H145ZM159 245L162 246L163 244H159ZM159 245H158V246H159ZM166 245H167V243H166ZM171 245H172V244H171ZM174 245H175V243H174ZM193 245H194V244H193ZM206 245H208V244H206ZM223 245H224V244H223ZM229 245H230V244H229ZM232 245H233V244H232ZM232 245H231V246H232ZM244 245H245V244H244ZM250 245H251V244H250ZM46 246H45V248H46ZM50 246H48V247H50ZM73 246H74V245H73ZM76 246H77V245H76ZM89 246H90V245H89ZM95 246H96V245H95ZM118 246H121V245H118ZM122 246H123V245H122ZM133 246H134V245H133ZM161 246H160V247H161ZM169 246H170V245H169ZM175 246H177V244H176ZM178 246H180V245L178 244ZM191 246H192V245H191ZM197 246H198V245L195 244L196 251H197ZM199 246H201V245H199ZM218 246H219V244H218ZM218 246H217V248H218ZM220 246H221V245H220ZM226 246H227V245H226ZM226 246H225V247H226ZM7 247H8V246H7ZM36 247H38V249H39V248H40V245H39V246H36ZM48 247H47V248H48ZM51 247H50V248H51ZM71 247H72V245H71ZM77 247L79 248V245H78ZM92 247H94V244H93ZM92 247H91V249H90V248H88V249H89L90 251H93V252H94L95 250H92V249H94V248H92ZM99 247H100V246H99ZM99 247H98V248H99ZM106 247H107V246H106ZM108 247H111V246H108ZM113 247H114V246H113ZM113 247H112V249H113ZM125 247H126V246H125ZM141 247H142V246H141ZM141 247H140V249H142ZM143 247H144V246H143ZM145 247H146V246H145ZM149 247H150V246H149ZM149 247H148V248H149ZM151 247H153V246H151ZM156 247H157V246H156ZM160 247H158V248H160ZM163 247H164V246H163ZM163 247H162V248H163ZM185 247H186V246H185ZM207 247H208V246H207ZM211 247H212V245H211ZM215 247H216V245H215ZM215 247H213V248H215ZM229 247H230V246H229ZM229 247H228V248H229ZM236 247H237V246H236ZM42 248H43V247H41V249H42ZM45 248H44V249H45ZM60 248H59V249H60ZM73 248H76V247L74 246ZM78 248L76 249L77 251H78ZM82 248H81V249H82ZM96 248H97V246H96ZM96 248H95V249H96ZM100 248H101V247H100ZM117 248H118V247H117ZM117 248H116V250H115L116 253L114 252L115 255L117 254V251L119 250V248H118V249H117ZM129 248H130V250H132L131 247H129ZM134 248H135V247H133V249H134ZM137 248H139V247H137ZM148 248H147V250H148ZM162 248H161L160 250H158V251H160V252H162V253L166 252V249L164 250V252L161 251ZM164 248H165V247H164ZM193 248H194V247H193ZM195 248H194L192 251H194ZM202 248H204V247H202ZM205 248H206V247H205ZM217 248H216V249H217ZM219 248H220V247H219ZM222 248H224V247H222ZM230 248H231V247H230ZM230 248H229V249H230ZM5 249H6V248H5ZM5 249H4V250H5ZM20 249H21V248H19V250H20ZM32 249H33V250H36V249H34V248H32ZM38 249H37V250H38ZM51 249H52V248H51ZM53 249H54V248H53ZM56 249H57V248H56ZM66 249H67V248H66ZM83 249H84V248H83ZM86 249H87V248H86ZM120 249H121V248H120ZM124 249H128V248H124ZM149 249H151V248H149ZM167 249L169 250L170 248L167 247ZM179 249H180V248H179ZM181 249H184V248H181ZM187 249H189V247H188ZM210 249H212V248H210ZM231 249H233V248H231ZM231 249H230V250H231ZM248 249H249V248H248ZM10 250H13V248L10 249ZM10 250H9V247H8L7 252L9 251V253H11ZM17 250H18V248H17ZM42 250H43V249H42ZM46 250H47V249H46ZM46 250H45V251H46ZM49 250H50V249H49ZM62 250H60V251H62ZM67 250H69V249H67ZM103 250H104V249H103ZM142 250H143V249H142ZM155 250H156V249H155ZM168 250H167V251H168ZM170 250H171V249H170ZM170 250H169V252H170ZM185 250H186V249H185ZM213 250H214V249H213ZM213 250H207V251L210 253V251L212 252ZM223 250H225V249H223ZM227 250H228V249H227ZM237 250H238V249H237ZM2 251H3V250H2ZM15 251H16V250H15ZM21 251H22V249H21ZM38 251H39V250H38ZM40 251H41V250H40ZM47 251H48V250H47ZM50 251H51V250H50ZM54 251H55V250H54ZM54 251L52 250V252H54ZM57 251H58V250H56V254L58 253V254H57L58 257L61 256V255H59V252H57ZM80 251H81V250H80ZM90 251H88V253H89ZM97 251H99V249H97ZM119 251H120V250H119ZM134 251H136V250L134 249ZM158 251H156V252H158ZM180 251H181V250H180ZM182 251H183V250H182ZM187 251H188V250H187ZM201 251H202V250H201ZM221 251H222V250H221ZM233 251H234V250H233ZM0 252H1V251H0ZM22 252H23V251H22ZM35 252H36V251H35ZM48 252H49V251H48ZM52 252H51V253H52ZM63 252H64V251H63ZM63 252H62L61 254H63ZM71 252H72V251H71ZM82 252H83V251H82ZM102 252H103V251H102ZM104 252H105V251H104ZM121 252H122V251H120V253H121ZM123 252H124V251H123ZM139 252H140V251H139ZM141 252H142V251H141ZM141 252H140V253H141ZM143 252H144V250H143ZM148 252H151V251H148ZM152 252H154V251L152 250ZM152 252H151V253H152ZM160 252H159V254H158V253H155V252H154L155 255L152 254L153 256H156V258H154V260L156 259L155 261H157L158 264H172V263L175 261L176 256L179 254V253H178L179 251H178L177 248H176L175 250H173V252L171 251L172 253L170 252V254H168V255H170L169 257H172L173 262H172V263H171V262L169 263V261H167L168 259L166 258V256H165V258H164L163 255L160 254ZM208 252L205 251V253H208ZM219 252H220V251H219ZM219 252H218V253H219ZM229 252H230V251H229ZM235 252H237V251H235ZM238 252H241V251H238ZM1 253H2V252H1ZM12 253H13V252H12ZM39 253H42L41 256H42V259H43V255H44L45 253H44V254H43V252H39ZM39 253L37 254V252H36L35 256L40 255ZM65 253H66V252H64V254H65ZM68 253H69V252H68ZM68 253L65 254V255L68 256V255H69ZM73 253H74V252H73ZM78 253H79V252H78ZM85 253H86V252H84L83 255H84ZM88 253H86V254H88ZM91 253H92V252H91ZM91 253H90L89 255L92 256V258H93V255L95 256V254H94V253L91 254ZM114 253H113V254H114ZM128 253H129V252H128ZM131 253H132V252H130L128 255L131 256V257L133 258V255H130ZM137 253H138V252H137ZM184 253H185V252H184ZM191 253H192V256H194L196 253L198 254V252H195V251H194V252H191ZM191 253H190V254H191ZM193 253H195V254L193 255ZM212 253H213V252H212ZM212 253H211V254H212ZM225 253H227V252H225ZM232 253H233V252H232ZM232 253H231L230 255H228V256H229V257H230V256L232 257ZM242 253H243V252H242ZM249 253H250V252H249ZM249 253H248V255H249ZM13 254H14V253H13ZM18 254H19V252H18ZM30 254H31V252H30ZM48 254H49V253H47L46 256H47ZM52 254H53V255H56V254H54V253H52ZM70 254H71V253H70ZM80 254H82V253L80 252ZM104 254H105V253H104ZM123 254L126 255V254H127V251H126V254H125V253H123ZM143 254H144V253H143ZM146 254L148 255V259H149V257H150L149 255H150V254L147 253V251H146ZM197 254H196V255H197ZM211 254H209V255L207 254V255L210 256ZM227 254H228V253H227ZM234 254H235V253H234ZM234 254H233V255H234ZM237 254H239V253H237ZM240 254H241V253H240ZM2 255H3V254H2ZM11 255H12V254H11ZM15 255H16V254H15ZM57 255H56V256H57ZM75 255H76V254H75ZM77 255H78V254H77ZM89 255H88V256H89ZM97 255H98V254H97ZM97 255H96V256H97ZM105 255H109V254L106 253ZM128 255H126L125 258H126ZM141 255H142V254H141ZM147 255H145V256L147 257ZM165 255H166V254H165ZM184 255H185V254H184ZM243 255H244V253H243ZM6 256H7V254H6ZM17 256H18V255H17ZM17 256H15V258H16ZM46 256H45V258L47 259L48 257H46ZM71 256H72V255H71ZM86 256H87V255H86ZM86 256H84V259H85ZM88 256H87V257H88ZM90 256H89V257H90ZM121 256H122V254H121ZM139 256H140V255H139ZM139 256L136 258V260H138L137 262H139V260H140V259H138V258H140L141 256H140V257H139ZM142 256H143V255H142ZM153 256H152V258H153ZM180 256H182V254H181ZM188 256H189V254H188ZM208 256L205 255V256H203V257L206 258V257H208ZM226 256H227V255H226ZM228 256H227L226 258H228V260H229V257H228ZM235 256H236V255H235ZM240 256H241V255H240ZM240 256L238 255V258H239ZM9 257H11V256H9ZM27 257H28V256H27ZM27 257H25V258H27ZM39 257H40V256H39ZM39 257H38V258H39ZM49 257H50V254H49ZM65 257H66V256H65ZM65 257H64V258H65ZM72 257H73V256H72ZM72 257H71V258H72ZM78 257H79V256H78ZM89 257L87 258L88 260H90ZM108 257H112V255L105 257V261H108V260H109ZM131 257H130V258H131ZM169 257H168V258H169ZM177 257H178V256H177ZM203 257H202V255L198 254L195 258L193 257L194 260H193L190 264H203V260H204ZM219 257H220V255H219ZM231 257H230V258H231ZM242 257H244V256H242ZM245 257H246V256H245ZM3 258H5V255H4ZM15 258L13 257V259H15ZM22 258H23V257H22ZM22 258H20V260H21ZM29 258H30V256H29ZM29 258H28V259H29ZM31 258H32V255H31ZM34 258H36V257H34ZM34 258H32V259L35 260ZM45 258H44V259H45ZM54 258H55V257H54ZM59 258H60V257H59ZM64 258L61 257L60 260H61V259H64ZM71 258H69V260H71ZM92 258H91V259H92ZM94 258H95V260H96V258L98 259V257H94ZM99 258H101L100 255H99ZM106 258H107L108 260H106ZM122 258H123V257H122ZM125 258H124V259H125ZM128 258H129V257H127L125 260L127 261ZM193 258H192V259H193ZM208 258H209V257H208ZM215 258H216V257H215ZM226 258H225V259H226ZM233 258H234V256H233ZM233 258H232V259H233ZM238 258L235 257L234 260H237ZM5 259H6V258H5ZM18 259H19V257H18ZM18 259H17V260H18ZM32 259H31V260H32ZM36 259H37V258H36ZM46 259H45V261H47ZM52 259H53V258H49L48 260L50 261V260H52ZM56 259H58V258L56 257ZM81 259H82V257H81ZM84 259H83V260H84ZM87 259H85V260H87ZM112 259H113V257H112ZM112 259H111V260H112ZM117 259H118V256H117ZM146 259H147V258H146ZM177 259H179V257H178ZM180 259H181V258H180ZM180 259H179V260H180ZM183 259H184V258H183ZM189 259H190V258H189ZM206 259H207V258H206ZM218 259H220V258H218ZM225 259H224V260H225ZM1 260H3V259H1ZM10 260H12V259H10ZM15 260H16V259H15ZM37 260H38V259H37ZM37 260H36V262H37ZM40 260H41V259H40ZM53 260H54V259H53ZM65 260H67L66 262L69 263L68 259H65ZM95 260H94V261H95ZM100 260H101V259H100ZM100 260H99V261H100ZM102 260H103V259H102ZM111 260H110V262H111ZM113 260H116V256H115V258H114ZM113 260H112V262H113ZM118 260H119V259H118ZM136 260H135V261H136ZM207 260H208V259H207ZM239 260H240V259L237 260V263L240 262ZM250 260H251V259L249 258V263H250ZM18 261H19V260H18ZM18 261H17V263H15V264H18ZM22 261H23V260H22ZM25 261H26V260H25ZM29 261H30V260H29ZM29 261H27V262H29ZM41 261H42V260H41ZM45 261H44V263H45ZM54 261H56V260H54ZM62 261H63V260H62ZM73 261H74V260H73ZM73 261H70V262H73ZM76 261H77V260H76ZM92 261H93V260H92ZM103 261H104V260H103ZM103 261H102V262H103ZM122 261H123V260H122ZM135 261H134V262H135ZM149 261H153V259H152V260L149 259ZM183 261H184L186 264H188L185 260H183ZM183 261H182V264H184ZM208 261H209V260H208ZM213 261H214V264H215V260H213ZM220 261H221V260H220ZM238 261H239V262H238ZM263 261H264V260H263ZM2 262H3V261H2ZM7 262H10V261H8V257H7ZM11 262H12V261H11ZM15 262H16V261H15ZM42 262H43V261H42ZM42 262H41V264H43ZM47 262H48V261H47ZM47 262H46V263H47ZM50 262H51V261H50ZM57 262H58V261H57ZM85 262H86V261H85ZM87 262H88V261H87ZM89 262H91V261H89ZM97 262H98V261H95L96 264H97ZM112 262H111V264H112ZM115 262H117V261H114V263H115ZM124 262H125V261H124ZM128 262H129V259H128V261H127L126 264H128ZM134 262L132 261V263H134ZM137 262H136V263H137ZM140 262H142V260H140ZM205 262H206V260H205ZM225 262H227V261H225ZM228 262H229V261H228ZM228 262H227V263H228ZM242 262H243V260L241 261V264H243ZM0 263H1V262H0ZM5 263H6V261H5ZM5 263H4V264H5ZM23 263L25 264L26 262H23ZM46 263H45V264H46ZM48 263H49V262H48ZM48 263H47V264H48ZM51 263H52V262H51ZM58 263L60 264V262H58ZM64 263H65V261H64ZM64 263H63V264H64ZM75 263H76V262H75ZM81 263H82V262H81ZM83 263H84V262H83ZM95 263H93V264H95ZM107 263L109 264V262H107ZM118 263H120V261H118ZM118 263H116V264H118ZM130 263H131V259H130ZM130 263H129V264H130ZM144 263H145V262H144ZM146 263H147V262H146ZM149 263H150V262H148V264H149ZM174 263H175V262H174ZM174 263H173V264H174ZM177 263H178V262H177ZM209 263H210V262H209ZM219 263L222 264V263H223V259H222V262H219ZM219 263H218V264H219ZM233 263H234V261H232V263H230V264H233ZM7 264H10V263H7ZM12 264H13V262H12ZM19 264H22L21 261L19 262ZM27 264H28V263H27ZM31 264H32V263H31ZM34 264H35V262H34ZM36 264H37V263H36ZM38 264H39V263H38ZM49 264H50V263H49ZM52 264H54V263H52ZM61 264H62V262H61ZM71 264H74V263H71ZM76 264H78V263H76ZM85 264H86V263H85ZM105 264H106V263H105ZM124 264H125V263H124ZM134 264H135V263H134ZM140 264H141V263H140ZM142 264H143V262H142ZM153 264H154V262H153ZM155 264H156V263H155ZM178 264H179V263H178ZM180 264H181V262H180ZM211 264H212V263H211ZM216 264H217V261H216ZM223 264H224V263H223ZM234 264H236V262H235ZM239 264H240V263H239Z\"/></svg>",
    "mask_w": 264,
    "mask_h": 264
}]
</instances>
